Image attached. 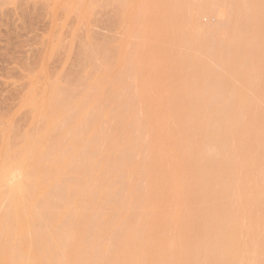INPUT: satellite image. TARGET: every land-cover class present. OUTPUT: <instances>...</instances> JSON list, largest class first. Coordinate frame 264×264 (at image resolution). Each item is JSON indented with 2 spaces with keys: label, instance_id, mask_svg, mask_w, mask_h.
I'll return each instance as SVG.
<instances>
[{
  "label": "rangeland",
  "instance_id": "374dc122",
  "mask_svg": "<svg viewBox=\"0 0 264 264\" xmlns=\"http://www.w3.org/2000/svg\"><path fill=\"white\" fill-rule=\"evenodd\" d=\"M84 0H55V1H53V0H0V134H2L3 136H4V134L5 135H7L6 133H4L3 134V132L4 131H6V128L7 129H11V132H12V134L11 133H9V134H11L12 135V137H14V138H12V137H8V138H12L10 141H13V142H18V141H16L15 139L16 138H18L19 137V139L21 138V137H23V136H25V134L26 133H29L28 132V130H32L33 128V130H37V129H41L40 131L42 132L44 129L43 128H41V127H43L44 126V124H45V120L43 121L42 119V121H39L38 119H39V117H36L37 115L39 116V114H41L39 111H41V110H39L40 108H41V106H39L40 108H37V109H34V104H35V102L36 101H41V99H43V95L41 94V92H42V90L45 88V90L44 91H46V88H48V86L47 87H45L46 85H50V84H53V85H56V84H54V81L55 80H60L59 81V83L58 84H61V78L62 79H64V80H66L67 81V86L69 87V85H70V91L72 92V96H71V102L70 101H68V102H70V103H67V105H69L70 104V107H65V109L67 108L68 109V111H67V113L65 114V116H64V120L66 121V123H68V125H69V120H67V119H70V120H72L73 118H74V120H72L71 122V124L68 126V128L66 127V133H64V135H63V137H64V141H66V142H63V145H64V143H66L64 146L67 148H63V151H64V149H66L64 152H66V153H64V152H62V150L61 149H58L59 148V146L60 145H57L56 144V147L58 146V148H53L54 146H52L50 149H53V150H49L50 151V153H48V149H47V157H46V154H45V152H44V154H43V156L44 157H46L47 158V160L45 161V159H44V162H42L41 161V163H40V165L41 166H46V167H49V165H51L55 160H56V158H58L57 159V163L60 161L61 162V164L60 165H62V169L64 170L65 168H66V170H70L71 171V168H72V166L74 165L75 166V164H73L72 162H74V161H72L71 162V160H75V159H78V158H73V159H69L70 160V162L72 163V165H71V163H69L68 162V158L67 157H69V156H67L68 155V152L70 151V149L72 148V144L70 145V141L72 140H75V142L76 141H78L79 140V142H81L82 140H81V137L83 138V136L81 135L80 136V134H84L85 135V137L86 138H88L89 139V142H91L92 141V143L93 142H96L95 144L93 143V145H94V147H96L95 145L96 144H98L99 146H101V144L105 141V140H103V138L104 137H106L107 138V135L108 134H106L105 135V133H106V130H108V133L110 132L111 133V135H113L114 133H113V131H114V129L116 128V127H118L119 125H121L122 127L124 126L125 127V121H124V123H123V121H121V120H123V119H121L120 121V123L119 122H116V124L115 125H113V126H116V125H118V123H119V125L118 126H116V127H112V125H111V123L113 122V121H115L116 119H118L119 120V117L117 116L116 117V115H117V112L116 111H118L117 109H116V111H115V113H113L114 114V116L116 117H114L113 115H111L112 116V118H115V120L114 119H109V121H112L111 123L110 122H108V120H105L106 118V116H104V114L106 115V113H104V114H102L103 116H102V118H105V119H101L100 117V119L101 120H99V121H101L100 123H99V125L98 124H93V123H91L92 122V119H93V117L92 118H90L91 116H93L92 114L94 113V117H96V116H99V115H101L98 111H96V107L98 106H95V105H92L93 103H94V100H95V103H96V101L98 100V99H95L96 97H97V95L98 96H100V94H96V92H95V94H94V90H96L97 91V93H99L98 92V90L99 91H101L100 89V87H102V86H100V87H97L98 86V83L99 82H101V83H103L104 82V80L106 81V79H101V78H99V75H98V73L100 72L99 70H100V67H101V71H102V67H103V65H105V66H109V67H113V63L112 62H114L115 60V58L116 57H118V59H119V57H122V56H119L118 54H120V52H121V54L123 55V54H126V56L124 55L123 57H125V58H121L122 59V61H124L123 59H125V60H127V55H128V58H131L130 60L132 61H129V59L127 60V61H125V62H121V60H117V58H116V61L117 62H119L118 63V65L120 64V62H121V65H117L119 68H120V66H123V64L122 63H126V62H128V63H126V65L124 64V66L126 67V66H129V65H131L129 68H130V70H129V68H127L128 69V71L126 70V75H124L123 73V77L122 76H120L119 74V77L122 79L123 78V85L124 84H126V86H127V91L129 92V90L131 91V89H133L132 91H131V93H130V97H133V95H134V98H136V99H134L133 98V100L135 101H133L130 97V99L127 101V104L129 105V101L130 100H132V105H130V106H133L134 104V106H133V108H135V110L133 109V108H131V109H128V110H126L127 108H128V106H126V105H124L125 107H127L126 109H125V107H122V108H120V112H122V110H124L123 112H124V114L122 113L121 115H122V117H123V115H125V116H127V120H128V118H129V115H130V117H131V119L133 118H135L134 119V121H132L131 119H129L128 121L129 122H131L130 123V125L134 122V124H133V126H135V123L136 122H140L141 124L138 126V124H136V126H138L137 127V129H139V130H137L136 129V127H134L136 130H135V132H133V134H132V132H130L131 134V137H132V142L134 143L137 139V142L139 141V143H142L141 144V146H143V147H141V149L143 148V149H145V151L143 150V151H141V149L139 150V153L138 152H132L133 154H136L137 156H139L138 154H140V152H141V154L142 155H140V156H142V157H145L147 154H148V152H150V150L148 151V150H146L147 148L148 149H151L152 147V149H153V151L154 150H156V148H157V146H159V145H157V143H156V141H153V142H151L153 139H154V136L156 137L157 136V132H156V130L158 131V129H156L157 127H159V125L158 124H155V123H161L162 122V124H164L165 122H166V126H167V129L170 127V128H172V123L175 121H173V118L174 117H172L173 116V114H172V116H170V117H172V118H170L166 113H164L165 111L168 113V111H167V109H171L170 108V105H173L172 107H178V108H180L181 106L179 105V104H177L176 105V103H177V101L179 100V99H181V100H187V99H189V100H187L188 101V104L190 105V104H192V103H190L189 101H190V94H189V92L191 93V90H190V88H191V86H192V84L194 85V82L196 81V79L198 78V75H196V74H193V73H196L199 69L198 68H201L202 66H207V69L205 70V68H204V70L206 71V72H203L204 74H206V73H208V72H210L211 73V70L209 71L208 70V66H210L209 67V69H211L212 67H211V63L212 64H214L215 62H218L217 61V59L218 58H220L221 56H223V54L222 53H224V52H222L221 51V47L219 48L218 46L221 44L220 42H222L223 43V41H221V40H224V44L226 43L225 42V39H227L226 37H229V33H230V35L232 36V33L234 32V34H233V36H236L237 38H241V40H239V41H241L242 43H243V46L245 47L246 46V44H248L245 48H243V47H241V49L240 50H244V51H246V53L245 54H247V51H249V48H247V47H249L250 46V48L252 49V50H256V49H254V47L256 46L257 48H260V49H258V51L259 50H261V47L260 46H263L264 47V45L262 44V42L264 43V38H263V41H261L260 43H261V45H260V43H256V41L258 42V41H260V39H262V37H259L258 35H256V27L255 28H253L254 26V24H257V26H259V24H261L260 25V27H258L257 28V30L259 31H257L258 33L257 34H259V33H261L262 34V32H260V31H262V30H260V29H263L264 28V26H262V25H264L263 23L264 22H262L263 20L261 19H259L260 21H256V18H255V20L254 21H256V22H254L253 20V29H255L254 30V33H252V34H254V37H257L258 39H254V38H252V35H250L249 33V35L251 36V38H252V40H251V38H248L247 39V43H246V41H243V39H242V34L244 35V33L243 32H248L250 29H249V26H248V24H251V21H249V17L248 18H245V22L244 23H248V24H244V25H247L248 27L246 28V26H244L246 29H244V28H241L240 26L241 25H243L242 23L240 24V28L242 29V31L241 30H239L238 29V27L236 26V25H234V23H233V21H234V17H233V19L232 20H230L231 18V14H230V7L229 6H231L229 3H227V1L226 0H183V3L182 4H184V5H182L181 3H180V1L179 0H174L173 2H168V3H170V4H168V3H165L167 0H165V1H163V3H165V4H167L166 6H168V8L170 9V7H172V5H173V7H175V8H171V10H172V13H171V16H169L170 18L172 17V19L170 20L169 18H167L168 16V13H170V12H168V8L164 5V4H162V5H164L165 7L163 8V9H160V10H158L157 12L159 13V11H161V12H163L164 13V15L165 16H167L166 18H167V21L166 20H161V19H159V15L161 16V15H163V13H161L160 12V14H156L157 16H155V17H157L156 19H154L155 17H154V15H153V12H155V10L152 12V14L150 13L151 11H149V10H147L149 7H148V5H150V4H148V5H146V4H144V3H149L151 0H149V2L147 1V0H92L93 2H91V0H85L84 2H83ZM110 1H111V3H110ZM114 1V2H113ZM156 0H154V2H155ZM159 1V3H160V1H162V0H158ZM170 1V0H169ZM185 1V2H184ZM229 1V0H228ZM230 1H232V0H230ZM229 1V2H230ZM249 1V0H248ZM58 3V5H57V3ZM62 4H64V2H67L68 4H69V2H70V4H69V6L70 7H67V6H65V4L62 6V5H60L61 3ZM94 2L96 3V4H94ZM102 2V3H101ZM106 2V3H105ZM118 2V3H117ZM153 2V1H152ZM151 2V3H152ZM182 2V1H181ZM220 2V3H219ZM234 2H236L237 4H238V2L237 1H234ZM252 2V1H251ZM22 3V4H21ZM66 3V4H67ZM99 3V4H98ZM115 3V4H114ZM118 5H117V4ZM187 3V4H186ZM247 3V2H246ZM258 3V4H257ZM105 4V5H104ZM108 4V5H107ZM139 4V5H138ZM141 4H142V8L144 7V6H146V7H144L143 9L141 8ZM179 4V5H178ZM229 4V5H228ZM233 4V3H232ZM236 4V5H237ZM250 4V3H249ZM252 4V3H251ZM55 5V6H54ZM86 5V6H85ZM96 5V6H95ZM157 5H159V4H157ZM160 5H161V3H160ZM176 5H178V6H176ZM181 5V6H180ZM235 5V4H234ZM235 5V6H236ZM248 5V4H247ZM247 5H245V6H247ZM52 6H54V7H52ZM60 6V8H58ZM62 6V7H61ZM91 6H92V8H91ZM138 6H140L139 8V10H137L138 9ZM152 6H154V4L152 3ZM152 6H150V8L152 9L153 7ZM205 6V7H204ZM240 6H241V4H240ZM249 7L251 6V5H248ZM183 7V8H182ZM207 7V8H206ZM210 7V8H209ZM233 7V6H232ZM239 7V6H238ZM237 7V8H238ZM65 8V9H64ZM92 10H91V9ZM94 8V9H93ZM159 8H162V7H159ZM177 8H179V10H180V12L181 13H179V10L177 9ZM185 8H187V9H185ZM204 8H205V10H204ZM234 8V7H233ZM252 8H254V10H257V11H254L255 12V14L254 15H256L257 13L256 12H261V10H262V12H263V8H264V2L262 1V0H258V1H256V6L255 7H252ZM252 8H249V9H252ZM261 8V9H260ZM69 9V10H68ZM142 9V10H141ZM155 9H158V8H155ZM164 9H167L166 11H164ZM177 9V10H176ZM211 9V10H210ZM229 11H228V10ZM235 9H236V7H235ZM241 9L243 10V7L241 6ZM248 8L246 9V8H244V10H247V12H246V14L248 13V10H249ZM71 10V11H70ZM144 10H145V12L147 13V15H146V13H143L144 15H146V17L148 16H150L151 18L153 17V19H151L150 21L152 22H150V21H148L147 20V22L148 23H146V17L144 16V18H145V20H144V25H145V23H146V26H144L141 22H139V20L137 21V22H139V24L141 23L142 25H139V24H137V23H134L133 22V25L134 26H136V24L139 26V28H140V26H141V28H146V30L143 28V29H141L140 28V30H139V28L137 27H135L136 29H138V32L139 31H143L144 32V35H142L143 33H138V34H136L137 32H136V30L135 29H133V30H135V33L134 32H131L132 30H130V29H128V25L130 24V23H132V22H129V24H127V26H126V21L131 17H133V15L132 16H130V14L131 13H136L135 11H138V12H141V13H139L140 15L142 14V12H144ZM171 10H169V11H171ZM183 10V11H182ZM243 10V11H244ZM131 12L130 14L128 13V12ZM133 11V12H132ZM149 11V12H148ZM177 11H178V13H177ZM205 11V12H204ZM209 11V12H208ZM231 11H233V10H231ZM235 11H240V8L239 9H237V10H235ZM252 11V10H251ZM245 12V11H244ZM250 12V11H249ZM129 14V18H127V14ZM233 13V15L236 13V12H232ZM239 13V12H238ZM253 12H250L249 13V15H251ZM258 13V14H259ZM264 13V12H263ZM126 14V15H125ZM142 14V15H143ZM149 14V15H148ZM167 14V15H166ZM172 14H174L175 16L173 17V15ZM176 14H177V16H176ZM230 14V15H229ZM262 14V13H261ZM89 15V16H88ZM139 15V16H140ZM142 15L140 16V17H142ZM170 15V14H169ZM248 15V14H247ZM260 15V14H259ZM259 15H256L257 16V18H258V16ZM138 16V15H137ZM138 16V17H139ZM230 16V17H229ZM234 16H236V15H234ZM264 15H262V16H260V17H263ZM254 16H253V14H252V18H250V20L251 19H254L253 18ZM162 18H164L163 16H162ZM165 18V19H166ZM228 18V19H227ZM230 18V19H229ZM125 19H127L126 21H125ZM133 19V18H132ZM131 19V20H132ZM135 19V18H134ZM138 19V18H137ZM247 19V20H246ZM130 19L128 20V21H131ZM159 20V21H158ZM228 20H230V21H232V23H230ZM236 20V19H235ZM127 21V22H128ZM133 21V20H132ZM134 21H136V19L134 20ZM140 21H143V18H141L140 19ZM125 22V23H124ZM155 23V24H154ZM229 23H230V25H229ZM152 24H153V26H152ZM226 24V25H225ZM236 24V23H235ZM131 25V24H130ZM147 25H149L148 27H147ZM134 26H133V28H134ZM143 26V27H142ZM151 26H152V28H151ZM227 26H229V28H230V26H232L233 27V29H231L232 31H230V29L227 27ZM227 27V30L228 31H230L229 33L228 32H226V30H224L225 28ZM130 28H131V26H130ZM152 30H151V29ZM224 28V29H223ZM132 29V28H131ZM219 29H222V30H219ZM234 29H236V30H234ZM253 29H251L252 31H253ZM130 30V31H129ZM145 30V31H144ZM149 30H151V31H149ZM210 30V31H209ZM250 30V31H251ZM128 31V32H127ZM206 31V32H205ZM130 32V33H129ZM232 32V33H231ZM146 33V34H145ZM148 33H149V35H148ZM151 33V34H150ZM240 33H241V37H239L238 35H240ZM251 33V32H250ZM264 33V32H263ZM211 34V35H210ZM218 34V35H217ZM185 35V36H184ZM208 35V36H207ZM213 35H216V36H213ZM247 35V34H246ZM246 35H244V36H246ZM256 35V36H255ZM260 35V34H259ZM205 36V37H204ZM213 36V38L214 37H217V38H219L218 40H220L219 41V43L220 44H218V48H215L216 46H214V43L216 42H218L217 40H215V42H212V41H214V39L213 40H211V43L213 44V48H211V49H213V50H215V49H218V52H219V49H220V51L222 52V53H220V54H222L220 57H219V53L217 52V51H215V52H217V53H215L213 50H212V52H211V50L209 51L208 49H210V43H209V40L208 39H210L211 37ZM220 36V37H219ZM249 36V37H250ZM145 37V38H144ZM187 37V38H186ZM190 37V38H189ZM210 37V38H209ZM248 37V36H247ZM246 37V38H247ZM263 37H264V35H263ZM144 38V39H143ZM216 38V39H217ZM237 38H235V40L237 39ZM245 37H244V39H246ZM230 39H232V41H234V39H233V37L231 38L230 37ZM186 40H189V41H186ZM191 40V41H190ZM203 41V40H207L208 41V43H209V48H206V45H207V42H205V46H203V48L201 49L200 47H198L197 46V44H198V42L199 41ZM238 40L237 41H235V42H238ZM229 41V40H228ZM231 41V40H230ZM248 41L250 42V43H253L252 45L250 44V43H248ZM192 42V43H191ZM201 42H199L200 44L199 45H201ZM241 42H239V44H241ZM197 43V44H196ZM215 43V45H217ZM189 44H190V46H189ZM196 44V45H195ZM202 44H204V43H202ZM259 44V45H258ZM88 45H90V46H88ZM93 45H94V47L96 48V46H97V48L100 46V47H102V49H103V47L105 48H109L108 50H111V52L114 50V52L115 51H120L118 54H117V56H116V53L114 54V58L112 59V62H109V64L110 65H112V66H110L109 64H104V63H102L103 62V60H99V61H101V62H99L98 60H96V59H92L91 61L89 60V59H87L88 58V56H86L85 57V55H86V52L87 51H89V50H87L86 52L84 51L86 48H90V47H93ZM96 45V46H95ZM191 46H193V47H191ZM196 46V47H195ZM222 46V45H221ZM227 46V45H226ZM240 46H242V44L240 45ZM83 47H85V49L83 48ZM93 47V49H95ZM99 47V48H100ZM187 47V48H186ZM191 47V48H190ZM200 48L201 50H205L206 51V49H207V52L208 53H210V54H208L207 52L206 53H202L201 55L199 54L198 55V53H197V55H196V51L197 52H201V50H198V48ZM205 47V48H204ZM230 47V46H229ZM188 48L190 49V50H188ZM192 48H194V49H196V51H195V55L196 56H198V58H196L197 59V64L199 65H197L196 67H198V68H192L193 67V58L195 57H193V55L194 54H192L191 55V53L194 51V49H193V51H192ZM225 48H227V47H225ZM236 47H233L232 46V49H235ZM238 48V47H237ZM106 49V50H107ZM186 49L188 50L187 52H186ZM227 49H229V52L231 53V51H230V49L231 48H227ZM227 49H225L227 52H226V55L228 54V50ZM250 49V51L249 52H251L252 50ZM90 50H92V48L90 49ZM108 50H107V52H108ZM161 50V51H160ZM224 50V51H225ZM84 51V53H85V55L82 53ZM142 51V52H141ZM154 51V52H153ZM236 51H237V49H236ZM257 51V52H258ZM263 51V53H264V50H262ZM114 52H112V53H114ZM134 52H136V53H134ZM138 52V53H137ZM144 52V53H143ZM164 52H167V53H164ZM174 52V53H173ZM190 52V53H189ZM204 52V51H203ZM233 52H235L234 50H233ZM243 52V51H242ZM109 53H110V51H109ZM169 53V54H168ZM184 53V54H183ZM189 53V54H188ZM194 53V52H193ZM237 53H238V51H237ZM236 53V54H237ZM240 53V52H239ZM238 53V54H239ZM120 54V55H121ZM143 54V55H142ZM156 54V55H155ZM168 54V55H167ZM173 54V56H171ZM175 54V55H174ZM206 54V55H205ZM225 54V53H224ZM241 54V53H240ZM240 54H239V57H240ZM244 54V53H243ZM244 54V55H245ZM251 54L253 55L254 54V52L252 51L251 52ZM250 53H248V55H251ZM258 55H260L259 53H257ZM83 55V56H82ZM111 55V54H110ZM113 55V54H112ZM137 55H141L140 57L141 58H139ZM162 55V56H161ZM165 55V56H164ZM190 55V56H189ZM231 55H233V54H231ZM248 55H246V56H248ZM252 55H251V57H252ZM257 55V56H258ZM151 56V57H150ZM161 56V57H160ZM164 56V57H163ZM180 57L179 59H178V57ZM187 56H188V58H187ZM200 56V57H199ZM205 56V57H204ZM213 56V58H211ZM225 56V55H224ZM223 56V57H224ZM234 56V55H233ZM232 56V57H233ZM245 56V57H246ZM256 56V51H255V55H254V58H256L255 57ZM260 56H262V52H261V55ZM103 57V56H102ZM112 57V56H111ZM138 57V58H137ZM160 57V58H159ZM166 57H167V59H166ZM175 57V58H174ZM226 57V56H225ZM224 57V58H225ZM237 57V56H236ZM236 57H234V58H236ZM249 57V56H248ZM248 57H247V59H245L244 58V56H243V58L245 59L243 62H245V61H248L249 63H251V65H252V67L254 68V69H258V71H259V68L261 67L262 69H263V73H264V66H262V64H263V62H264V59H263V61H262V63L261 62H259V63H261V64H259V65H257L258 67H256V66H253L254 64H252V62H254V61H251L252 59H250V57H249V60H248ZM99 58H100V56H99ZM98 57H97V59H99ZM104 58H105V56H104ZM172 58V59H171ZM177 58V61L179 60V64H176V63H174V61H175V59ZM187 58V59H186ZM190 58V59H189ZM227 58V57H226ZM233 58V59H234ZM253 58V60H255ZM262 58H264V55L262 56ZM261 58V59H262ZM87 59V60H86ZM107 59V60H106ZM106 59H105V61H110V59L108 58V57H106ZM109 59V60H108ZM169 59H171V60H173L174 59V61H173V63H174V65H172L171 63L169 64L168 62H167V60H169ZM195 59V58H194ZM196 59H195V62H196ZM210 59L212 60V62H209L210 61ZM222 59L223 58H221L220 59V63L218 62V64L217 63H215V64H217V65H220V64H223L224 66H221V67H225V66H228V65H225V63H221V61H222ZM232 59V58H231ZM231 59H228L227 58V60H231ZM240 59V58H239ZM258 58H256V60H257ZM83 60V61H82ZM85 60V61H84ZM93 60H95V61H93ZM166 60V61H165ZM187 60V61H186ZM193 62H192V61ZM216 60V61H215ZM226 60V59H225ZM226 60V61H227ZM237 60V61H236ZM243 60V59H242ZM241 60V61H242ZM255 60V61H256ZM259 60H260V58H259ZM258 60V61H259ZM97 61V62H96ZM183 62L182 64L180 63V62ZM204 61V62H203ZM215 61V62H214ZM225 61V62H226ZM241 61H238V58L237 59H235V63H236V65L235 66H237V64L240 66V63H241ZM251 61V62H250ZM258 61L257 62H255L256 64L258 63ZM94 62V63H93ZM117 62H115V64L117 63ZM131 62V63H130ZM164 62V63H163ZM169 62H172V61H170L169 60ZM195 62H194V64H195ZM223 62V61H222ZM234 62V61H233ZM242 62V63H243ZM106 63V62H105ZM230 63V65H231V62H229ZM242 63H241V66L239 67L238 66V68L240 69H249L248 68V66H250V64L247 66L246 65V67L244 66V65H242ZM247 62H245V64H246ZM82 66H81V65ZM89 64V65H88ZM90 64H92L91 66H90ZM182 65V67H184V69L183 70H185V71H187L188 73H187V75L185 74L186 72L185 71H183L184 73L182 74V75H184L185 74V78H186V76H187V79L189 78V79H191L194 75H196V77H195V81L194 80H192V84L191 83H188V84H191V85H189L190 86V88L188 87V84H187V89L189 90L188 91V95H187V93H184L185 95H187L188 96V98H182L183 96H184V94L182 93H179V91L180 92H183V88H182V90L180 89L181 87L179 86H177L180 90H177V87H175V85H174V82H175V84H176V81H177V79H178V77H182V75L180 76V74H179V76L178 77H174V79H176V80H174L173 79V77H171L170 75H174L175 76V73H176V76H177V71H174L173 72V70H172V72H173V74H172V72L170 73V66H174L173 68H174V70H176L177 68H178V66L179 65ZM187 64V65H186ZM214 64V65H215ZM226 64H228V63H226ZM233 64V63H232ZM244 64V63H243ZM96 65V66H95ZM170 65V66H169ZM178 65V66H177ZM186 65V66H185ZM202 65V66H201ZM217 65H215V66H217ZM81 66V67H80ZM94 66V67H93ZM100 66V67H99ZM104 66V67H105ZM167 66H169V67H167ZM177 66V68L175 69V67ZM201 66V67H200ZM232 66V65H231ZM233 66H234V64H233ZM97 67H99L98 69H97ZM103 67V68H104ZM109 67H106L107 69L109 68ZM115 67V66H114ZM180 67V66H179ZM182 67L181 68H178V69H180V71H182ZM194 67H195V65H194ZM220 67V68H221ZM245 67V68H244ZM252 67H251V69H252ZM90 68V69H89ZM117 68V67H116ZM121 68H123V67H121ZM164 68V69H163ZM168 68V69H167ZM231 68V67H230ZM229 68V69H230ZM237 68V67H236ZM235 67L233 68V69H235V70H232L231 69V71H233V72H235V71H237V69H236ZM110 69H112V68H110ZM115 69V68H114ZM114 69H112V71L114 70ZM125 69L126 68H123V71H125ZM177 69V70H178ZM193 69H194V72H193ZM198 69V70H197ZM218 70L219 69V66H217L216 68L214 67L213 68V70ZM238 69V70H239ZM243 69L241 70V73H240V75L241 74H246L247 72H244L243 73ZM253 69V70H254ZM80 70H81V72H80ZM99 72H98V71ZM104 70V69H103ZM166 70V71H165ZM197 70V71H196ZM201 71H202V68L200 69ZM199 70V71H200ZM208 70V71H207ZM213 70H212V73H213ZM252 70V71H253ZM261 70V69H260ZM105 71H106V69L104 70V73H105ZM108 72H109V69L107 70ZM119 72L120 73V71L121 70H119L118 68H117V70H116V72ZM192 71V72H191ZM196 71V72H195ZM220 71H221V69H220ZM220 71H219V73H220ZM222 71H224L225 72V70L223 69ZM221 71V72H222ZM230 71V70H229ZM230 71V72H231ZM247 71H251V70H247ZM257 70H255V72H256ZM80 74H79V73ZM92 72V73H91ZM103 72V71H102ZM115 72V71H114ZM116 72H115V74H116ZM117 72V73H118ZM127 72H128V74H127ZM165 72V73H164ZM178 72H179V70H178ZM227 72V71H226ZM229 72V73H230ZM233 72H231V73H233ZM238 72V71H237ZM254 72V73H255ZM104 73H103V75H104ZM167 73H169V74H167ZM200 73V72H199ZM208 74V75H211V74ZM219 73H217V71L215 72L214 71V74L218 77V74ZM230 73V74H231ZM258 73V72H257ZM257 73L256 74H253L252 72L250 73V74H253V76L254 75H257ZM262 73V74H263ZM108 74V73H107ZM109 74L111 75V77L110 78H108V79H110L111 80V78H112V75H113V73L111 74V71L109 72ZM108 74V75H109ZM121 74V73H120ZM121 74V75H122ZM167 74V75H166ZM197 74H198V72H197ZM221 75H220V79H224L226 76V74L225 73H223V75H222V73H220ZM230 74H228V72H227V77H229L228 75H230ZM235 74V73H234ZM260 74H261V72H260ZM60 75V77H58ZM81 75V76H80ZM82 75L84 76V77H82ZM86 75H87V77H86ZM101 75V74H100ZM103 75H102V77H103ZM106 75V74H105ZM118 75H116L115 77L117 78H115L116 80H118L119 79V77H117ZM207 75V76H208ZM236 75V74H235ZM239 75V74H238ZM247 75V74H246ZM249 75V74H248ZM247 75V76H248ZM259 75V74H258ZM264 75V74H263ZM262 75V76H263ZM79 76V77H78ZM200 76V75H199ZM202 76V75H201ZM207 76L205 75V77H206V79L208 80V83H205V84H203L202 82H201V84H203V85H200V86H202V90L204 91V89L205 88H207V87H211V88H208V89H206L208 92L209 91H211L212 90V86H210V85H212V84H209V82H211L210 80H212V79H210L209 80V78L211 77H208L207 78ZM243 76V75H242ZM247 76H246V78H245V76H244V79H247ZM249 76H251V75H249ZM248 76V77H249ZM253 76H251L252 78L251 79H253ZM57 77V78H56ZM101 77V76H100ZM108 77V76H107ZM161 77H162V79H161ZM217 77H215L214 76V79H216ZM237 77V76H236ZM235 76H234V78H236ZM256 78L257 77H259V76H255ZM261 77V76H260ZM81 78H83V80L81 79ZM104 78H106V77H104ZM126 78V79H125ZM167 78V79H166ZM169 78H172V79H170L169 80ZM184 78V77H183ZM182 78V79H183ZM200 79L199 80H197V83L198 84H200V80L202 81V79H204V76L202 77V79H201V77H199ZM212 78V77H211ZM229 78H232L231 77V75H230V77ZM228 78V80H230ZM238 78V77H237ZM254 79L255 81L257 80L258 81V78L257 79ZM264 78V76L263 77H261V80ZM107 79V80H108ZM113 79H114V77H113ZM112 79V80H113ZM114 79V80H115ZM121 79H119L120 81H121ZM165 79V80H164ZM181 79V78H180ZM180 79H178L179 81H180ZM182 79H181V81H182ZM188 79V80H189ZM194 79V78H193ZM206 79H205V81H206ZM219 79V80H220ZM242 79V78H241ZM244 79H242L241 80V82L239 81V79L237 80L240 84L241 83H243V84H245L244 82H242ZM250 79V78H249ZM70 80V81H69ZM78 80V81H77ZM79 80H81V81H79ZM114 81L115 83H116V86L114 85V83H112L113 81H111L110 83H112L114 86V90H115V92H120L121 93V91L123 90H121L120 88H118L119 86H121L122 84H120L121 82L120 81ZM169 80V81H168ZM184 80V79H183ZM217 80V79H216ZM218 80V81H219ZM220 81V82H224V81ZM227 80V79H226ZM234 80V79H233ZM248 80V79H247ZM247 80H245V82H247V83H249V84H247V85H251L250 84V82H248ZM253 80V81H254ZM261 80H259V83H258V85L257 84H255V83H253V84H255V85H257V86H254L253 85V88L255 89V87H256V89H258V88H260L258 91L256 90H254L253 88H251V90H254L255 92H257V94H259L261 91V88L264 86V81L262 80V83L260 82ZM49 81V82H48ZM52 81V82H51ZM66 81L65 82H63L62 81V83H66ZM68 81L70 82V84H68ZM72 81V82H71ZM91 81V82H90ZM103 81V82H102ZM159 81H161V83L159 82ZM166 81V82H165ZM178 81V82H179ZM185 82H186V79L184 80ZM199 81V82H198ZM204 81V82H205ZM235 81V80H234ZM251 81V80H250ZM253 81H251V83L253 82ZM56 82H58V81H56ZM82 82V83H81ZM85 82V83H84ZM120 82V83H119ZM172 82V83H171ZM189 82H191L190 80H189ZM207 82V81H206ZM226 82V81H225ZM48 83V84H47ZM50 83V84H49ZM101 83H99L100 85H102ZM110 83H107V84H109L110 85V89H111V87H112V84H110ZM163 83V84H162ZM180 83V82H179ZM179 83L177 84V85H179ZM182 83H184V82H182ZM212 83H213V81H212ZM43 84H44V86H43ZM63 84V85H64ZM72 84V85H71ZM85 86H84V85ZM90 84V85H89ZM120 84V85H119ZM128 84V85H127ZM165 84H167L166 86H165ZM172 84L174 85L173 87H172ZM186 83H184V85H185ZM197 84V85H198ZM223 84V83H222ZM263 84V86H261ZM37 85V86H36ZM40 85V86H39ZM53 85H52V87H53ZM62 85V84H61ZM122 85V86H123ZM183 85V87H186V86H184ZM43 86V87H42ZM51 86V85H50ZM65 86V85H64ZM91 86V87H90ZM96 86V87H95ZM107 87H108V85H106ZM121 86V87H122ZM125 86V87H126ZM128 86H130V87H128ZM207 86V87H206ZM223 86L225 87V84H223ZM246 86V85H242V88H243V90L245 91V90H247V89H244V87ZM106 87V88H107ZM113 87H112V89H111V92H110V90L108 91L110 94L112 93V91H113ZM124 87V86H123ZM124 87V90L126 91V88ZM174 87H175V90H177L178 91V94L180 95H176L177 94V91H176V93H174L175 91H174ZM193 87V86H192ZM197 87V88H196ZM198 87H199V85L198 86H196L195 85V87H193V88H195V90L196 89H198ZM203 87H204V89H203ZM248 86H246V88H247ZM251 87V86H250ZM33 90H32V89ZM37 88V89H36ZM98 88H100V89H98ZM103 88V87H102ZM106 88H103V90L105 89L106 90ZM116 88H118V90H116ZM193 88H191V89H193ZM38 89H41V90H38ZM49 89H51V88H49ZM48 89V92L46 93V92H44V93H46L45 95H47L48 93H51V90H49ZM73 89V90H72ZM121 91H120V90ZM201 88L199 87V90H200ZM209 89H211V90H209ZM222 90H224L223 88H221ZM221 89H218V90H221ZM227 89V88H226ZM225 89V91H227ZM263 89V88H262ZM35 90H36V92H35ZM104 90V91H105ZM184 90H186V88L184 89ZM194 90V91H195ZM201 90V92H198V93H200V95L201 96H199L200 98V100L198 101L199 102V106H198V102H196L195 101V97L194 96H192V101L194 100V102L196 103V105H195V103H194V106H196V108H202L201 109V111H204V107L206 106V108H207V106H208V108H210V110L212 109L213 110V108H215V106H219L220 104H217V105H215L214 107H212L211 106V103H213V101L214 102H216L217 100H214L213 98L215 97H213V96H211V93H209V95L207 96L205 93H208V92H206V90L204 91L205 93H203V91ZM250 89H249V92L251 91ZM33 91V92H32ZM37 91H38V93H37ZM126 91V92H127ZM142 91H144V92H142ZM193 91V90H192ZM196 91H198V90H196ZM195 91V92H196ZM224 91V92H225ZM243 91V92H244ZM254 91L253 92H250V93H253V97H256L255 95H257L256 93H254ZM107 91H106V93H108ZM219 92V91H218ZM221 92L222 91H220V93L219 94H221ZM102 93H104L103 94V96H105V97H107L106 96V93L105 92H102ZM108 93V94H109ZM114 93V92H113ZM123 93H125L124 91H123ZM132 93H134L133 95H132ZM148 93H150L149 95H148ZM193 93V92H192ZM213 93V92H212ZM245 93V92H244ZM243 93V94H244ZM247 94H248V91L246 92ZM249 93V94H250ZM263 93V92H262ZM40 94V95H39ZM78 94H79V96H78ZM109 94V95H110ZM122 94V93H121ZM147 94V95H146ZM194 95H196L195 93H193ZM204 94V95H203ZM222 94H224L223 92H222ZM221 94V97H222V99H220L221 100V102L222 101H226L227 100V105L226 104H223V105H225L226 107H225V109H229V103H228V97H225V96H223ZM225 94H227V93H225ZM224 94V95H225ZM229 94V93H228ZM246 94V95H247ZM249 94H248V97L249 98H251L252 99V96H249ZM30 95V98H32L30 101H31V105H30V103L29 104H27L26 103V101H27V99H30L28 96ZM33 95V96H32ZM42 95V96H41ZM49 95V94H48ZM51 95V94H50ZM75 95V96H74ZM125 95L126 96H128V93H125ZM132 95V96H131ZM183 95V96H182ZM206 95V96H205ZM213 95V94H212ZM231 94H229L228 96H230ZM250 95H252V94H250ZM261 95V94H260ZM32 96V97H31ZM143 96V97H142ZM152 96V97H151ZM220 96V95H219ZM233 96V95H232ZM231 96V97H232ZM262 97H263V95H261ZM52 97V96H51ZM83 97V98H82ZM90 97V98H89ZM95 97V98H94ZM100 97H102V96H100ZM99 97V98H100ZM148 97H150V98H148ZM156 97V98H155ZM181 97V98H180ZM190 97V98H189ZM193 97H194V99H193ZM197 97V96H196ZM208 97H213V98H211L210 100H209V98ZM261 97V98H262ZM45 98H46V96H45ZM44 98V99H45ZM81 98V99H80ZM94 98V99H93ZM98 98V97H97ZM128 98V97H127ZM147 98V99H146ZM153 98V99H152ZM155 98V99H154ZM208 98V99H207ZM218 98V97H217ZM248 98V99H249ZM257 104H256V106L258 105V103L260 104L261 103V105H262V103H263V105H262V110L261 111H259V113H261V112H264L263 110V106H264V97H263V99L261 100V101H259V99L258 98H260L258 95H257ZM43 99V100H44ZM93 99V100H92ZM108 99H110V97L108 98L107 97V100H104L103 102H104V104L103 103H101L102 101V98L99 100L100 101V105L102 104V105H105L106 106V108L108 107L107 106V104H105V101H108ZM143 99V100H142ZM198 99V97L196 98V100ZM213 99V100H212ZM216 99V98H215ZM218 99V100H219ZM225 99V100H224ZM231 99H234L233 97L231 98ZM231 99H229L230 101H232ZM43 100L41 101V102H43ZM47 100H49V98H47ZM50 100H51V98H50ZM136 100H137V102H136ZM148 100L149 101H151V100H153V102H156V104L155 105H159V107H157V110H154V108L152 109V110H154V112H158V114L156 115L155 113H154V115H153V119H154V121L152 120V121H150V122H148V125H147V118H146V120H145V117H147V115H148V118H149V112H151V110H148V107L149 108H152V107H150L151 105H153L154 103H152L151 104V102L150 103H148V104H150V106L146 103V102H148ZM180 100V101H181ZM183 100V102H187L186 100L184 101ZM207 100H209L208 102H207ZM254 99H252L251 100V102L253 101ZM29 101V102H30ZM46 101V99L44 100V102ZM91 101H93V103H91L90 104V102ZM99 101H98V103H99ZM139 101V102H138ZM159 101H160V103H159ZM176 101V102H175ZM212 101V102H211ZM236 101V100H235ZM255 101V100H254ZM41 102H38V103H40L41 104ZM158 102V103H157ZM161 102H162V104H161ZM219 102V101H218ZM217 102V103H218ZM234 102V101H233ZM237 102V101H236ZM236 102L234 103V105H232V106H235V105H237L236 104ZM249 102H250V99H249ZM37 103V102H36ZM37 103V104H38ZM97 103V104H98ZM108 103V102H107ZM110 103L112 104V102H111V100H110ZM130 103H131V101H130ZM174 103V104H173ZM179 103V102H178ZM223 103V102H222ZM221 103V104H222ZM231 103V102H230ZM252 103H254V102H252ZM40 104H38V105H40ZM111 104H109V108L112 110L113 108H115L114 106H111ZM183 104V103H182ZM181 104V105H182ZM184 104H186V103H184ZM183 104V105H184ZM37 105V106H38ZM66 105V106H67ZM79 105V106H78ZM99 105V107L102 109V106H100ZM113 105V104H112ZM163 105V106H162ZM175 105V106H174ZM183 105H182V110H184L183 109ZM200 105H201V107H200ZM203 105V106H202ZM213 105V104H212ZM252 105H254V104H252ZM251 105V106H252ZM77 107L78 109L77 110H73V112H74V115H76L77 116V112L76 111H80L81 113H79V115L81 114V116H82V113H83V116L82 117H84V114H85V117L86 116H88L90 119L88 120V117L87 118H84L85 119V122H84V120L82 119V117L80 116V117H78V118H75L74 117V115L72 116V112H71V110L74 108V107ZM81 106V107H80ZM186 106V108H187V104L185 105ZM210 106V107H209ZM259 106V110H260V108H261V106L260 105H258ZM73 107V108H72ZM76 107H75V109H76ZM99 107H97L98 109H99ZM111 107H113V108H111ZM154 107V106H153ZM166 107H167V109H166ZM191 107V106H190ZM189 107V108H190ZM231 107V106H230ZM89 108V109H88ZM130 108V107H129ZM158 108H159V111H163V112H159L158 111ZM162 108V109H161ZM166 110H165V109ZM178 108H176V109H178ZM181 108L179 109V111H181V113H176V117H178L179 118V120H176V121H178V123H179V121L181 120V119H183V121H180V123H181V125H182V123L183 122H185L186 121V119H187V124H186V127H188L187 128V130H189L190 129V127H195V129H197L198 127L197 126H199V125H201L202 124V122H203V120H204V128H203V124L201 125L202 126V128L204 129H198V131L196 130V132H199V130L200 131H202L201 133H204V134H206L205 132L207 131H211V130H215V129H217V127H215L217 124H218V122H215V123H217V124H214L213 122L214 121H211V119L210 118H212V120H214V119H218L219 117L217 116V115H219V113H218V111H220L221 112V110H220V108H218V109H216L215 110V113H218V114H215V115H213L212 113V115H211V117L210 116H208V118H207V120H210V121H205V119H203V118H205L204 116H202L203 118L202 119H200L199 118V120L201 121V122H197V121H199L197 118L199 117H196L197 116V114L200 112L201 113V111H198V113H197V111L196 110H198V109H196V110H194L193 109V104H192V109L191 110H194V112L196 111V113L197 114H195V117H193L192 115V112L193 111H190L191 113H190V115H189V112L187 113V115L186 116H183L184 114H185V111H186V109H185V111H182L181 110ZM205 109L206 110V112H208L209 114H210V112H209V109ZM255 108H257V107H255ZM64 109V110H65ZM225 109L223 110L224 112H225ZM231 109V108H230ZM35 110H37V112H39V114L36 112L35 113ZM92 110V111H91ZM103 110H105V109H102V111ZM111 110H108V112H107V117L109 118V113H111ZM115 110V109H114ZM114 110H112V111H114ZM129 110H131V113L129 112ZM190 110V109H189ZM208 110V111H207ZM211 110V111H212ZM218 110V111H217ZM226 110V111H227ZM44 110L42 109V112H43ZM86 111V112H85ZM91 111V112H93L92 114H90L89 112ZM96 111V112H95ZM100 111V110H99ZM105 111H107V110H105ZM110 111V112H109ZM125 111L126 112H129L130 114H127V113H125ZM132 111H133V114H132ZM173 112V111H178V110H175V108L174 109H171L170 111H169V115H171L170 114V112ZM217 111V112H216ZM47 113L49 112V111H46ZM50 112H52V111H50ZM49 112V113H50ZM66 112V110L62 113L63 115H64V113ZM68 112H70L69 114H68ZM75 112H76V114H75ZM98 112V113H97ZM119 112V111H118ZM119 112V113H120ZM182 112H184V113H182ZM193 112V113H194ZM213 112V111H212ZM44 113V112H43ZM95 113H97L96 114V116H95ZM118 113V114H119ZM153 113V112H152ZM162 113V114H161ZM199 113V114H200ZM205 113V112H204ZM223 113V112H222ZM227 113V112H226ZM37 114V115H36ZM46 114V113H45ZM87 114V115H86ZM99 114V115H98ZM116 114V115H115ZM127 114V115H126ZM163 114H165V115H163ZM180 114H181V116H180ZM192 114V115H191ZM209 114H207V115H209ZM243 114V113H242ZM36 115V116H35ZM46 115H48V121L52 118L53 119V117H51V116H54V119H55V115L54 114H46ZM45 115V116H46ZM51 115V116H50ZM157 117H156V116ZM160 115V116H159ZM175 115V114H174ZM201 115H202V113L200 114V117H201ZM205 115H206V113H205ZM226 115V114H225ZM51 118H50V117ZM67 116H68V118H67ZM111 116H110V118H111ZM120 116V115H119ZM125 116H124V118H125ZM150 116H152L151 114H150ZM156 117V119H155V117ZM163 116V117H162ZM183 116V117H182ZM191 116V117H190ZM215 116H217L216 118H214L213 119V117H215ZM241 116V115H240ZM259 117L261 116V114L260 115H258ZM264 116V113H263V115H262V117ZM35 117V118H34ZM44 117V116H43ZM69 117H71V118H69ZM137 117V118H136ZM175 117V118H176ZM181 117V118H180ZM187 117V118H186ZM207 117V116H206ZM253 116H251V117H248V120H249V118L251 119ZM258 117V118H259ZM38 118V119H37ZM40 118H42V114H41V116H40ZM66 118V119H65ZM158 118V119H157ZM161 118V119H160ZM168 118V119H167ZM174 118V119H175ZM185 118V119H184ZM191 118H193L192 120H191ZM194 118H196V121H193V120H195ZM238 117H236L235 119H237ZM241 118H242V116H241ZM247 118V117H246ZM246 118H244V115H243V119L242 120H244V121H246V124H244L245 126H243L244 127V130H246V129H251L250 127L249 128H246L245 129V127H246V125L247 124H249V126H250V124L252 123L251 121H252V119H251V123H247V119ZM256 118V117H255ZM264 118V117H263ZM262 118V119H263ZM44 119H46V117H44ZM56 119H57V117H56ZM60 119V118H59ZM62 119V118H61ZM60 119V120H61ZM87 119V120H86ZM150 119H152V118H150ZM177 119V118H176ZM234 119V121H237V120H235ZM38 120V121H37ZM64 120H62L63 122H65ZM94 120H96V121H98L97 119H94ZM102 120H103V122H102ZM145 120V121H144ZM166 120V121H165ZM173 122H172V121ZM241 120V121H242ZM254 120V119H253ZM260 120H261V118H260ZM260 120H258L259 122H261L262 124H264V121H260ZM56 121V120H55ZM54 121V122H55ZM88 121V122H87ZM91 121V122H90ZM96 121H93V122H96ZM117 121V120H116ZM145 122L146 124H144L143 122ZM161 121V122H160ZM218 121H219V119H218ZM230 121V122H229ZM229 121H227V123L229 122L230 124H223V125H221V122L219 121V125H221V126H219L220 128L223 126H225L227 129L225 130L224 128H223V132H224V134L226 133H228L227 135L229 136H233V138H231L230 136H229V140H227L228 139V136H226L227 137V139H226V137L224 138V139H226L229 143H227L226 141H224V143L226 142L227 144H228V146L227 145H225V147L224 148H226L227 149V147H229V149H227L228 150V152H230L231 150H233L234 152H235V150L237 151V152H242V151H246V147H247V149L248 148H250L251 146V148H250V150L251 149H254V146H256V148L257 149H254V151L256 152L257 151V155L255 156V155H252V153H254V151L253 152H251L250 151V153L248 154V153H246L245 151V154H244V152H242V153H239V154H242L241 155V157H239L240 155L238 154V158H236L235 157V155H234V157L236 158V159H241V161L242 162H246L247 160L249 161V163H251V162H253V164H256L257 163V165H255V167L253 166V164H249V163H245L246 164V166L248 167V169H246V167L242 170V171H244L246 174H248V177H247V175L244 173V172H242V173H244L245 174V178L243 177V175L241 176L240 175V177H242V180H241V182L239 183V181L237 182V180H236V182L239 184V185H237L236 183V186H235V188H234V186H233V184L231 185V183H230V187H233V188H230L231 190H229V189H227V190H229V191H227L226 189H224L223 188V186H222V184L221 183H218L219 184V186H220V184H221V189L223 190V194H228V196H229V198L230 197H232V198H227L226 197V200L228 201V212H227V209H225V208H222V207H225L224 205H226V204H221L222 202L223 203H225V201H224V197L225 196H221L222 198H221V208L222 209H219L220 208V205L218 204V206H219V208H217L215 205V203L213 204L217 209H216V215L218 214L217 212V210L219 209V213H220V211L221 210H223V209H225L224 211L227 213H225L226 215H229V214H231V215H229L230 216V219L229 218H227L224 222H226L227 221V223L229 222L230 224H231V226H232V228L234 227L233 225H232V223H233V221L231 220V216H232V218H234V221L236 222V224H234V225H236L235 227L237 228V230H236V232H238L239 233V235H240V239H242V237H243V239L244 240H242V241H240V244L241 243H243L244 245H243V249H245L246 251L244 252V250H242L243 251V253L241 252V251H238V252H240V253H238L237 254V256L238 255H240L239 257L241 258H239V257H237V259H238V262H235L236 264H239V261H242L243 262V264H260L261 262L260 261H264V257H262V256H264L261 252L262 251H264V245H263V241H264V237H262V236H264V234H263V231H264V217H263V213H264V199H263V196H264V192H263V190H264V137H262L261 135H259L260 136V138H261V140H259V137L257 138V137H255L254 135H256V134H254L253 136V141H252V134L254 133L253 132V130H255L256 131V127H259L260 125H262V124H260V125H258V122L256 123L257 124V126L255 127L254 125V128L252 129V134H251V136L249 135L248 136V134L249 133H251L250 131H249V133L248 132H246V131H248V130H246L245 132L246 133H248V134H246V133H244V130L242 129V126H240V129L243 131V137H242V135H241V133H242V131H240L239 132V128L237 129L236 127H235V125H237V124H235V123H237V122H235L234 123V121H231V120H229ZM243 121V122H244ZM256 121V120H255ZM255 121H253L254 123H255ZM50 122V121H49ZM49 122H47V120H46V123H48L49 124ZM52 122V121H51ZM54 122H52V124L51 125H53V124H55ZM56 122H58V120L56 121ZM59 122H61V121H59ZM80 122H81V124H80ZM87 122V123H86ZM127 122V121H126ZM128 122V123H129ZM151 122H153L154 124H153V126L152 127H154V126H156L157 125V127H154L155 128V130H153L154 132H156L155 134L153 133V131H152V129H151V126L149 125V123H151ZM172 122V123H171ZM194 122V123H193ZM195 122H196V124H195ZM208 122H210V123H212V126H211V124H209ZM223 122H225V121H223ZM42 123V124H41ZM66 123H63V124H66ZM77 123V124H76ZM110 123V124H109ZM114 123V122H113ZM121 123H123V124H121ZM177 123V122H176ZM177 123V124H178ZM179 123V124H180ZM186 123V122H185ZM192 123H193V125H195V126H193L192 125ZM197 123L199 124V125H197ZM226 123V122H225ZM232 123H234V124H232ZM239 124L240 123H242V122H238ZM253 123V124H254ZM47 124V125H48ZM57 124V123H56ZM59 124V123H58ZM61 124V123H60ZM73 124H74V126H73ZM84 124V125H83ZM174 124H175V122H174ZM189 124H191L192 126H190ZM210 126H209V125ZM238 124V125H239ZM255 124V125H256ZM36 125V126H35ZM43 125V126H42ZM78 125V126H77ZM129 125V124H128ZM143 125V126H142ZM151 125H152V123H151ZM181 125H179V127L180 128H182V130L184 129V126L185 125H183V127H181ZM190 127H189V126ZM241 125V124H240ZM49 126H50V124H49ZM90 126V127H89ZM148 126H150V127H148ZM161 126V125H160ZM178 126V125H177ZM218 126V125H217ZM251 126H252V124H251ZM48 127V126H47ZM71 127H74L73 129H71ZM120 127V126H119ZM126 127L128 128V126L126 125ZM130 127V126H129ZM179 127H177V128H179ZM186 127H185V129H186ZM197 127V128H196ZM207 127V128H206ZM210 127V128H209ZM212 127H214V129L212 128ZM218 127V128H219ZM235 127V128H234ZM247 127H248V125H247ZM263 127V126H262ZM35 128H37V129H35ZM77 128V129H76ZM85 128H86V131L84 132V130H85ZM90 128V129H89ZM109 128H111V129H113V131H109ZM121 128V127H120ZM119 128V129H120ZM131 128H133L132 126H131ZM150 128V129H149ZM162 128H163V125H162ZM166 128V127H165ZM173 128H175V127H173ZM173 128H172V130L171 129H168V131L169 130H171V134H173L172 133V131H173ZM192 128H191V131L190 132H192ZM43 129V130H42ZM46 129V128H45ZM81 129H83V130H81ZM95 129V130H94ZM119 129H117V130H119ZM126 129V128H125ZM128 129H130V128H128ZM185 129L183 130L184 132H182V131H180V133L182 132V133H185ZM211 129V130H210ZM237 129V130H236ZM259 129H261V127L259 128ZM14 130V131H13ZM64 130V131H65ZM72 132H70V131ZM78 132H77V131ZM117 130H116V132H117ZM122 130H124L123 128L121 129V131H118V133L120 132H123ZM161 130V129H160ZM179 130V129H178ZM177 130V131H178ZM181 130V129H180ZM186 130V131H187ZM194 130V129H193ZM220 131H221V129H219ZM232 130H234V131H232ZM8 131V130H7ZM6 131V132H7ZM27 131V132H26ZM38 131V130H37ZM37 131H35V132H37ZM68 131V132H67ZM80 131V132H79ZM84 132V133H82V132ZM126 131H127V129H126ZM129 131H132V129H130ZM129 131H127L128 133H129ZM133 131H134V129H133ZM168 131H166V132H164V131H160V132H164V133H167ZM189 131H187L188 133H189ZM195 131V130H194ZM192 132V134H196L195 132ZM227 131V132H226ZM237 132V134H236V132ZM10 132V131H9ZM15 132V133H14ZM99 132V133H98ZM115 132V133H116ZM176 132V131H175ZM186 132V133H187ZM222 132V131H221ZM223 132H222V134H223ZM230 132H232V133H230ZM239 132V133H238ZM256 132H259V130H257ZM16 133H17V135H18V137H17V135H16ZM32 133V132H31ZM29 134V135H34V134ZM102 133V134H101ZM103 133H104V136H103ZM118 133H116L118 136H119V134ZM124 133V132H123ZM179 133V132H178ZM177 133V134H178ZM179 133V134H180ZM180 134V135H182V136H184V138L188 135H185V134ZM8 134V135H9ZM38 134H39V131H38ZM37 134V135H38ZM66 134V135H65ZM122 134V133H121ZM124 134H126V133H124ZM161 134V133H160ZM159 134V135H160ZM168 134H170V133H168ZM171 134H170V137H171ZM178 134V135H179ZM190 135H192L191 133H189ZM223 134V135H224ZM233 134V135H232ZM240 134V135H239ZM258 134V133H257ZM2 135H0V139H1V141H0V144L2 145L3 143H2V140H3V138L5 137H3ZM27 135V134H26ZM90 135H92V136H90ZM110 135V134H109ZM116 135V136H117ZM158 135V136H159ZM166 135V134H165ZM165 135H164V137H165ZM176 135V134H175ZM174 135V136H175ZM177 135V136H178ZM222 135V136H223ZM78 136H80V138L78 137ZM117 136V137H118ZM123 136V135H122ZM161 136H163V135H161ZM168 136V135H167ZM177 136H175V138L174 139H177L178 140V138L179 137H181L182 138V136H179V137H177ZM193 136V135H192ZM192 136L189 138V135L186 137V140L188 141H190V142H192L191 141V139L193 140V138H192ZM196 136V135H195ZM194 136V138H196ZM225 136V135H224ZM234 136H235V138H237L236 136H241V140H240V138L237 140V141H235V138H234ZM2 137V138H1ZM73 137V138H72ZM77 137V138H76ZM84 137V139L83 140H85L86 138ZM99 137H100V139H99ZM114 137H115V134H114ZM114 137L112 138V137H109V138H112V140L114 139ZM117 137H115L116 139H117ZM121 137V136H120ZM120 137H118V139L120 138ZM124 137V136H123ZM125 137H127V136H125ZM128 137L130 138V136L128 135ZM163 137V138H164ZM169 137V136H168ZM177 137V138H176ZM245 137V138H244ZM248 137H250V138H248ZM8 138H5L6 140L8 139ZM24 138V137H23ZM158 138V137H157ZM157 138H155L156 140H157ZM181 138H179V139H181ZM181 139L182 141L183 140H185V139ZM248 139L247 140V142H246V140H242V139ZM256 138H257V140H256ZM19 139H17V140H19ZM22 139V138H21ZM66 139V140H65ZM76 139H78V140H76ZM88 139H86L87 141L85 142V143H88ZM91 139V140H90ZM96 139V140H95ZM154 139V140H155ZM165 139H167V141L168 140H170V141H168L169 143H171V140L173 139V137H172V139H168V138H165ZM164 139V140H165ZM173 139V140H174ZM262 139H263V143H262ZM15 140V141H14ZM23 140V139H22ZM22 140H20V141H22ZM63 140V139H62ZM61 140V141H62ZM99 142H98V141ZM110 139H108V141H109ZM161 140V139H160ZM185 140V141H186ZM195 140V139H194ZM232 140H234V141H232ZM256 140V141H255ZM259 140V141H258ZM9 141V140H8ZM100 141H102V142H100ZM106 141H107V139H106ZM107 141V142H108ZM111 141V140H110ZM115 141V140H114ZM121 141H123V139H120V142ZM127 141H128V139H127ZM126 141V138H125V142H127ZM130 141V142H129ZM129 143H131V146L134 148V150L136 151L137 150V148L139 149V143H138V147L135 149V147L133 146V145H135L137 142H135L134 144L131 142V138L129 139ZM142 141V142H141ZM166 141V142H167ZM179 141V140H178ZM177 141V142H178ZM181 141V142H182ZM184 141V142H185ZM186 141V142H187ZM188 141V142H189ZM239 141H241V143L239 142ZM243 141V142H242ZM67 142H69V143H67ZM83 142V141H82ZM81 142V143H82ZM98 142V143H97ZM107 142H105V143H107ZM119 142V141H118ZM124 142V141H123ZM123 142H121V144L123 143ZM124 142V143H125ZM127 142V143H128ZM147 142L149 143V144H147ZM163 143H164V141H162ZM165 142V143H166ZM175 142V141H174ZM187 142V143H188ZM253 142V143H252ZM256 142V143H255ZM259 142H261V143H259ZM12 143V142H11ZM18 143H20V142H18ZM73 143V142H72ZM77 143V142H76ZM75 143V144H76ZM81 143H79V144H81ZM92 143H88L87 145L85 144V146L86 147H88L89 146V144H90V146H92L91 144ZM115 143V142H114ZM113 143V141L111 142V143H107V144H104L103 146H101V147H104V148H97L96 150H98L97 151V153L96 154H91L92 152L91 151H93V152H95L94 151V149L95 148H93V147H91V148H93V149H90L91 151L89 152L91 155H97L98 153V155H101L102 156V154L104 155V156H106L107 158H108V160L110 159V160H116L117 161V159H118V163L122 166V164H124L125 165V167H127L126 165H128V164H125L124 162L126 161V163L128 162V160H123V159H125L126 158V156H122V154H120L122 157H118V154L121 152V151H119V150H122V149H119L121 146H119L118 145V148H117V144H114ZM126 143V144H127ZM128 143V144H129ZM146 143V144H145ZM153 144V143H156V145H154V146H156V148L153 146V145H150V144ZM160 143H161V141H160ZM172 143H173V141H172ZM225 143V144H226ZM246 143H247V145H246ZM252 143V144H251ZM5 144V143H4ZM14 144H16V143H14ZM20 144H22V143H20ZM20 144H18V145H20ZM55 144V143H54ZM60 144H61V142H60ZM73 145V146H77L78 147V145ZM110 144V145H109ZM174 144V143H173ZM237 144H239V146L237 145ZM256 144V145H255ZM258 144V145H257ZM260 144V145H259ZM63 145L61 146V147H63ZM67 145H70L69 146V150H68V147H67ZM82 145V144H81ZM97 145V146H98ZM137 145V144H136ZM160 145H162V144H160ZM176 145V144H175ZM177 145H178V143H177ZM175 146V147H178V146ZM191 145V144H190ZM193 146L195 145V144H192ZM191 145V146H192ZM224 145V144H223ZM241 145V146H240ZM3 146V145H2ZM116 146V147H115ZM127 146V145H126ZM150 146V147H149ZM170 147V144H168L167 146H164V147H162V148H169ZM172 146V145H171ZM174 146V145H173ZM172 146V147H173ZM180 146H181V144H180ZM186 147V145H185V143H183V147ZM227 146V147H226ZM259 146V147H258ZM263 146V149H261V147ZM4 147V146H3ZM3 147H2V149H3ZM76 147V148H77ZM79 150L81 149L82 150V148H81V146L79 145ZM82 147H83V149H86L87 151H89V147L88 148H85L83 145H82ZM147 147V148H146ZM175 147H173V148H175ZM190 146H187V148H186V150H187V152L188 153H191L192 151H191V147L189 148ZM238 147H239V149H241V150H239L238 149ZM242 147V148H241ZM244 147V148H243ZM0 148H1V146H0ZM116 148V149H115ZM121 148H126L125 147V145L123 144V146L121 147ZM132 148V149H133ZM179 148H181V147H179ZM189 148V149H188ZM2 149H0V150H2ZM73 149V148H72ZM71 149V150H72ZM119 149V150H118ZM128 149V148H127ZM127 149H125V150H123V151H126ZM151 149V150H152ZM158 149V148H157ZM160 150L159 151H161L162 149L161 148H159ZM164 149V150H165ZM177 151H176V150ZM174 150L177 152V154H179L178 153V150H180L181 151V149H178V148H175ZM193 149H194V147H193ZM231 149V150H230ZM258 149L260 150L259 152H258ZM57 150V151H56ZM76 149H75V147H74V150L73 151H75ZM77 150H78V148H77ZM80 150V151H81ZM133 150V151H134ZM169 150H171V148H169ZM167 151V149H166V151H164L165 152V154H166V156L168 157V156H172V155H168V153L169 154H171L170 153V151ZM186 150H184L185 151V153H186ZM209 150V152H211V153H209L210 155H212L214 152H212L213 150L212 149H208ZM208 150H206V151H208ZM211 150V151H210ZM84 151V150H83ZM119 151V152H118ZM147 151V152H146ZM152 151V152H153ZM174 151V152H175ZM183 151V152H184ZM189 151H191V152H189ZM221 151L223 152L224 151V149L222 150L221 149ZM248 151V150H247ZM263 152V154H262V152ZM55 152V153H54ZM61 154H60V153ZM77 152V151H76ZM127 152V151H126ZM143 152V153H142ZM157 152H158V150H157ZM156 152V153H157ZM161 152H163V151H161ZM161 152H159V153H161ZM174 152H172L173 154H175ZM202 152H203V150H202ZM217 152V151H216ZM221 152V153H222ZM227 152V151H226ZM227 152V153H228ZM72 153V151L69 153V154H71ZM74 153V152H73ZM78 153H80V152H78ZM122 153V152H121ZM146 153V154H145ZM181 153V152H180ZM206 153V152H205ZM208 153H207V155H208ZM225 153V152H224ZM262 154L263 156H261L260 154ZM75 154V153H74ZM85 154H87V156H88V152L87 153H85ZM124 154H126L125 152H124ZM123 154V155H124ZM145 154V155H144ZM163 154V153H162ZM161 154V155H162ZM187 154V153H186ZM204 154V153H203ZM216 153H214L213 155H212V157L215 155ZM219 156H217V157H219V158H217L216 157V160H218V159H220V160H222L221 159V157H224V156H222L220 153H217ZM226 154V153H225ZM224 154V155H225ZM231 154L232 153H230V156H231ZM235 154H237L236 152H235ZM248 154V156L251 154L252 155V157L254 156L255 158V163H254V161L252 160L253 158H247V159H242V156H246ZM255 154V153H254ZM60 155H61V157H60ZM73 154H71V156H72ZM91 155H89V157L91 158ZM156 154H155V152H154V156H155ZM181 156L183 155V154H180ZM185 155V154H184ZM206 155V154H205ZM206 155V156H207ZM210 155H208L209 157H210ZM221 155V156H220ZM233 155V154H232ZM259 155V156H258ZM53 156V157H52ZM70 156V157H71ZM95 156H92V159H93V157H94V161L93 162H95L97 159H95L96 157ZM100 156V157H101ZM131 156V157H130ZM130 156H128L129 158H133L132 157V155H130ZM137 156H135L134 158L136 159V158H138ZM140 156H139V158L138 159H141L140 158ZM149 156L152 158H154V156H152V155H150L149 154ZM157 157L159 156V158H160V155H156ZM165 155H163L162 156V159H163V157H164ZM166 156H165V158H166ZM178 156V155H177ZM177 156H175L174 155V157H175V160H176V157ZM187 157H188V155H186ZM226 156V155H225ZM228 156H229V154H228ZM248 156H246V157H248ZM262 157L260 160L258 159L259 157ZM99 157V156H98ZM99 157V158H100ZM103 157V156H102ZM101 157V158H102ZM106 157H105V159H106ZM125 157V158H124ZM127 157V158H128ZM150 157H148V155L145 157V158H143V159H145L146 160V163H148V159L150 158ZM156 157V161H158L157 159H159V158H157ZM174 157L172 156V158L174 159ZM182 157H184L185 159H186V157L185 156H182ZM211 157V158H212ZM249 157H251V156H249ZM257 157V158H256ZM50 158V159H49ZM119 158H121L124 162H122V160L120 161L119 160ZM128 158V159H129ZM147 158V159H146ZM179 158H180V160H182L181 159V157H178L177 158V161L179 160ZM225 158V157H224ZM223 158V159H224ZM228 158V157H227ZM227 158L226 159H224V161L225 160H227ZM43 159V158H42ZM103 159V161H101V160H99L98 159V161H100V162H104V161H106L104 158H102ZM135 159H133L134 161H135ZM170 159V157L168 158V160ZM215 158H213V160H214ZM235 159V160H236ZM50 160V161H49ZM59 160V161H58ZM107 160V161H108ZM109 160V161H110ZM145 160H142V161H144L142 164H144V167H145ZM152 160H155V158L154 159H152ZM160 160H161V158H160ZM159 160V161H160ZM167 160V161H168ZM179 160V161H180ZM215 160V161H216ZM234 160V161H235ZM252 160V161H251ZM258 162H257V161ZM75 161H77V160H75ZM97 161V166L98 165H100V164H102V163H100V162H98ZM108 161V162H109ZM115 161V162H116ZM130 161V163H131V161L132 160H129ZM156 161H153V162H155L156 163ZM159 161L156 163V165H158L159 164ZM165 161V160H164ZM163 161V162H164ZM170 161V160H169ZM168 161V162H169ZM172 161H174V160H172ZM172 161H170V163H172ZM175 162L174 164H175V166H177V168L179 167V170H180V167H182V166H179V165H183L182 163H183V161H182V163L181 162ZM187 161V160H186ZM231 161H232V159L229 161L230 163H231ZM233 161V162H234ZM251 161V162H250ZM259 161H260V163H261V167H260V163H259ZM56 162H54V164L53 165H58ZM66 162H68V163H66ZM108 162H106V167H107V163ZM111 162V161H110ZM122 162V163H121ZM149 162H150V160H149ZM152 162V163H153ZM162 162V163H163ZM166 162V161H165ZM220 162V161H219ZM229 162L227 161V163L228 164H226V162H225V164H226V166L227 165H229ZM236 162H238L237 160H236ZM240 162V161H239ZM238 162V163H239ZM44 163V165H42ZM47 163V164H46ZM56 163V164H55ZM91 163V162H90ZM89 163V164H90ZM98 163H100V164H98ZM112 163V162H111ZM111 163H109L108 164V166L111 164ZM129 163V162H128ZM140 163V161H138V163H137V161L135 162V164H138L137 166H142L141 164H139ZM155 163H153L154 165H155ZM162 163H161V165H162ZM179 163V164H178ZM181 163V164H180ZM185 163V162H184ZM222 165L224 164L223 163V160H222ZM263 163V164H262ZM66 164H68V165H66ZM88 163H85V165H84V167L86 166V165H89ZM95 164V163H94ZM96 164L94 165L95 166V168H98L97 166H96ZM115 163H113V165H114ZM132 164H134V162L132 163ZM132 164H130V165H128V171H127V173H129L130 174V172H132L134 169H132L131 168V171L129 170L130 169V166L132 165ZM134 164V165H135ZM174 164H173V167H174ZM185 164H188V163H185ZM184 164V165H185ZM225 164H224V166L222 167L221 166V168L222 169H219L220 171L221 170H226L225 172H227L228 170L226 169L227 167H225ZM102 165H104L105 166V162H104V164H102ZM112 165V164H111ZM113 165L112 166H109V167H111V168H113ZM116 165V164H115ZM115 165H114V167H115ZM147 165H149V166H147ZM146 166H147V168H149L150 167V165H151V167L149 168L150 169V171H149V169H147V168H144V169H147L150 173L149 174H147L148 173V171H144V169H143V166H142V168H140V169H143V173H141V174H143V177L142 176H139V177H137L138 175H141V174H139V172H142V170L141 171H139L138 173L136 172V174H138L137 176H136V174L135 173H132L133 175L131 176V177H133L134 176V174H135V176L139 179L140 177H142V178H146V179H140V185L139 184H135L134 183V185H136V187H134L135 188V190L136 191H139V195L140 196H142V195H144V194H142V193H144V191L147 189V191H145V192H149L148 190H150V189H152V187L153 186H151V185H153V184H155L154 186H160V184L161 183H159L158 184V182H159V180L160 179H158V178H156L158 175H156L155 173V175L154 174H152V171L154 172L155 171V169L157 170V167L156 168H154L155 166L154 165H152V164H147ZM171 165V164H170ZM170 165H168V166H170ZM184 165H183V170L185 171V169H186V167H184ZM221 165V164H220ZM67 166H69V167H67ZM73 166V167H74ZM92 166V165H91ZM94 166H92V167H94ZM117 167H119V165H116ZM120 166V167H121ZM137 166H135L136 168H137ZM159 167H160V164L158 165ZM164 167H163V169H164V172H165V170L166 169H169V167H167V166H165V164L163 165ZM219 165H216V167H218ZM250 166H252V167H250ZM263 166V167H262ZM45 167V168H46ZM84 167H83V169H84ZM120 167L118 168V169H120ZM133 167V166H132ZM135 167H133V168H135ZM154 168V170H152L151 171V168ZM158 167V169H160ZM188 167V166H187ZM215 167V168H216ZM225 167V169H223ZM255 168V170H254V168ZM259 167V168H258ZM45 168L44 169H42V170H45ZM54 168H55V166H53V168H51V166H50V169H53L54 170ZM59 169L60 167L58 166V167H56V169ZM88 167H86V169H84L83 171H86V170H89V169H87ZM90 168V173L89 174H91V172L93 171V169H91V167H89ZM124 168V166H122L121 167V169H123ZM139 168V167H138ZM171 168L172 167H170V169L169 170H171ZM185 168V169H184ZM189 168V167H188ZM188 168H187V170H188ZM250 168H253V169H250ZM258 168V169H257ZM47 169V168H46ZM57 169V170H58ZM61 168H60V170H61V172H60V170H59V172H60V175H62L63 174V170H62ZM72 169H75V167L74 168H72ZM77 169V168H76ZM117 169V170H118ZM125 169V168H124ZM163 169L162 170H160V173H161V171L163 172ZM174 169V172H176L177 174L179 173V172H177L175 169L176 168H173ZM217 169V170H218ZM250 169V170H249ZM260 169V170H259ZM263 169V170H262ZM48 170L49 169H47L46 171L48 172ZM52 170V171H53ZM137 169H135L133 172H135ZM139 170V169H138ZM137 170V171H138ZM218 170V171H219ZM247 170V171H246ZM249 170V171H248ZM262 170V171H261ZM45 171V172H46ZM50 171V170H49ZM76 173H77V171L76 170H74ZM94 171H95V169H94ZM120 171V170H119ZM123 171L124 170H122V172L121 173H123ZM130 171V172H129ZM159 171V170H158ZM156 172V173H159V172ZM181 171V170H180ZM215 171V173H216V170H214ZM218 171H217V174H218ZM223 171V172H224ZM255 171V172H254ZM260 171V172H259ZM44 172V171H43ZM44 172V173H45ZM47 172H46V174H47ZM68 172V171H67ZM73 172V171H72ZM72 173V175L73 174H75L76 176H77V174L76 173ZM87 172V174H88V171H86ZM86 172H85V174H86ZM125 172V171H124ZM172 172H173V170H172ZM223 172H219V173H221V174H218V175H216V177L218 176V177H221L220 175H223L222 173ZM224 172V173H225ZM250 172L253 174L254 173V175H252V174H250ZM261 172H263L262 174H261ZM49 173V172H48ZM64 173H66V172H64ZM147 175H146V174ZM167 173H168V171H167ZM166 173V174H167ZM175 173V175H177ZM181 173H182V171H181ZM180 173V174H181ZM187 173V171L186 172H184V174H186ZM189 173H190V169H189ZM214 173V174H215ZM241 173V174H242ZM257 173V174H256ZM67 174V173H66ZM66 174H64L65 176H63L62 175V177H63V180H64V177H66L67 175ZM124 174H126V173H124ZM128 174V175H129ZM165 174V175H166ZM169 174V173H168ZM167 174V175H168ZM171 174H173V173H171ZM171 174H169L170 176H172ZM188 174V173H187ZM186 174V175H187ZM226 175L228 174V173H225ZM255 174H256V176H255ZM69 175V174H68ZM71 174L69 175V177L70 176H72ZM131 175V174H130ZM146 175V176H145ZM166 175V176H167ZM174 175V176H175ZM179 175V174H178ZM183 174H181L180 176H182ZM189 175H191V174H189ZM74 176V175H73ZM124 176H127V175H124ZM147 176H151V177H147ZM155 176V177H154ZM163 176V173L161 174V177ZM174 176H173V178H169V182H171V183H173L172 181H174ZM183 176H185V175H183ZM182 176V177H183ZM258 176V177H257ZM260 176V177H259ZM68 177V176H67ZM82 177V176H81ZM112 178H113V176H111ZM120 177H122L123 178V176L121 175ZM119 177V179L121 180V178ZM131 177H129V179L131 178ZM136 177H134V179L135 180H137L136 179ZM154 177V178H153ZM176 177V176H175ZM181 177V178H182ZM187 177V179L189 178L190 179V177H188V176H186ZM223 177H225V175L223 176ZM223 177H221V178H223ZM252 177V178H251ZM71 178V177H70ZM112 178H110V179H112ZM116 178H118V176L116 177ZM124 178H126V177H124ZM124 178L122 179V183H123V180H124ZM148 178H150L149 180H148ZM160 178V177H159ZM164 178H166V177H164L163 176V178H161L163 181H166V179H164ZM180 177L179 178H176L177 179V182H176V184H178V185H176V187H177V189L179 188V187H181V188H183V190H181V189H178V190H171V192H172V194L171 195H174V197H172V196H169V194H170V189L168 190V192H166V193H163V195H167L166 196V198L168 197H172L171 198V200H172V202L170 203L169 202V204H168V201H167V199L165 198V196H164V199H163V201L161 200V196H160V201H162V202H165L164 203V205H166V207L164 206V205H162V204H160L159 203V205L158 206H163L164 208V210H165V212H163L162 210V206H161V209L162 210H159L160 208L158 207V212L159 213H161V216L159 217L158 216V218H160V220L161 221H163V220H166L167 218H168V216H169V219H168V221H163V225H164V223H166V227L165 226H163V225H161V221H160V227L162 226V227H165L163 230H160V229H162V228H159V230H157V227H159V224L157 223V219H156V216H154L155 214H156V212L157 211H154L155 212V214L154 213H152V214H154L153 216H154V218L156 219V221L154 220V218H153V220H154V228H156L155 230L156 231H159V232H157L158 233V235H155L156 237L157 236H159L160 234H162V235H160L158 238H161V239H159V241L161 242V244H160V242L159 243H156V242H154L153 244H152V246H154L155 244L157 245V244H160L159 245V250L157 249V246H154V250L156 249L157 250V252L159 251V253H157V254H159V255H162V256H166L167 255V259H168V257H169V255H171V257H169L170 259H168L169 261L167 262L166 260V262L167 263H173V264H185V262H186V264H189L188 263V261L190 262V263H192V261H191V259H192V257L193 256H191V259L189 258L190 256H188V257H186L188 254H190V253H188L187 255L184 253V251H185V248L184 247H189V251L191 252H194L195 250H194V246L193 245H191V246H189L190 244H189V242H191V241H189V240H191L192 238H193V241H194V239L196 238V237H199L197 234L200 232H202L203 230H205V229H207V228H205V227H200L201 225L203 226H206L207 227V222L205 221H203V223H205V224H203V223H201L202 222V219L201 218H203L206 214H209L210 212L208 211L209 210V208H208V206L206 205V204H204V202H202V201H204V199H202V198H205L206 199V196H200V202H202V203H200L199 205H198V203H199V199H196V201L198 202L197 204H195V205H197V206H195L192 202H194L195 200H193L194 199V197L193 196H191L193 199V201L192 200H189V195L187 194V193H185L184 191H186L187 192V189H190V187H195L196 188V186H194V185H197L198 183H196L192 178V182L190 181V186L186 189V188H184V187H182V185H181V183H183V184H185V183H188V180L184 177L183 179H185L184 181L181 179ZM244 178V179H243ZM254 178H256V180L258 181L257 183H255L254 181H256ZM258 178V179H257ZM260 178V179H259ZM61 179L62 178H59V181H61ZM66 179H69V178H66ZM65 179V180H66ZM115 179V177L113 178V180ZM126 179H128V176H127V178ZM126 179L124 180V181H126ZM133 179V178H132ZM131 179V180H132ZM155 179V180H154ZM175 179V180H176ZM180 179L182 180V181H180ZM238 179V178H237ZM239 179H241V178H239ZM246 179V180H245ZM253 179V181H251ZM116 180V182H117V180L118 179H115ZM120 180H118V181H120ZM142 180V181H141ZM146 180V181H145ZM150 180H151V182H152V184H151V182H150ZM181 182V183H179V181ZM219 180V179H218ZM221 180V179H220ZM219 180V181H220ZM59 181L57 180V182L59 183ZM67 181V180H66ZM66 181H62V182H66ZM148 181V182H147ZM156 181V182H155ZM161 181V180H160ZM162 181V183H163V185H164V182ZM167 181H168V177H167ZM187 181V182H186ZM234 181V180H233ZM244 181H245V183H247V181H250V182H248L246 185H248V187L245 185V183H244ZM261 181V182H260ZM67 182H69V180L67 181ZM116 182H115V184H116ZM121 182V181H120ZM120 182H117V186H119L120 187V185L118 184V183H120ZM131 182H134V180L133 181H131ZM137 182V181H136ZM147 183V185H145L146 183ZM175 182V181H174ZM185 182V183H184ZM195 182V183H194ZM243 182V183H242ZM252 182V183H251ZM58 183H56V185L58 184ZM111 183H113V182H111ZM125 183V182H124ZM123 183V184H124ZM129 183H130V181H129ZM128 183V185H131V184H129ZM142 183V184H141ZM145 183V184H144ZM191 183H194L193 184V186L191 185ZM226 183V182H225ZM228 183V182H227ZM251 183V184H250ZM259 183H261V185H259ZM55 184V183H54ZM60 184H62L61 182H60ZM60 184L59 185H57V189L59 188V186H60ZM64 184V183H63ZM114 184V183H113ZM114 184V185H115ZM125 184H127V182L125 183ZM125 184L124 185H122L121 184V186H124L125 187ZM151 184V185H150ZM158 184V185H157ZM217 184V185H218ZM229 184V183H228ZM228 184H226V185H228ZM243 186H242V185ZM256 184V185H255ZM65 185V184H64ZM134 185H132V186H129V188L130 189H127L128 187H127V185H126V189H127V191H128V193L126 192V194H128L129 196H131L132 198L134 197V198H136L137 197V192H135V190L133 191L132 190V188H133V186ZM141 185H142V187H141ZM162 185V184H161ZM163 185H162V187L159 189H157L156 187L155 188H153V190H156L157 192H158V190L160 191L162 188H163ZM170 186H171V184H169ZM186 185V184H185ZM250 185H253V187L252 186H250ZM258 185L260 186V187H258ZM66 186V185H65ZM139 186V189L140 190H142L141 192L142 193H140V190H137V187ZM148 186H151V188L149 189L148 188ZM179 186V187H178ZM188 186V185H187ZM199 186V185H198ZM257 188H256V187ZM262 186V187H261ZM56 187V186H55ZM61 187V186H60ZM64 186H62V188H63ZM142 189H141V188ZM144 187H146V188H144ZM166 187H168V184H167V186ZM172 187V186H171ZM213 187H215V186H213ZM220 187H218V188H220ZM250 187V188H249ZM254 187H255V189H254ZM61 188V189H62ZM67 187H64V189H66ZM173 188H174V186H173ZM227 188H228V186H227ZM239 190H238V189ZM245 188H246V190H245ZM260 188H262V189H260ZM144 189V190H143ZM164 189H166V188H164ZM163 189V190H164ZM176 189V188H175ZM214 188H212V191H216L217 190V187H216V189L215 190H213ZM220 189V191L218 192V195H219V197H220V192L222 191ZM243 189V190H242ZM248 189V190H247ZM251 189V190H250ZM253 189V190H252ZM131 190L133 191V192H131ZM151 191L150 190V192H152L153 194L154 193H157V192H154V191ZM255 190V191H254ZM261 190V191H260ZM64 191H66L65 193L64 192H62V194H60L61 196H63V194L64 195H67L66 193L68 192V189L67 190H64ZM69 191H71V190H69ZM84 191V193L86 194V192H85V190H83ZM87 191V190H86ZM184 192L185 194H187L188 195V201L187 202H189V201H192V202H190V204L192 203L193 205H191L190 206V204H186V201H185V203H184V201H178L179 200V198H177L176 200H174L176 197H184V196H182L181 194H179L178 192ZM225 191V192H224ZM244 191H246V192H244ZM251 191V192H250ZM256 191H257V193H256ZM44 191H42V193H43ZM75 191H71V192H69V195H70V198L75 194L74 193ZM88 192H89V190H88ZM90 192H92V191H90ZM135 192V196H132V195H130V194H132V193H134ZM150 192L148 193L149 195H150ZM161 192V191H160ZM182 192V193H183ZM217 192V191H216ZM216 192H214V193H216ZM230 192H232V193H230ZM241 192V194H236V193H240ZM249 193V195H248V193ZM254 192V193H253ZM262 193V194H260V193ZM41 193V194H42ZM52 193L54 194V192L52 191ZM70 193H74V194H70ZM83 193V192H82ZM82 193H78L77 195L80 197L79 199L76 197L77 195H74V197H72L71 198V200L73 199V198H77V201L79 200V202L81 203L82 201H80V199H83L82 197H83V195H82ZM93 193V192H92ZM92 193H90V194H92ZM147 193H145V195L147 194ZM183 193V194H184ZM212 193V192H211ZM214 193H212L211 195H212V197L213 196H215V195H217V194H214ZM244 193H245V195H244ZM252 195H251V194ZM255 193H256V195H255ZM260 195H259V194ZM41 194H39V195H41ZM79 194H81V195H79ZM84 194V195H85ZM96 194V193H95ZM95 194H93L91 197H94L95 199H96V197H98L97 195H98V193L95 195ZM142 194V195H141ZM146 195V197H140L139 199H141L142 198V200L144 199V201L145 200H149V195ZM152 194V195H153ZM162 194V193H161ZM176 194H178V196L176 195ZM184 194V195H185ZM214 194V195H213ZM247 194V195H246ZM55 195V194H54ZM72 195V196H71ZM126 196L127 198H126V201H124L126 204H127V199L129 198V196ZM139 195H138V197H139ZM144 195V196H145ZM211 195H209V197H211ZM232 195H234V196H232ZM244 197H243V196ZM257 195H258V197H257ZM262 195V196H261ZM42 196V195H41ZM68 196V195H67ZM82 196V197H81ZM101 196V195H100ZM157 196H159V195H155V198L158 200L159 199V197H157ZM176 196V197H175ZM260 196V197H259ZM40 197V196H39ZM44 197V196H43ZM64 197V196H63ZM63 197H60V198H62L63 199ZM85 197H86V199H85V201H84V205H83V207H85V205L87 206H89V208H91L90 207V205H91V203H92V208L93 207H96L97 205H98V201L96 200V202H98L97 203V205L95 204L96 202H94L95 201V199L93 200V199H91L90 198V196H89V194L86 196L85 195ZM87 197H89V198H87ZM154 197V196H153ZM153 197H152V199H153ZM163 197V196H162ZM186 197V196H185ZM184 197V198H185ZM212 197H211V199H212ZM217 197V196H216ZM215 197V198H216ZM234 197V198H233ZM240 197V198H239ZM243 199H245V201H242V198ZM246 197V198H245ZM251 197L253 198V199H251ZM68 198H69V196H68ZM101 198H102V196H101ZM100 197L98 198V200L99 199H101ZM134 198L131 200V199H129V200H131L132 201V203L134 202ZM151 198V197H150ZM174 198V199H173ZM186 198V199H187ZM214 198V197H213ZM258 198V199H257ZM260 198V199H259ZM40 199V198H39ZM42 199V198H41ZM44 199V198H43ZM65 199V198H64ZM67 199V198H66ZM75 199H73V201L75 200ZM136 199H138V198H136ZM135 199V200H136ZM156 199H155V201H156ZM183 199V198H182ZM207 199H208V195H207ZM206 199V200H207ZM210 199V198H209ZM217 199H218V197H217ZM229 199V200H228ZM232 199V200H231ZM255 199L257 200V202L255 201ZM262 199H263V201H262ZM71 200H70V202H69V200H68V203H70V205H71V207H72V205H74L75 204V206L76 207H74L73 209H75V208H77L80 204H77V203H79V202H77L76 200V202L75 203H73V201L71 202ZM90 200H93V201H90ZM102 200V201H101ZM101 200H99L100 201V203H103L104 201H103V199H101ZM174 200V201H173ZM213 200V199H212ZM223 200V201H222ZM250 200L253 202H251L250 203ZM63 201H66V200H63ZM151 200H149V203L150 204H152L151 202H150ZM166 201H167V203H166ZM208 201V200H207ZM262 201V202H261ZM129 202V201H128ZM136 202V201H135ZM142 204H141V203ZM159 202V201H158ZM206 202V201H205ZM209 202V201H208ZM208 202H206L208 205L209 204H211V203H208ZM214 202V201H213ZM216 202V201H215ZM256 202V203H255ZM259 202L260 203H262L261 205H259L258 206V204H259ZM62 203V202H61ZM66 203V202H65ZM64 202H63V204H65ZM68 203H66V205H60L59 204V208H58V210H60V208H62L63 206L65 207L66 206V208H68ZM124 203V204H125ZM131 202H129V204H130ZM137 203H140L142 206L144 205L143 204V201H139V200H137ZM136 203V204H137ZM145 203H146V201H145ZM155 203V202H154ZM153 203V205H151L152 206V208H154V210H155V208H157V207H153L154 205L155 206H157V203L156 204H154ZM255 203V204H254ZM93 204H95L94 206H93ZM104 204V203H103ZM102 204V205H103ZM129 204H127L128 205V207H126L127 205H124V207L122 206V208H124L125 209V212L123 211V213L124 214H126V212H127V214H128V211H126V208H129V206L131 205H129ZM135 204V206L133 205L132 206V208L133 207H137V209L136 210H139L140 209V207H141V205H136ZM149 204V205H150ZM181 204H182V206H181ZM183 204H186L188 207H190V209L187 207V206H185V205H183ZM231 204V205H230ZM248 204V205H247ZM250 204V205H249ZM149 205H146L145 204V207L147 206V207H149ZM167 205H168V207H167ZM170 205H172V209H171V206ZM201 205H203V206H207V209L205 208V207H201ZM223 205V206H222ZM238 205H240L239 207H238ZM242 205H246V206H243L242 207ZM255 205V206H254ZM81 206H82V204H81ZM81 206H79L80 207V209H81V211L82 212H84L85 210L84 209H87V208H81ZM99 206V205H98ZM140 206V207H139ZM181 206V207H180ZM198 206H200V208H202L203 210H204V208L207 210L206 212L204 211V212H202L201 213V210H200V208L198 207ZM210 207L212 206V204L211 205H209ZM248 206H249V208H248ZM71 207H69L70 209H72ZM79 207H78V209H79ZM100 207V209H99V211H96L97 210V208H99ZM99 207H97L96 208V210H95V212L96 213H102L101 212V209H102V211H104L103 213L104 214H106L104 217H105V219H106V216L107 217H110V213H113V212H111V210H110V213H109V208H108V210H107V212L108 213H106V210L104 209L103 210V207L104 208H106L104 205L101 207V205L99 206ZM113 207H115V206H113ZM126 207V208H125ZM138 207H139V209H138ZM144 207V206H143ZM147 207L146 208H144V210L146 209L147 210ZM184 207V208H183ZM187 207V208H186ZM194 207V208H193ZM245 207H246V209H249V210H243V209H245ZM112 208V207H111ZM110 208V209H111ZM131 207L129 208L130 210L132 209ZM165 208H169L168 210L167 209H165ZM214 208V207H213ZM231 208V209H230ZM63 210H66V209H64V208H62ZM62 209H61V211H62ZM70 209H69V211H70ZM72 209V210H73ZM78 209H75V211H73V212H76ZM141 209H143V208H141ZM186 209V210H185ZM189 209V210H188ZM242 209V211H240ZM92 211V213L90 214V210H86L87 212H85V215H84V213H82L81 211H79L80 212V214H83V215H81V218H82V216H84L85 218H86V220H88V215L90 214V218H92V217H94V214H93V211H94V208L93 209H91ZM113 210H115V208L113 209ZM133 210V209H132ZM135 210V209H134ZM133 210V211H134ZM152 209L149 207V209H148V213L151 211ZM166 210H167V212H166ZM177 210L179 211V212H177ZM182 210H183V212H185V211H189L190 213L189 214H191L190 216H188L187 217V212H185V214H187V215H185L184 214V216L182 217V215H180V214H183V212H182ZM213 210L214 209H212V210H210L211 211V215H213L212 214V212H213ZM230 210V211H229ZM251 210V211H250ZM256 210V211H255ZM68 211V212H69ZM142 211V210H141ZM141 211H139V212H141ZM163 212V214H162V212ZM169 211V212H168ZM172 211V212H171ZM215 211V210H214ZM224 211H222V213L224 212ZM236 211V212H235ZM243 211H244V213H243ZM257 211H262V212H257ZM60 212V211H59ZM65 211H63L62 213H64ZM66 212H67V210H66ZM65 212V214H64V216H63V218L61 217V219H62V221H63V219L64 218H66L67 216H69L68 214H71L72 213V211H70L71 213H66ZM122 212V209H121V211H120V213ZM130 213H132V211H129ZM136 212V211H135ZM144 212V211H143ZM173 213V214H171V213ZM174 212H176V213H174ZM182 212V213H181ZM198 214H197V213ZM209 212V213H208ZM248 212V213H247ZM256 212V213H255ZM62 213H59L60 214V216H62ZM86 213H88L87 215H86ZM95 213V215L96 216H100V214H96ZM148 213H147V211H146V213L144 212L143 214L145 215H147L148 216ZM151 213H149V215L151 214ZM159 213L158 214H156V215H159ZM165 213V214H164ZM168 213H170L169 215H168ZM205 215H204V214ZM215 213H214V215L213 216H215ZM229 213V214H228ZM238 213V214H237ZM244 214V216H243V214ZM246 213H247V215H246ZM251 213V215H249ZM258 213V214H257ZM73 214V213H72ZM74 214H76V215H74L73 217H71L70 218V216L68 217V219L73 223V221L74 222H79V223H77V224H81L80 226L82 227V225H84V224H86L87 222H89V221H87L86 223H84L85 222V220H84V222L83 223H80L81 221V219L79 220V219H73V218H75V216H77L78 217V215H79V213H74ZM93 214V215H92ZM103 214V215H104ZM135 214V215H134ZM134 214H132V216L134 215V216H136V217H138L137 215H136V213H134ZM137 214H138V211H137ZM141 214H142V212H141ZM141 214H138V215H140V216H142ZM167 214V215H166ZM234 214L236 215V217L234 216ZM252 214H253V216H252ZM66 215V216H65ZM91 215H92V217H91ZM103 215H101V216H103ZM119 215H121V214H119ZM123 215V214H122ZM129 215V214H128ZM128 215H125V216H128ZM131 215V214H130ZM129 215V216H130ZM164 215V216H163ZM177 215H178V217H177ZM201 215V216H200ZM210 214H209V216H207V217H209L210 218V221H212L214 218H213V216L212 217H210L211 216ZM72 216V215H71ZM98 216V217H99ZM185 218L184 220L185 221H183V220H181V218ZM186 216V217H185ZM196 216V217H195ZM218 216H219V214H218ZM228 216V217H229ZM252 216V217H251ZM255 216H257L258 217V219H257V217L255 218ZM259 216H261V218L259 217ZM80 217V216H79ZM83 217V218H84ZM104 217L102 218H100L101 220L102 219H104ZM123 217H124V215H123ZM122 216H121V218H123ZM152 217V215H150L149 216V219ZM161 217H163V218H161ZM167 217V218H166ZM195 217V218H194ZM217 217V216H216ZM250 217H251V219H250ZM82 218V219H83ZM118 218H120V216L118 217ZM120 218V219H121ZM140 218V217H139ZM139 218L138 219H136V218H133L132 219V217L130 216V218L128 217V218H126V217H124L123 219L125 220V219H129V220H127L128 222H132V220H133V223H130V226H128L129 225V223L127 222L126 223V220H125V223H123L120 219V224L122 225V224H124V228H125V224H128V225H126V228H127V226L128 227H130V229H128V231L126 232L125 231V229L123 228V226L122 227H119V223H116V224H118V228H121V229H123L126 233H125V236H119L121 233H119V234H116L115 235V233H118V232H115L113 229V227H112V229H110L111 228V224H112V221L110 220V223L111 224H108V225H110V231L111 230H113L115 233H114V235L113 234H108V235H113V236H115V237H113V238H116V241L115 242H117L118 241V239L120 238V240L123 238V237H125L124 239L125 240H127V238H128V240H127V242L129 243V244H124L123 242V246L125 247V245H126V248H128V249H126L125 248V250L122 248V250H124L123 252H120L121 254V256H123V254H124V256L123 257H125V259L127 258V262L128 263H130L129 262V258L131 257V255H130V257H129V253L126 251V250H130V251H132V249L131 248H133L134 250H135V252L137 251V252H141V251H143V252H145L146 253V251H144V250H142V246L143 245H145L144 247L146 248L150 243H152L153 242V240L154 241H156V239H157V242H158V238H156V239H154V238H152L151 236H149L150 238L149 239H152V241H150V243L148 242V243H146V240L143 238V237H140L139 235H142L144 232H145V229H144V232H142L141 231V233L142 234H139L138 233V231L139 230H137L138 229V227L139 226H141V228H142V230H143V226L142 225H140L141 224V218H140V220H139ZM172 218V219H171ZM205 218V217H204ZM208 218V219H209ZM212 218V219H211ZM219 218H221V217H219ZM144 219V217L142 218V220ZM146 219H147V217H146ZM146 219H144L143 221H142V223L143 222H145L146 221ZM149 219L146 221V222H148L149 223ZM171 219V220H170ZM187 219H189V220H187ZM216 219V218H215ZM215 219H214V221H215ZM218 219V218H217ZM263 219V220H262ZM66 220H67V218H66ZM65 219H64V221H65V223L67 222ZM79 220V221H78ZM101 220H98V221H100L101 222ZM108 220V221H109ZM118 220V219H117ZM135 220V221H134ZM151 220V219H150ZM152 220V221H153ZM170 220V221H169ZM201 220V221H200ZM229 220H231L232 222H230ZM249 220H251V221H248ZM253 220V221H252ZM255 220V221H254ZM257 220V221H256ZM63 221V222H64ZM69 221V222H70ZM151 221V222H152ZM158 221V222H159ZM182 221V222H181ZM186 221H187V224L189 225V226H193L194 227V225L195 226H197L196 224H199L200 225V223H201V225L200 226H198V227H200V229L202 230V231H199L200 229L197 227H195L197 230H198V233H196V229L194 230V228L192 227V229L190 228V230H192V234L191 233H187V231H185L182 227H185L184 226V224H183V222L184 223H186ZM189 221V222H188ZM214 221H212L211 223L209 222V220H208V222H209V224H212ZM219 221H221V219L220 220H216L215 222H219ZM223 221V220H222ZM221 221V222H222ZM260 222V224H259V222ZM69 222H67L68 224H69ZM102 222H103V220H102ZM104 222H105V220H104ZM103 222V223H104ZM115 222V221H114ZM118 222V221H117ZM136 222V223H135ZM214 222V224H213V228H214V230H215V225L216 224H218V223H215ZM221 222H219V223H221ZM224 222H222V223H224ZM247 222V223H246ZM256 222V223H255ZM261 222H262V225H261ZM90 224H91V221L89 222ZM89 223H87V224H89ZM97 223V222H96ZM99 223V222H98ZM135 223V224H134ZM148 223H146V226H147V224ZM155 223H156V225H155ZM190 223V224H189ZM226 223V224H227ZM256 224V226L254 227V224ZM71 224V223H70ZM74 225V227H76V226H78V225ZM86 224V225H87ZM94 224V223H93ZM93 224H92V226H93ZM102 224V223H101ZM101 224L99 225V227H98V224H94V226L95 227H91V225L89 226L88 225V227H86V230H85V225H84V229L82 228H80L82 231L84 230V234L87 232V234L89 233V231H92V229L94 228L95 230H96V227L99 229V231H101L100 230V228H101ZM105 224V223H104ZM132 224V225H131ZM144 224V223H143ZM158 224V225H157ZM186 224V227L188 226ZM208 224V225H209ZM226 224H223L224 226L226 225ZM245 224V225H244ZM251 224H253L252 225V228H250L251 227ZM73 225V224H72ZM113 225H115V223H113ZM153 225H150L149 224V226H153ZM181 225H183V226H181ZM220 224H218V226H219ZM229 225V224H228ZM241 227H240V226ZM247 225H249V226H247ZM106 226H107V224H106ZM106 226H103V227H106ZM131 226H132V228H133V226H134V229L133 230H131ZM189 226H188V230H189ZM217 226V225H216ZM220 226H222V225H220ZM224 226H222L221 227V229L220 230H218L219 228L217 227V229H216V231L218 230V231H223L224 232V230L226 229H224L223 227ZM230 226V225H229ZM228 226V227H229ZM68 227H70L69 225H68ZM73 227V226H72ZM74 227L73 228H68L69 229V231L72 229L73 231H76V229H79V227H77L76 229H74ZM91 227V228H90ZM108 227V226H107ZM114 227H117V225L116 226H114ZM151 227H144V228H150L151 229ZM235 227H234V229H235ZM254 227V228H253ZM118 228H116V229H118ZM184 230V232L185 233H183V230ZM203 228H205V229H203ZM223 228V229H222ZM246 228V229H245ZM247 228H250V229H247ZM260 228H262V229H260ZM91 229V230H90ZM97 229V230H98ZM105 229V231L104 232H106V231H108V232H110L109 230H108V228H107V230H106V228H102V230H104ZM120 229V230H121ZM146 229V230H147ZM166 229V230H165ZM186 229V228H185ZM186 229V230H187ZM208 229H211L212 230V232H210V231H207V232H209V233H213V229H212V227L209 225V228ZM245 229V230H244ZM254 229H258V230H256V232H255V230H254V233H253V230ZM259 229H260V231L262 230V233L261 232H259ZM89 230V231H88ZM127 230V229H126ZM130 230V231H129ZM137 230V231H136ZM141 230V229H140ZM149 230V229H148ZM151 230H153V234L155 233V230L154 229H151ZM179 230L181 231V233L183 234V236L185 237L186 235L187 236H190V235H192V236H196V237H192L191 236V239H186V238H190V237H187L186 236V238H184L183 236H182V234L179 232ZM193 230H194V232L196 233H194L193 232ZM249 230H250V232H249ZM77 231H79V230H77ZM86 231V232H85ZM99 231H98V233H99ZM118 231H119V229H118ZM163 231V233H160V232H162ZM216 231H215V233H216ZM222 231H221V234L223 235L224 233H222ZM239 231H241V233H243L242 235H241V233L239 232ZM96 233H97V231H95ZM108 232H106V234H104L103 233V231L101 232V233H103L102 235L105 237V235H107V233ZM120 232V231H119ZM129 232V233H128ZM135 232H136V235L134 236V234H135ZM179 232V233H178ZM204 232V231H203ZM247 232V233H246ZM90 233H94V232H90ZM89 233V234H90ZM95 233V234H96ZM111 233V232H110ZM113 233V232H112ZM123 233V232H122ZM132 233H134V234H132ZM150 233V232H149ZM149 233H147V234H149ZM151 233H152V231H151ZM156 233V234H157ZM187 233V234H186ZM205 233H206V231H205ZM209 233H206V235L207 234H209ZM220 233V232H219ZM245 233V234H244ZM250 235H249V234ZM255 233H258V235L256 234L255 235ZM261 233V234H260ZM76 234L78 235V236H80V232L78 233V232H76ZM83 234V232H82V235H84ZM144 234H146V233H144ZM180 234V235H179ZM190 234V235H189ZM194 234V235H193ZM204 234V233H203ZM221 234H218V232H217V235H219V237L221 236ZM247 234V236H245ZM254 234V235H253ZM263 234V235H262ZM77 235L75 236V238H77ZM81 235V236H82ZM91 235H93V234H91ZM99 235V237H100V235L101 234H97V235H94L95 236V238H97L96 236H98ZM124 235V234H123ZM179 235V237H177ZM211 234H209V236H210ZM217 235H214L213 234V236L211 235V239H209L208 238V236L206 237L209 241H211L213 238H214V236H216V238H214V239H217L218 237H217ZM249 235V236H248ZM260 235V237H261V239L258 237ZM72 236H74L72 233H71V237ZM81 236L79 237V238H77V239H75V240H73V241H75V242H73L72 241V239L71 240H68V242H70V241H72L73 242V245H74V243H76V242H79V241H77V240H79L80 238H81ZM182 236V237H181ZM202 236H204V235H202L201 234V238H202ZM98 237V238H99ZM102 237V236H101ZM101 237H100V239H101ZM111 237V238H112ZM119 237V238H118ZM122 237V238H121ZM145 237H146V235H145ZM154 237V236H153ZM163 237V238H162ZM181 237V238H180ZM213 237V238H212ZM221 237H223V236H221ZM221 237L220 238H218V239H221ZM254 237H255V239H254ZM97 238V239H98ZM110 238V236H109V239L111 240L110 242H111V244L113 243V241L115 240H113V238L111 239ZM200 238V237H199ZM250 238V239H249ZM257 238V239H256ZM82 239V238H81ZM80 239V240H81ZM100 239H98V240H100ZM102 239H103V237H102ZM147 239H148V236H147ZM177 239V241H175ZM254 239V240H253ZM260 239V240H259ZM103 240H105V238L103 239ZM103 240H102V242L101 241H97L96 239H95V241H97L96 242V248L97 247H99V245L97 244L98 242H100L99 244H100V246H102V243H103ZM107 240H108V236H107ZM113 240V241H112ZM145 240V241H144ZM178 240H179V242L180 241H182V240H184V241H189V242H186V244L188 245V246H184L183 248H184V251L181 249L182 247H180L181 245H180V243L178 242ZM222 240V239H221ZM221 240H219V241H221ZM246 240H248V241H246ZM82 241V240H81ZM122 241V240H121ZM121 241L120 242H118V243H121ZM149 241V240H148ZM193 241L191 242V244L193 243ZM206 241V243L208 242L207 240H205ZM71 242V243H72ZM106 242V241H105ZM115 242H114V244H112L113 246L115 245ZM176 244H175V243ZM204 242V241H203ZM216 242V241H215ZM248 242H250L249 244H247ZM254 242V243H253ZM259 242H260V245H259ZM71 243H68V246L71 244ZM121 243V244H122ZM147 245H146V244ZM183 243H185V242H183ZM211 245H213V243L214 242H209ZM255 243H256V245H255ZM76 244H78V243H76ZM74 245L75 247L73 248L74 249V251H75V249H78V247L77 246H79L80 245V250L78 249L77 250V254L78 253H80L81 252V249H82V244H78V245ZM110 244V245H111ZM251 244H253L252 246H251ZM109 244H108V246L106 247V248H108L109 249V246H110ZM119 245V244H118ZM131 245V246H130ZM71 246V245H70ZM68 247V248H71V247ZM106 246V244L104 243V247ZM112 246V247H113ZM121 246V245H120ZM119 246V247H120ZM131 247V248H129V247ZM151 246V245H150ZM149 246V247H150ZM161 246V247H160ZM193 246V247H192ZM196 246V245H195ZM209 246L210 245H208V248H209ZM216 245H215V243H214V247H215ZM241 246V245H240ZM245 246V247H244ZM261 247V250L262 251H259V247ZM111 247V248H112ZM149 247H147L148 249H145V250H149L150 251V249L152 248L153 249V247H151V248H149ZM180 247V248H179ZM190 247H192L191 249H190ZM101 250L103 249V247L101 248V247H99ZM110 248V251H114L115 249H111ZM205 248H207V244H206V246H205ZM216 248V247H215ZM249 250H248V249ZM253 248V249H252ZM258 248V249H257ZM263 248V249H262ZM144 249V248H143ZM186 249V250H187ZM211 247L206 251L205 249H203V251L201 252V253H199L201 256H202V259H203V255L205 254L204 253V251L205 252H212L211 250ZM213 249V248H212ZM240 249H241V247H240ZM239 249V250H240ZM255 249L256 250H258L260 253H258L257 254V252L255 251ZM69 250V249H68ZM99 250V249H98ZM101 250H99V251H101ZM104 251H105V249H103ZM117 250H118V252L120 251V248L118 249L117 248ZM182 250V251H181ZM187 250V251H188ZM194 250V251H193ZM78 251H80V252H78ZM104 251H103V253H104ZM109 251V250H108ZM116 251V250H115ZM125 251L127 252V253H125ZM151 251H153V250H151ZM215 251V250H214ZM250 253H249V252ZM71 252H73V251H71V249L69 250V253H71ZM161 252V253H160ZM186 252V251H185ZM191 252V254H194V253H192ZM247 252V254L245 255V253ZM253 252V253H252ZM69 253H68V255L67 256H69ZM75 253H76V251H75ZM101 253V252H100ZM110 253V256L111 255H113L111 252H107L106 253V251H105V253L102 255L103 257H104V255H107V254H109ZM137 254V255H139V257L141 256V254H143L142 252H141V254ZM144 253V255H147V253L145 254ZM148 253H150V252H148ZM154 253V252H153ZM156 253V252H155ZM155 253H154V255H155ZM184 254V255H182V254ZM187 253V252H186ZM196 253H197V250H196ZM196 253H195V256H196ZM264 253V252H263ZM81 254V253H80ZM80 254H78V255H80ZM116 254H118V253H115V255ZM125 254H127L128 255V257H127V255H125ZM133 254H134V251H133ZM135 254V256L131 259V261L135 258V257H138L137 255ZM198 254V253H197ZM207 254H210V253H207ZM214 254H215V252H213V256H214ZM257 254V255H256ZM260 254V255H259ZM73 254L71 253L70 254V256L71 257H75V255H73ZM119 255V254H118ZM119 255V256H120ZM152 254H150V256H151ZM211 255V254H210ZM250 255V256H249ZM252 255H254V257H252ZM101 256V255H100ZM149 256V257H150ZM156 256H158V255H156ZM156 256H153L154 258L156 257ZM201 256H198V257H200V258H197V256H196V258H197V260L199 259H201ZM205 257H206V255H204ZM208 256V255H207ZM212 255L210 256V257H213ZM244 256V257H243ZM259 256H260V258H259ZM65 257H66V255L64 256V259H62V260H65ZM103 257H101V259L103 258ZM108 257V256H107ZM107 257H105V258H107ZM113 257V256H112ZM204 257V258H205ZM100 258V257H99ZM105 258H103L104 260L103 261H105V260H107V259H105ZM114 258H117V255H116V257H114ZM114 258L112 259V258H110V259H112V263H110V264H113V263H115L116 264V262H113L114 261ZM140 258H142L141 260H142V262H143V260H146V258H148V255H147V257H144L145 259H143V255H142V257H140ZM152 259V256H151V258H148L147 260H148V264H149V261H150V263H151V260H155V262H156V259ZM157 258V257H156ZM160 258V257H159ZM165 257L163 258L162 257V259H163V263L165 262L164 261V259H166ZM190 260H189V259ZM194 258V257H193ZM246 258H247V261H246ZM67 259H69V258H67ZM75 259H78V258H75ZM108 259H109V257H108ZM120 259V258H119ZM124 259V260H125ZM151 259V260H150ZM185 259H187V260H185ZM202 259H201V261H202ZM122 260V259H121ZM123 260V262L125 263V261ZM193 260V259H192ZM196 260V259H195ZM197 260H196V262H197ZM204 260V259H203ZM206 260V259H205ZM254 260V261H253ZM256 260H257V262H256ZM66 261V260H65ZM65 261H63V262H65ZM79 261H80V259H79ZM98 262H100L99 264H101V261L102 260H100V259H98L97 260ZM102 261V262H103ZM108 261H111V260H108ZM152 261V263H154ZM171 261V262H170ZM194 261V260H193ZM207 261V260H206ZM246 261V262H245ZM249 261V262H248ZM118 262H120L119 264H122V261H118ZM117 262V263H118ZM126 262V263H127ZM158 262H161L160 260L158 261ZM157 262V263H158ZM165 262V263H166ZM195 262V261H194ZM194 262L192 263V264H194ZM195 262V263H196ZM203 262L205 263V261H202V264H203ZM254 262V263H253ZM259 262V263H258ZM108 263V262H107ZM123 263V264H124ZM125 263V264H126ZM127 263V264H128ZM132 263V262H131ZM146 262H144V264H147ZM199 263V262H198ZM197 263V264H198ZM234 263V264H235ZM30 264H33V263H30ZM34 264H37V263H34ZM38 264H40V263H38ZM76 264H78V260H77V263ZM96 264H98V263H96ZM103 264H104V262H103ZM140 264H143V263H141L140 262ZM199 264H201V263H199ZM205 264H208V262L207 263H205ZM240 264H242L241 262H240ZM262 264V263H261Z\"/></svg>",
  "mask_w": 264,
  "mask_h": 264
},
{
  "label": "bare ground",
  "instance_id": "6f19581e",
  "mask_svg": "<svg viewBox=\"0 0 264 264\" xmlns=\"http://www.w3.org/2000/svg\"><path fill=\"white\" fill-rule=\"evenodd\" d=\"M18 1H19V0H18ZM53 1H55V0H53ZM84 1H85V0H84ZM84 1H83V2H84ZM93 1H94V0H93ZM93 1L91 0V2H93ZM96 1H97V0H96ZM106 1H107V0H106ZM114 1H115V0H114ZM114 1H113V2H114ZM144 1H145V0H144ZM147 1L149 2V0H147ZM152 1H153V2H152ZM163 1H165V0L160 1L161 5H160V3H159L158 0H156L155 2H154V0H151L149 3H144V4H146V5L150 4V5H148L149 8H148L147 10L151 11V12H150L151 14H152V12L155 10V12H153V15H154V17H155V16H157L158 14H160V12H161L162 10L159 11V13H158L157 11L160 10V9H163V8L167 5V4H165V3H168V2L171 3V2H173L174 0H170V1L167 0L165 3H163ZM179 1H180V0H179ZM181 1H182V2H181ZM181 1H180V3L182 4V3H183V0H181ZM226 1H227V3H229V4L231 5V6H229L230 9L233 10V11L230 10V14H231V15H230V14H229V15H230L231 17H230V16H229V17H230L231 19H230V18H229V19L232 20L233 17H234V21H233L234 25H236V26L238 27V29L241 30V31H242L241 28L246 29L249 25H250V26H249V29H250V30L256 27V28H255V29H256V35H258L259 37H262V39H260V38L257 36V37L260 39V41H258V42L256 41V43H260L261 41H263V38H264V37H263V35H264V33H263V32H264V28H263V29H260V30H262V31H260V32H262V34L259 33V34H260V35H259V34H257V33L259 32V31L257 30V28L260 27L261 24H259V26H257V24H254V25H253L254 22H256V21H260L261 19H262V20L264 19V16H263V17H260V16L264 15V13H263V12H264V8H263V12H262V10H261L260 13H259V12H256V13H257L256 15H259V14H260V15L258 16V18H257L256 15H254V14H255L254 11H257L258 9H257V10H254V8H252V7H255V6H256V1H258V0H249V1H248V0H232V1L229 0L230 2H229L228 0H226ZM234 1H237L238 4H237L236 2H234ZM251 1H252V2H251ZM262 1L264 2V0H262ZM97 2H98V1H97ZM115 2H116V1H115ZM151 2L154 4V6H152V3H151ZM184 2H185V1H184ZM246 2H247V3H246ZM56 3H57V2H56ZM60 3H61V2H60ZM66 3H67V2H64L65 6L70 7V6H69L70 2H69V4H68V3L66 4ZM101 3H102V2H101ZM105 3H106V2H105ZM110 3H111V1H110ZM117 3H118V2H117ZM117 3H116V4H117ZM170 3H168V4H170ZM219 3H220V2H219ZM232 3H233V4H232ZM249 3H250V4H249ZM251 3H252V4H251ZM21 4H22V3H21ZM64 4L61 3L60 5L63 6ZM94 4H96V3L94 2ZM98 4H99V3H98ZM114 4H115V3H114ZM157 4H159V5H157ZM162 4H164L165 6L162 5ZM186 4H187V3H186ZM229 4H228V5H229ZM234 4H235V5L237 4V5L235 6ZM240 4H241V6L243 7V10H244V8H246V9H247V8H248V9H249V8H252V9H249V10H248V13H247L248 15L246 14L247 10H244V11H245V12H244V11L241 9ZM247 4H248V5H251V6L249 7ZM257 4H258V3H257ZM57 5H58V3H57ZM104 5H105V4H104ZM107 5H108V4H107ZM117 5H118V4H117ZM138 5H139V4H138ZM170 5H171V4H170ZM178 5H179V4H178ZM178 5H176V6H178ZM182 5H184V4H182ZM245 5H247V6H245ZM54 6H55V5H54ZM54 6H52V7H54ZM62 6H61V7H62ZM85 6H86V5H85ZM95 6H96V5H95ZM150 6H152L153 8L151 9ZM180 6H181V5H180ZM232 6H233L234 8H233ZM238 6H239V7H238ZM139 7H140V6H138V9H137V10L140 9ZM144 7H146V6H144ZM144 7H143V8H144ZM159 7H162V8H159ZM166 7L168 8V6H166ZM204 7H205V6H204ZM235 7H236V9H235ZM237 7H238V8H237ZM58 8H60V6H59ZM91 8H92V6H91ZM91 8H90V9H91ZM141 8H142V4H141ZM143 8H142V9H143ZM155 8H158V9H155ZM171 8L173 9V8H175V7H173V5H172V7H170V9L168 8V12H170V13H168V15L166 14L168 17L165 16L163 12H161V13H163V15H161V16L159 15V19H161V20H163V21H164V20L167 21V18H169V19L171 20L172 17H171V18L169 17V16H171V13H172ZM182 8H183V7H182ZM206 8H207V7H206ZM209 8H210V7H209ZM239 8H240V11H235V10H237V9H239ZM64 9H65V8H64ZM93 9H94V8H93ZM142 9H141V10H142ZM177 9L179 10V8H177ZM177 9H176V10H177ZM185 9H187V8H185ZM260 9H261V8H260ZM68 10H69V9H68ZM91 10H92V9H91ZM166 10H167V9H164V11H166ZM169 10H171V11H169ZM180 10H181V9H180ZM180 10H179V13H181ZM204 10H205V8H204ZM210 10H211V9H210ZM227 10H228V9H227ZM251 10H252V11H251ZM70 11H71V10H70ZM149 11H148V12H149ZM182 11H183V10H182ZM205 11H206V10H205ZM205 11H204V12H205ZM228 11H229V10H228ZM249 11H250V12H253L252 14H253V16H254V17H253L254 19H251V20H250V18H252V14L249 15V13H250ZM127 12H128V11H127ZM132 12H133V11H132ZM135 12H136L135 14H134V13H131V12H128L129 14L131 13L130 16L133 15V17H132L133 19L129 16V14L126 13V14H127V18L130 17L129 19H130V20L132 19L133 21H132V20H131V21H128L129 19H128V20L125 19V21L127 20L128 22L126 21V23H125V22H124V23H125L126 26H127V24H129V22H132V23H130L131 25H130V24L128 25V26H129L128 29L132 30L131 32H134V33H135V30H136V32H137L136 34H138V33L140 32V33H143L142 35H144V32H143V31H139V32H138V29H136V28H137V27L139 28V26L137 25V24H139V22H141V23L143 22L142 24L144 25V20H145L144 16L146 17L147 13H146L145 10H144V12H142V14H143V13H146V15H144V14L142 15V14H141L142 17H140L141 15H140L139 13H141V12H138V11H135ZM208 12H209V11H208ZM232 12H236V13L234 14V15H236V16H234ZM238 12H239V13H238ZM177 13H178V11H177ZM258 13H259V14H258ZM261 13H262V14H261ZM126 14H125V15H126ZM156 14H157V15H156ZM169 14H170V15H169ZM137 15H138V16L140 15V16L138 17ZM148 15H149V14H148ZM172 15H173V17L175 16L174 14H172ZM88 16H89V15H88ZM162 16H163L164 18H162ZM176 16H177V14H176ZM166 17H167V18H166ZM248 17H249V21H251V24L244 23V22H245V21H244L245 18H248ZM134 18L136 19V21H134V20H135ZM137 18H138V19H137ZM141 18H143V21H140ZM147 18H148V19L150 18V19L148 20ZM156 18H157V17H155L154 19H156ZM165 18H166V19H165ZM255 18H256V21H254ZM260 18H261V19H260ZM151 19H153V17L151 18L150 16H149V17L147 16V17H146V23H148L147 20L150 21ZM227 19H228V18H227ZM235 19H236V20H235ZM259 19H260V20H259ZM138 20H139V22H137ZM230 20H228V21H229L230 23H232V21H230ZM246 20H247V19H246ZM252 20H253L254 22H253ZM158 21H159V20H158ZM133 22H134V23H137V24H136L137 27L133 25ZM150 22H151V21H150ZM252 22H253V23H252ZM262 22H264V20H263ZM141 23H140L139 25H142ZM146 23H145L144 26H146ZM151 23H152V22H151ZM230 23H229V25H230ZM235 23H236V24H235ZM241 23H242V24H243V23H244V24H248V26H247V25H244V24L240 26ZM154 24H155V23H154ZM263 24H264V23H263ZM225 25H226V24H225ZM238 25H239L241 28H240ZM252 25H253L254 27H253ZM130 26H131L132 29L130 28ZM133 26H134V28H133ZM148 26H149V25H147V27H148ZM152 26H153V24H152ZM152 26H151V28H152ZM244 26H246V28H245ZM262 26H264V25H262ZM135 27H136V28H135ZM142 27H143V26H142ZM227 27L229 28V26H227ZM227 27H226V28L224 27L225 29L223 28L224 30H226V32L229 33L230 31H232V30H231V29H233L232 26H230V28H229L230 31L227 30ZM252 27H253V28H252ZM140 28H141V26H140ZM140 28H139V30H140ZM143 28H144V27H143ZM143 28H141V29H143ZM151 28H150V29H151ZM133 29H135V30H133ZM144 29L146 30V28H144ZM255 29H253V31H252V30H251V31L249 30L247 33H246V32H243L244 35L247 34L246 36H244V35L242 34V36H243V37H242L243 41H246V43H247V39H248V38H251L250 35H252V38H254V39H255V38L258 39L257 37H254V34H255V33H254V30H255ZM258 29H259V28H258ZM130 30H129V31H130ZM145 30H144V31H145ZM151 30H152V29H151ZM151 30H149V31H151ZM219 30H222V29H219ZM234 30H236V29H234ZM209 31H210V30H209ZM257 31H258V32H257ZM127 32H128V31H127ZM205 32H206V31H205ZM250 32H251V33H250ZM129 33H130V32H129ZM231 33H232V32H231ZM248 33H249L250 35H249ZM252 33H254V34H252ZM145 34H146V33H145ZM150 34H151V33H150ZM233 34H234V32L232 33V36H231L230 33H229V37H226L227 39H225V42H226L225 44H224V40H221V41H223V43L220 42V43H221V44H220V43H219L220 40H218L219 38L214 37V38H215V39H214L213 36H216V35H213L211 38L209 37L210 39H208V40H209V43H210V46H211V45L213 46V44L211 43V40L214 39V41H212V42H215V40H217L218 42H217V43L215 42L217 45H215V43H214V46H216L215 48H218V47L220 48V47H221V48H220L221 51L224 52L225 54L222 53V52L220 51V49H219V52H218V49H215V50L211 49V48H213V47H212V46H211V47L209 46V43H208L207 40H203L202 42L198 40L199 42H201V45H199V44H200L199 42H198V44H197V43H196V44H197V46L200 47L201 49L203 48V46H205V42H207L206 48H209V47H210V49H208L209 51H210V50H211V52H212V50H213L214 52L217 51V52L219 53V54H218L219 57L223 54V56L225 55L228 59H231V58H232V59H231V60H227V58H226L225 56H224L225 58H224L223 56H221L220 58L217 59V61L220 63V59L223 58V59H222L223 62L221 61V63H225V65H228V66L221 67V66H224V65H223V64H220L221 66H220V65H217L218 62H215V61H216V60H215L214 62L217 63V64H215V63H214V64L217 65V66H219V69H218V70H217V69H216V70H215V69L213 70V68H214V67L216 68L217 66H215L214 64L211 63V67H212V68L209 69L210 66H208V70H209V71L211 70V73H212V70H213V73L211 74L210 72H208V73L204 74L203 72H206L205 70L207 69V66L205 67V66H202V65H201L202 67H201V66H200V67L202 68V71L200 70L201 68L196 67V66L198 65V64H197L198 61H197V59H196V58H198V56H196V55H197V53H198V55H199V54L201 55L202 53H206V52H207V49H206V51H205L204 49L201 50L200 48L197 47L198 50H201V52H197L196 49L192 48V51H193V49H194V51H193L194 53L192 52L191 55L194 54L193 57L195 56L194 58L196 59V62H195V59L193 58V61L195 62V64H194V62L191 60V61L193 62V64H192L193 67H192V68H194V69H195V68H198V69L200 70V71H199L198 69H197L198 71L196 70V71L198 72V74H197L196 71H195L196 73H193V74L198 75V78L196 79V81H195V77H196V75H194L191 79H189L190 77L188 78V79L191 81V82H189V80L187 79V76H188L187 73H188V72L185 71V70H183L184 67H182V65H183V64H182V63H183L182 61L180 62V63L182 64V65H181V64L179 65L180 67L177 65L178 68H181V67H182V71H180V69H178L177 66L175 67V69L177 68V69L179 70V72H178L177 69L174 70V68H173V67L175 66L174 63L179 64L178 62H179V60L181 59L180 57L177 56L178 59L180 58L178 61H177V58L175 59V61H174V59L171 60L172 58L169 59V60L172 61V62H169V60H167V62H168L169 64L171 63L172 65H174L173 67L169 65V66H170V70H169L170 73L172 72V70H173V72H174V71H177V73H178L177 76H176V73H175V76H174V75H173V76L170 75L171 77H173V79H174V77H175V78L178 77L179 74H180V76H181V75L184 73L183 71L186 72V73H185V74L187 75L186 78H185V74L182 75V77H178V79H180V78L182 79V78L184 77L183 79H184V80L186 79V82H185L183 79H182V81H181V79H180V81H179L177 78H176V79H177L176 84H175V82H174L175 87H177V86L179 87V86H180V87H181V88H180L181 90H182V88H183V92H180V91H179V93H181V94H182V93H183V94H184V93H187V95H188V91H189V90L187 89V84H188V83H191V84H192V80L195 81V82H194V85L192 84L193 87H195V85H196V86L199 85V87L201 88V89L199 90V87H198V89H196V90H198V91H196L195 88H193L192 86H191V88H193V89L190 88L189 85H191V84H188V87H189L190 90H191V93L189 92L190 97H191V98L189 97V98H190V101H189V102H190V103L193 102V103H192V104H193V109H194V110L198 109V110H196L197 113H198V111H201L202 108H201V109H200L199 107L196 108V106H197L196 103L194 102V100L192 101L191 99H192V96L195 97V101H196V102H198V101L201 99V98L199 97V96H201V95H200V93H198V92H201V90H202V86H200V85H203V84H205V83H208V80L206 79L205 75L207 76L209 73H210L211 75H208L207 78L210 77V76L212 77V78H211V77L209 78V80L212 79V80H210L211 82H209V84H212V85H210V86H212V90L209 89V90H211V91L208 92L206 89L211 88V87H207V86H206L207 88L204 89L205 86L203 85V86H204V87H203L204 91L206 90V92H208V93H205L203 90H202V91H203V93H205L206 95H207V94L209 95V93H211V96H213V97L215 96L214 98L211 97V98H213L214 100H217L216 102L213 101V103H211V106H212V107H214V106L217 105V104H220L219 106H218V105L215 106V108H213V110L211 109L213 112H212V111L210 110V108H208V106H207V108L209 109L210 114H209L208 112H206L205 109H207V108H206V106H205V107H204V111H201V113H202L201 117H200V114H201L200 112H199L200 114H199V113L197 114L196 111L194 112V110H191V109H192V104L189 105V104H188V101H187V100H189V99H187V100L185 99L187 102H183L184 99H183V100L179 99V100L177 101L176 105L179 104V105L182 107V105H183L184 103H186V104H187V108H186V106H185L186 104L183 105V109L185 108L186 111H185V109L182 110V108L180 107L182 111H185V114H184L183 116H186L188 112H189V115H190V113H191L190 111H193L194 113L192 112L193 115H192V114H191V115H192L193 117H195V114H197L196 117L199 116V117L197 118L198 120H199V118L202 119V118H203L202 116H204L205 118H203V119H205V121H206L207 118H208V116L211 117L212 114L215 115V114H218V113H219V115H217V116L219 117L218 119H219V121L221 122V125H223V124H224V125H225V124H230V123H229V122H230L229 120L234 121V119H235L236 117H238V118H237L238 120L235 119V120H237V121H234V123L237 122V123H235V124H237V125H235V127L237 126V127L239 128V132L242 131V130L240 129V126H242V129L244 130V127H243V126H245L244 124H246V121H244L245 119L242 120V119H243V115H244V118L247 117V118H246V119H247V123H251V122H252V123H251L252 126H251V124H250V126H249V124H247L248 127H247V125H246V127H245V129H246V128H249V127H250L251 129H246V130H248V131L244 130V133H246V132L249 133V131H250L251 133H249V134L246 133V134H248V136H249V135L251 136V134L254 132V133L252 134V137H251V138H252V141H253V139H254V138H253L254 136H255V137L258 136V137H259V140H261V138L264 137V124H262V123L259 122L258 120H260V118H261L260 121H264V118H263L264 116L262 117V115H263L264 112L259 113V111L262 110V105H263V103H262V105H261V103H260V104L258 103V105L261 106V108H260V110H259V106H258V105L256 106V104H257L256 102L258 101L256 97H257V95L260 97V98H258L259 101H261V100L263 99V97H264V86H263V84L261 85V86H263V87H262L263 89L261 88V90H260L261 92H260L259 94H257V92H255V91H256V90L258 91L260 88L256 89V87H255V89H254V88H253V85H254V86H257L258 83H259V80H261V77L264 76V75H263L264 73L262 72L263 69H262L260 66H259L260 68L257 66V65L261 64L262 61H263V59H264V58H262V56L264 55V53H263V51H262V50H264V47H263V46H260V47H261V50H259V51H258V49H260V48H257L256 46L254 47V49H256V50H255V51H256V56H255V57L258 58V59L256 60V58H254L255 51L252 50L253 48L251 49L250 46L247 47V48H249V51H250V49H251V50L254 52L253 55L251 54L252 51H251V52L247 51V54H245L246 51H244V50H240V49H241V47L245 48L248 44H246V46L244 47V46H243V43H242L241 41H239V40H241V38L239 39V38H237L236 36H233ZM148 35H149V33H148ZM210 35H211V34H210ZM217 35H218V34H217ZM234 35H235V34H234ZM256 35H255V36H256ZM184 36H185V35H184ZM207 36H208V35H207ZM238 36L241 37V33H240V35H238ZM247 36H248V37H247ZM249 36H250V37H249ZM204 37H205V36H204ZM219 37H220V36H219ZM230 37H231V38L233 37L234 41H232V39H230ZM244 37H245V38L247 37V38L244 39ZM144 38H145V37H144ZM144 38H143V39H144ZM186 38H187V37H186ZM189 38H190V37H189ZM216 38H217V39H216ZM235 38H237V39L235 40ZM252 38H251V40H252ZM238 39H239V40H238ZM254 39H253V40H254ZM256 39H255V40H256ZM259 39H258V40H259ZM228 40H229V41H228ZM230 40H231V41H230ZM237 40H238V42H235V41H237ZM248 40H249V39H248ZM253 40H252V41H253ZM255 40H254V41H255ZM186 41H189V40H186ZM190 41H191V40H190ZM239 42H241L242 46H240L241 44H239ZM250 42H251V41H250ZM250 42L248 41V43H250ZM191 43H192V42H191ZM202 43H204V44H202ZM253 43H254V42H253ZM253 43H250V44L252 45ZM196 44H195V45H196ZM218 44H220V45L218 46ZM262 44L264 45L263 42H262ZM202 45H203V46H202ZM221 45H222V46H221ZM226 45H227V46H226ZM258 45H259V44H258ZM260 45H261V43H260ZM88 46H90V45H88ZM95 46H96V45H95ZM189 46H190V44H189ZM217 46H218V47H217ZM229 46H230V47H229ZM232 46H233V47H236V48H235V49H232ZM93 47H94V45H93ZM93 47H90L89 49H88V48L85 49V47H83V48L85 49V50H84L85 52H86L87 50H89V51L86 52V55H85L84 51H83L82 53L85 55V57L88 56L87 59L90 58V59H89L90 61H91L92 59H96V60H98V61H99V60H103L102 63H104V64H106V65L109 64V62H112V59L114 58L113 56H114L115 53H116V56H117V54L120 52V51H118V52L115 51V52H114V50H113L112 52H114V53H112L111 50H108L109 48L107 49L106 47H105V48L103 47V49H102V47H100V46H99L100 48H99V47L97 48V46H96V48L94 47L95 49H93ZM191 47H193V46H191ZM191 47H190V48H191ZM195 47H196V46H195ZM225 47H227V48H231V49H230L231 53L229 52V49H227V48H225ZM237 47H238V48H237ZM91 48H92V50H90ZM186 48H187V47H186ZM204 48H205V47H204ZM106 49L108 50V52H107ZM225 49L228 50V54H227V55H226V52H227V51H226ZM236 49H237L238 53H239V52L241 53V54L239 53V54H240V57H239V54L237 53ZM188 50H190V49L188 48ZM188 50L186 49V52H187ZM224 50H225V51H224ZM233 50H234L235 52H233ZM109 51H110V53H109ZM160 51H161V50H160ZM195 51H196V55H195ZM203 51H204V52H203ZM242 51H243V52H242ZM257 51H258V52H257ZM141 52H142V51H141ZM153 52H154V51H153ZM217 52H215V53H217ZM261 52H262V56H260V55H261ZM134 53H136V52H134ZM137 53H138V52H137ZM143 53H144V52H143ZM164 53H167V52H164ZM173 53H174V52H173ZM189 53H190V52H189ZM189 53H188V54H189ZM207 53H208V52H207ZM220 53H222V54H220ZM236 53H237V54H236ZM243 53H244L245 55H244ZM248 53H250V54L252 55V57H251V55H248ZM257 53H259L260 55H258ZM110 54H111V55H110ZM112 54H113V55H112ZM120 54H121V52H120ZM120 54H118V55H119V56H122V57H123L124 55L126 56V54H123V55H122V54L120 55ZM168 54H169V53H168ZM168 54H167V55H168ZM183 54H184V53H183ZM208 54H210V53H208ZM231 54H233L234 56L231 55ZM142 55H143V54H142ZM155 55H156V54H155ZM174 55H175V54H174ZM205 55H206V54H205ZM246 55H248V56L250 57V59H252L251 61H254V62H252V64H254L253 66L258 67V68H259V71H258V69H254L255 67L253 68L252 65H251V63H249L248 61H245V62H247L246 64H245V62H243V61H244L245 59H247V57H248V56H246ZM257 55H258V56H257ZM82 56H83V55H82ZM99 56H100V58H99ZM102 56H103V57H102ZM104 56H105V58H104ZM111 56H112V57H111ZM137 56H138L139 58H141V57H140L141 55H137ZM161 56H162V55H161ZM161 56H160V57H161ZM164 56H165V55H164ZM164 56H163V57H164ZM171 56H173V54H172ZM189 56H190V55H189ZM232 56H233V57H232ZM236 56H237V57H236ZM243 56H244L245 59L243 58ZM245 56H246V57H245ZM97 57H98L99 59H97ZM106 57H108V58L110 59V61H105ZM122 57H119V59H118V57H116V58H117L118 61L121 60V62H125V61H127L128 59H129V61L132 60L131 58H128V55H127V60H125L126 58L123 57V58H125V59H123L124 61H122V59H121ZM138 57H137V58H138ZM150 57H151V56H150ZM160 57H159V58H160ZM199 57H200V56H199ZM204 57H205V56H204ZM234 57H236V58H234ZM249 57H248V60H249ZM116 58L114 59L115 61L112 62V63H113V67H109L108 65H107V66L103 65V67L105 66L104 68L102 67V71H103V72L101 71V67H100V66H99V67H100V70H99L100 72L97 70V71L99 72V73H98L99 78H101V79H106V81H105V80H104V82L102 81L103 83L99 82V83H101L102 85H100V84L98 83V86H97V87L102 86L103 88H106V87H107L106 85H108V87L106 88V90L104 89L105 91L103 90L102 87H100L101 89L98 88V89L101 90V91L98 90L99 93H97V91H96L97 89L94 90V94H95V92H96V94H100V96H102V97H100V96L97 95L98 98H97V97H96V98L94 97L95 99H98V100L96 101V103H95V100H94V103H93V101H91L90 104L93 103L92 105H95V104H96L95 106L98 105L97 107H99V105H100V101H99V100H100L101 98H102V100H101L102 102H101V103H103V104H104L103 101H104V100H107V97H108V98L110 97V99H108V101H105V104H107V106H108L107 108H106L105 105H102V104L100 105V106H102V109H105V110H107V111H105V110L102 111V109H101L100 107H99V109L96 107V111H98L101 115L98 114L99 116H96V114L98 113V112H97V113H95V116H96V117H94V113L91 112L92 110L90 111L91 113L88 111L90 114L93 113V114H92L93 116L90 117V118L93 117V119H92V122H91V121H90V122L93 123V124L95 123V124H98V125H99V123L101 122V121H99V120H101V119H105V118H106L105 120H108V122L111 123L112 121H109V119H110V120H111V119H114V120H115V118L118 116V117H119V120L116 119L117 121L115 120V121H113L114 123H113V122L111 123L112 127L114 128V127L118 126L119 123H120L121 121H123V123H124V121H125V124H124L125 127H124V126L122 127L121 125H119L121 128L118 126V127H116V128L114 129V131H113V129L109 128V131H110V130L113 131V133L115 134V137H117L118 135H117L116 133H118V131H121V129L123 128L124 130H122V131H123L124 133H126V134H124L123 132H121V133H122V134H121V133L119 132V133H118V134H119L118 137H120V136H121V137H120L119 139H118V137H117V139H116V138L114 137V134L111 135V133H110V132L108 133V130H106L105 135L108 134V135H107V138H106V137L103 138V140H105V141L103 142L104 144H107L108 142L111 143V142L113 141V143L115 142L114 144H117V145H116L117 148H118V145L121 146V147L123 146V144L125 145L126 148L123 149V148L120 147L119 149H122V150H119V149H118L119 151L122 152V153L120 152V153L118 154V157H119V156H120V157H122V156H126V158L124 157L125 159H123V160H124V161H125V160H128V162H129V163H128V162L126 163V161L124 162L121 158H119V160H120V161L122 160V162H124L125 164L130 165V164H132L133 162H134V164H135L136 161H137V163H138V161H140L139 164H141V165L143 166V169H144V168H147V166H149V165H147V164H152V165H154L153 163H155V162H153V161H156V157H157L156 155H157V154L160 155L161 160H160L159 156L157 157V158H159V159H157V160H158V161L160 160V161H159L160 167L158 166L159 164L156 165V163L158 162V161H156V163H155V165H154V166H155L154 168L157 167V170L155 169V171L153 172L152 170H154V168L152 167V168H151V171H152V174L155 173L156 175H158L156 178H158V179L161 180V181L159 180L158 184L161 183V184L163 185V183H162L163 180H162L161 178H163V176L166 177V178H164V179H166V181H163V182H164V185H163V188L160 190L161 192H160L159 190H158V192H157L156 190H153V188L156 187V188L158 189L159 187L161 188L162 185L160 184V186H159V185L157 184L158 186H154L156 183L153 184V185H151L152 182H153V181L151 182V180H150V182H151L150 185L153 186V187H152V189H150L151 186H148V188L150 187L149 189H150L151 191L153 190L154 192H157V193H154V194H153L152 192H150V190H148V191L150 192V195H149V194H148L149 192H148V193L145 192V191H147V189L144 191V193H142L143 191L140 190V189H139V186H138V187H137V190H140V193H142V194H144V195H145V193H147V194L149 195V197H148L149 200L152 201V202L150 201V202L152 203V204H150V203H149V200L147 199V200H145V201H146V203H145V201H144L145 198H144V197H146L147 194H146L145 196L141 194L142 196H140V195H139V191H136L135 188H134V187H136L137 184L140 183V179L143 177V174H144V173H143V169H140V168H142V166H140V165L137 166L138 164H135V165L132 164V165L130 166V169H129L130 171H131V168L134 169V170H135V169H137V170L139 169V170H138V171L136 170L135 172H133L134 170H133L132 172L129 171L130 174H131V175H130L129 173H127L128 168H129L128 165H126L127 167H125V165L122 164V166H124L125 169H124V168L121 169L122 166L118 163V159H117V161H116V160H110V159H109V160L112 162V163H111V162L108 160V158H107L106 156L103 155L104 153L102 154L103 157H102L101 155H98L99 153L96 155L97 157H96L95 155H91V154H96L97 151H98V150H96V149H97V148H100V147L103 146L104 144L102 143L101 146H99L100 144L98 143L99 141L97 140V141H98L97 143H98L99 145L96 144V145H95L96 147H94L93 143L95 144L96 142H93V143H92V141L89 142V139L86 138L85 135H84V134H85L84 132L86 131V128H85L84 132L81 131V132L84 133V134H80V136H81V135L83 136V138L81 137V140L83 141V142L81 141L82 143L79 142L78 139H76V140H78V141H76L77 143L75 142V140H73V141L71 140V141H70V145L72 144V148H73V149L71 148L72 150L69 148L70 145H67L68 150L70 149V151L68 152V155H67V156H69V157H67V158H68L67 160H68L69 163H71L72 161H74V162H72V163L75 164V166L73 165V166L75 167V169H72V168H74V167L72 166L71 171H70V170H66V168L63 170V169H62V165H60L61 162H60L59 160H58V161L60 162V163L58 162L59 164L56 162L58 158H56V160L54 161V162H56L58 165H53L54 162H53L51 165H49V167H46L47 165L45 166L44 163L42 164V165H44V166H41V165H40L41 161L44 162V159L47 157V154H46V153H47V152H46L47 149H48V153H50L49 150H53V149H50L52 146L55 145L53 148H58V146L56 147V144H57V145H60L58 149H61L62 152H64V151L67 149V148L64 146L66 143H64V145H63V142H66V141H64V137H63V135H64V133H66V130H67L66 127L68 128V126L72 123L71 121L74 120V118H73L72 120L67 119V120H69V125H68V123H66V121L64 120V116H65V114H66L67 111H68L67 108L70 107V104L67 105V103H70V102H71V99H70V98H71V96H72V92H71L70 89H69V88H70V85H69V87L67 86V81H66L67 79L64 80V79L61 78V80H62L63 82L66 81L65 84L62 83V81H61V84H62V85H61V84H58L59 81H60L59 79H58V80H55V81H54V84L57 83L56 85H53V84H50V83H49L51 86H50V85H46L45 87L48 86V88H46V91H44V90H45V88H44V89L42 90V92H41V94L43 95V96L41 95V96L43 97V99H44L45 96H46V98H45L46 101L44 102L45 99H44V100L41 99V101L43 100V102H41V101H36L37 103H38V102H41V104L38 103V104H40V105H38L36 102H35V104H34V109L40 108L39 106H41V108L39 109V110H41V111H39V112L42 114V118H40L41 114H39V112H37L38 109L35 110V113L37 112V113L39 114V116H38L37 114H36L37 116H36V115H35V116H36V117H39V119L37 118L39 121H42V120L44 121V120H45V124H44V126L42 125L43 127H41V128L44 129V130L42 129V130H43L42 132L40 131L41 129H37V128H35V129H37V130L39 131V134H38V131H37V130H33L34 128H33L32 130L30 129V130H28L29 133H26L27 135L25 134V136H23L24 138L21 137L23 140H22L21 138L19 139V137H18V135H17V133H16V135H17L18 138H16L15 140L18 141V142H20V143H22V144H20V143H18V142L10 141L12 138H14V137H12V135H11V134H12L11 129L9 130V129L6 128V131H7V130H8V131H7V132H6V131L3 132V134H4V133L7 134V135L4 134L5 137H4L2 134H0V135H2V136L4 137L3 140H2V143H3L2 145H3L4 147L0 144V146H1L0 149H2V147H3V149L0 150V264H30V263H33V264H34V263H37V264H38V263H40V264H76V263H77V260H78V264H96V263L99 264L100 262H98L97 260L100 259V260L103 261V260H104L103 258H105V257H107V256L109 257V259H108V257H107V258H105V259H107V260H105V261H103V262H104V264H110V263H112V259H113L114 257H116V255H117V258H114V261H113V262H116V261H117V262H118V261H122V264H123V263H124L123 260L125 259V257H123L124 254H123V256H121L122 254H121L120 252H123V251L125 250V248H126V245H125V247L123 246V243L125 244V243L127 242V240H128V238H127V240L124 239V238L126 237V236H125V233L128 231V229H130V227H128V226H130V223H133V220H132V222H128L127 220H129V219H125V220H126V223H127V222L129 223V225H128V224H125V228H124V224L121 225L120 222L122 221L123 223H125V220H124L123 218H124V217H126V218L129 217V218H130V216L132 217V219H133V218L138 219L139 217H140V218H141V217H142V218L144 217V219H146V217H147V219H146V221H147V220L149 219V216L152 215V217L150 218L151 220L149 219V223L145 221V222H143V223H144V224H143L142 221H143L144 219L142 220V218H141V224H140V225L143 226V230H142L141 226H139L137 230H139V231H138L139 234H142L141 231L144 232V229H145V232H144V233H146V234L143 233L142 235H139V236H140V237H143V238L146 240V243H148V242L150 243V241H152V239H149V238H150L149 236H151V237L154 238V239L158 238V237H159L160 235H162V234H160V235L157 236V237L155 236V235H158L157 232H159V231H156V230H155L156 228H154L155 226H154L153 224H154V220H155V221H156V219H157L158 221L160 220V218H158V216L160 217V216H161V213L158 212V207L160 208L159 210H162V209L164 208L162 205H164L165 202H162V201H163V199H164V196H165V198H166L167 195H166V194L163 195V193L168 192V190L171 188V189H170V194H169V196L174 197V195H171V194H172L171 190H173V189H174V190H178V189L183 190V188H181V187H179V186H178V187H179L178 189H177V187H176V185H178V184H176V182H177V179H176V178H179V177L181 178L183 175H185V176H183V177L181 178L183 181L185 180V179H183L184 177L187 179L186 176H188V177L191 176L190 179L192 178L196 183H198L197 185H194V186H196V188H195V187H193V188L190 187V189H187V188L190 186V181L192 182V179L190 180V179L188 178L190 181L187 179V180H188V183H185V182H184L186 185L180 182V181H182L181 179H180V181L178 180L179 183H181L182 187H184V186H185L184 188L187 187V188H186V189H187V192H186V191H184V192L187 193V194L190 196V197H189V200H192L193 198H192L191 196H193V197H194L193 200H195V201L192 202V201H193V200H192V201L187 202V201H188V198H187L188 195L185 194L183 191H182V192H183L185 195H184L182 192H178V193L181 194L182 196H184V197L186 196V197H185V198H184V197H181V196L179 197L178 194H176L178 197L175 196L176 198H175V199L173 198L174 200H176L177 198H179L178 201H184V200L186 201V200H187V201H186V204H187V203L190 204V202H192L193 204H194V203L197 204L198 202L196 201V199H199V200H198V201H199L198 205H199L200 203L204 202V204H206V205L208 206V208H209L208 211H209L210 213H209V212H208V213H209L210 215H211V211H210V210H212V209L215 210V211L213 210V212H212V214L214 215V213L216 212V209L219 208L218 204L220 205V208H219V209L225 208V209H227V212H228V201L226 200V197L228 196L229 193L226 194L227 196H226L225 194H223V193H222L223 190L221 189L220 186H221V184H222V186H223L224 189H226V190H227V189L231 190L230 188H233V187H230V183H231V185L233 184V186H234V185L236 186V184L239 185L237 182H238V181H239V183L241 182L242 177H240V175L242 176V175L245 173L244 171H242L245 167H246V169H248V167L246 166V164L249 163V161L247 160L248 162L246 161L247 163L245 162V163H246V164H245L244 162L241 161V159L239 160V159H236V158H238V154H239V153H242V152H244L245 150L242 151V152H241V151H240V152H237V151L235 150V152H236L237 154H235V152H234L233 150H231V149H230L231 151L228 152L227 149H229V147H227V146H228L227 143H229V142H228L227 140L230 139V138H229L230 135L228 136V135H227L228 133H227V134H226V133L224 134L225 131L223 132V128H224L225 130L227 129V128L225 127L226 125H225L224 127L222 126L221 128L219 127V126H221V125H219V121H218V119H214V118H216L217 116L213 117L214 120H212V118L209 117V118L211 119V121H214V122H213L214 124H217V123H215V122H218V124H217L218 126H217V125L215 126V127H217V129H215L214 131L210 129L211 131H210V132H209V131H208V132L206 131V132H205L206 134L201 133L202 131H200V130H199V132H196V130L198 131V129H201L202 126H203V128L205 127V126H204V124H205V123H204V120H203V122H202L203 125L201 124L202 126L199 125V124H200L199 122H201L202 120H201V121L199 120V121H197V122L199 123V124L197 123V125H199V126H197L198 128L196 127L197 129H195V127H193V128L190 127V126L193 125L194 122L192 123V125H191V124H189L190 126L188 125V126L190 127V129H189L190 131H191V128H192V132L195 130L194 132H195L196 134H192V132H190L189 130H187V128H188V127H186L187 119H186V121H185L186 123L183 122L182 125H181L180 121H183V119H181V120L179 121L180 124L178 123V121H176V120H179V118L176 117V113H178V114L181 113V111H179L180 108H178L179 106L177 105L178 107H172L173 105H170V108H171V109H174V108H175V110H178V111H173V112L171 111V112H170V114L172 113L173 116H172V114L169 115V111H170L171 109H167V107H166V109H167L168 113H167L166 111L164 112V113H166L169 117L172 116V117H174V118H175V117L177 118V119H176V118H175V119L173 118V121L175 120V121H174L175 124H174V122L171 120V121L173 122V123L171 122V123H172V124H171V125H172V128L175 127V128H173V131H172L173 134H171V130H172V128L169 127L168 129H171V130L168 131L167 126H168L169 124L166 126V122H165L164 124H162L161 121H160V122H161L160 124H159L158 122L155 123V124H158L159 127H157V125L154 126V127H157L156 129H158V131L156 130V132H157L158 134H157L156 137L154 136V139L157 138V137H158V138H157V140H156V139H155V140L153 139L151 142L156 141L157 145H159V146H157L158 149L156 148V146H154V145H156V143H153L154 145H153L152 143L150 144V145H153V146L156 148V150H154V151H153V149H152L153 147L151 148L152 150H151V149H148V148L146 147V148H147L146 150H148V151L150 150V152H148V154H147L148 157H150L149 154L152 155V156H154V152H155V154H156V155L154 156L155 160H152V159H154V158H153V157H152V158L150 157V158L147 160L148 163H146V160L143 159V158H145L147 155H146L145 157H142V156H140V155H142L141 152H140V154H138V155L140 156L141 159H138L139 156H137L136 154H133L132 152H138V153H139V150H140L141 147H143L144 145L141 146L142 143H139V141L137 142V140H138V139H137V140L135 141V142H137V143H136L137 145L135 144V145H133V146H134L135 149H136V148L138 147V143H139L140 145H139V149L137 148V150L135 151L134 148L131 146V143H129V142H130L129 139L131 138V142L133 141V140H132V137H131V135H130V134H131L130 132H132V134H133V132H135V130L137 129V127L141 124V123H140L141 121H140V122H139V121L136 122V123H135V126H133L134 122L130 125V123H131L132 121H134L135 118H134V119H133V118L131 119L132 116L130 117V115H129L128 120H129V119L132 120L131 122H129V121L127 120V116L123 115V117H122V115H121L122 113L124 114V112H123L124 110H122V112H120V111H121L120 108L125 107L124 105L128 106V108L125 107V109L127 108L126 110L133 108V106L135 105V104H134L133 106H130V105H132V103H133L132 100H133V98H134V95H133L134 93H132L133 97H130L129 95H130V93H131V91H132L133 89H131V91L129 90V92H128L127 90H128L129 88L127 89L126 84L123 85V81H124V80H123V78L121 79V78L119 77V75L122 76V77H123V74L126 75L125 72H126V70L128 71L127 68H129L131 65L126 66V67L124 66V64L126 65V63L129 62V61H128V62H126V63H122L123 66H120V68H119L118 66L121 65V62H120V64L118 65L119 62L116 61ZM174 58H175V57H174ZM187 58H188V56H187ZM187 58H186V59H187ZM211 58H213V56H212ZM233 58H234V59H233ZM237 58H238V61H241V60L243 59V60L241 61V63L243 62L244 64L242 63V65H244L245 67H246V65L248 66V65L250 64V66H248L249 69H247V70H251V71H247L246 69H243V68H242V69H243V73H244V72H247V73H246L247 75L249 74V75L253 76V74H256V73L258 72L257 75H254V76H253V79H251V78H252L251 76L248 75V76H249V77H248L246 74H245V75H244V74H241V75H240L242 69H241V68H240V69L238 68V66H239L238 64H237V66H235L236 63H237V62L235 63V59H237ZM239 58H240V59H239ZM253 58H254L256 61L253 60ZM259 58H260V60H259ZM261 58H262V59H261ZM87 59H86V60H87ZM109 59H108V60H109ZM130 59H131V60H130ZM166 59H167V57H166ZM189 59H190V58H189ZM225 59H226L227 61H226ZM106 60H107V59H106ZM258 60H259V61H258ZM261 60H262V61H261ZM82 61H83V60H82ZM84 61H85V60H84ZM93 61H95V60H93ZM165 61H166V60H165ZM173 61H174V63H173ZM186 61H187V60H186ZM225 61H226V62H225ZM233 61H234V62H233ZM236 61H237V60H236ZM251 61H250V62H251ZM257 61H258V63L256 64L255 62H257ZM96 62H97V61H96ZM99 62H101V61H99ZM105 62H106V63H105ZM115 62H117V63L115 64ZM131 62H132V61H131ZM131 62H130V63H131ZM203 62H204V61H203ZM209 62H212V60L210 59ZM229 62H231V65H232V66L230 65ZM259 62H261V63H259ZM93 63H94V62H93ZM163 63H164V62H163ZM226 63H228V64H226ZM232 63L234 64V66H233ZM241 63H240V66H241ZM196 64H197V65H196ZM80 65H81V64H80ZM88 65H89V64H88ZM91 65H92V64H90V66H91ZM109 65H110V64H109ZM117 65H118V66H117ZM186 65H187V64H186ZM186 65H185V66H186ZM194 65H195V67H194ZM81 66H82V65H81ZM81 66H80V67H81ZM95 66H96V65H95ZM110 66H112V65H110ZM114 66H115V67H114ZM169 66H167V67H169ZM198 66H199V65H198ZM240 66H239V67H240ZM262 66H264V62H263V64H262ZM91 67H92V66H91ZM93 67H94V66H93ZM99 67H97V69H98ZM106 67H109L108 69H109V72L111 71V74L113 73L111 80L108 79V78L111 77V75H110L109 72L107 71L108 69H107ZM116 67H117L119 70H121L120 73H121V74L123 73L122 75H121L118 71H117L118 73L116 72V70H117ZM121 67L126 68L125 71H123V68H121ZM220 67H221V68H220ZM230 67H231V68H230ZM234 67H235V68L237 67V68L239 69V70H238V69L236 68L238 72H237V71H235V72L231 71V69H232V70H235V69H233ZM245 67H244V68H245ZM251 67H252V69H251ZM110 68H112V69L115 68V69L112 71V69H110ZM204 68H205V70H204ZM229 68H230V69H229ZM246 68H247V67H246ZM263 68H264V67H263ZM89 69H90V68H89ZM103 69H104V70L106 69L105 73H104V70H103ZM163 69H164V68H163ZM167 69H168V68H167ZM171 69H172V70H171ZM194 69H193V72H194ZM220 69H221V71L224 69L225 72H224V71L221 72ZM253 69H254V70H253ZM260 69H261V70H260ZM129 70H130V68H129ZM208 70H207V71H208ZM229 70H230L231 72H233V73H231ZM252 70H253V71H252ZM255 70H257V71L255 72ZM114 71L116 72V74H115ZM165 71H166V70H165ZM214 71H215V72L217 71V73H219V71H220V73H222V75H223V73H225V74H226V75H225L226 77L222 80V79L219 78L221 74L219 73V74H218V77H217V76L214 74ZM226 71L228 72V74L231 73L230 75H231L232 78H229L230 75H228L229 77H227V72H226ZM80 72H81V70H80ZM173 72H172V74H173ZM191 72H192V71H191ZM199 72H200V73H199ZM229 72H230V73H229ZM239 72H240V73H239ZM251 72H252L253 74H250ZM254 72H255V73H254ZM260 72H261V74H260ZM78 73H79V72H78ZM81 73H82V72H81ZM91 73H92V72H91ZM103 73H104V75H103ZM107 73H108L109 75H108ZM164 73H165V72H164ZM234 73H235L236 75H235ZM262 73H263V74H262ZM79 74H80V73H79ZM100 74H101V75H100ZM105 74H106V75H105ZM118 74H119V75H118ZM127 74H128V72H127ZM167 74H169V73H167ZM167 74H166V75H167ZM238 74H239V75H238ZM258 74H259V75H258ZM102 75H103V77H102ZM116 75H118L117 77H119V79H121V81H122V82H121V81L118 79V80L121 82V83H120V82H119V83L122 84L124 87L126 86L125 88H126V91H127V92L124 90V87H123L122 85H121L122 87H121V86L118 87V88H120L121 90L123 89L122 91L119 89V90L121 91L122 94H121L120 92H115V90H114L115 88H114L113 86H114V85L116 86V83H117L116 81H118V80H116V79H117V78L115 77ZM199 75H200V76H199ZM201 75H202V76H201ZM242 75H243V76H242ZM262 75H263V76H262ZM80 76H81V75H80ZM100 76H101V77H100ZM107 76H108V77H107ZM203 76H204V79H202ZM214 76L217 77V78H216L217 80L214 79ZM234 76H235V77L237 76L238 78H237V77L234 78ZM244 76H245V78H246V76H247V79H248V80H247V79H244ZM255 76H259V77H257V78H258V81L256 80L257 82L254 80V79L256 78ZM260 76H261V77H260ZM58 77H60V75H59ZM78 77H79V76H78ZM82 77H84V76L82 75ZM86 77H87V75H86ZM104 77H106V78H104ZM113 77H114V79H115V78H116V79L114 80ZM199 77H201V79H202V81L200 80V84L197 83V80L200 79ZM56 78H57V77H56ZM193 78H194V79H193ZM228 78H229L230 80H228ZM241 78L244 79L242 82H244L245 84H243V83L240 84V83L237 81V80L239 79V81L241 82V80H242ZM249 78H250V79H249ZM257 78H256V79H257ZM81 79L83 80V78H81ZM107 79H108V80H107ZM112 79H113V80H112ZM125 79H126V78H125ZM161 79H162V77H161ZM166 79H167V78H166ZM170 79H172V78H169V80H170ZM176 79H174V80H176ZM205 79H206L207 82L205 81ZM219 79H220V80H219ZM226 79H227V80H226ZM233 79H234L235 81H234ZM236 79H237V80H236ZM164 80H165V79H164ZM169 80H168V81H169ZM218 80H219V81H218ZM221 80L224 81V82H220ZM245 80H247L248 82H250V84H251L250 86H251V87H250L249 85H247V84H249V83L245 82ZM250 80H251V81L254 80V81L251 83ZM262 80L264 81V78H263ZM262 80L260 81L261 83H262ZM56 81H58V82H56ZM69 81H70V80H69ZM69 81H68V84H70ZM77 81H78V80H77ZM79 81H81V80H79ZM111 81H113L112 83H114V85H113L112 83H110ZM114 81H115L116 83H115ZM178 81H179L180 83H179ZM204 81H205V82H204ZM212 81H213V83H212ZM225 81H226V82H225ZM48 82H49V81H48ZM51 82H52V81H51ZM71 82H72V81H71ZM90 82H91V81H90ZM159 82L161 83V81H159ZM165 82H166V81H165ZM182 82H184V83H186V84L184 85V83H182ZM198 82H199V81H198ZM201 82H202L203 84H201ZM255 82H256V83H255ZM81 83H82V82H81ZM84 83H85V82H84ZM107 83L112 84L113 91H112L111 94H110L108 91L110 90V92H111L112 87H111V89H110V88H109L110 85L107 84ZM171 83H172V82H171ZM178 83H179V85H177ZM222 83L225 84V87L223 86ZM246 83H247V84H246ZM253 83H255V84H257V85H255V84H253ZM47 84H48V83H47ZM63 84H64L65 86H64ZM117 84H118V83H117ZM120 84H119V85H120ZM162 84H163V83H162ZM197 84H198V85H197ZM52 85H53V87H52ZM71 85H72V84H71ZM83 85H84V84H83ZM89 85H90V84H89ZM127 85H128V84H127ZM166 85H167V84H165V86H166ZM174 85L172 84V87H173ZM183 85L186 86V87H183ZM205 85H206V84H205ZM242 85H246V86H248L247 88H246V86H245V87L243 86L244 89H247V90L244 91L243 88H242ZM36 86H37V85H36ZM39 86H40V85H39ZM43 86H44V84H43ZM43 86H42V87H43ZM84 86H85V85H84ZM90 87H91V86H90ZM95 87H96V86H95ZM128 87H130V86H128ZM175 87H174V91H175L174 93H176L177 90H180L178 87H177V90H175ZM49 88H51V89H49ZM118 88H116V90H118ZM185 88H186V90H184ZM196 88H197V87H196ZM221 88H223L224 90H222ZM226 88H227V89H226ZM251 88H253L255 91H254V90H251ZM31 89H32V88H31ZM36 89H37V88H36ZM48 89L51 90V93H48L49 95H48V94L45 95V94L48 92ZM218 89H221V90H218ZM225 89H226L227 91H225ZM249 89L251 90L250 92H253V91H254V93L257 94V95H255L256 97H253V93H250V92H249ZM32 90H33V89H32ZM38 90H41V89H38ZM72 90H73V89H72ZM192 90H193V91H192ZM194 90H195L196 92H195ZM43 91L46 92V93H44ZM106 91H107L110 95H109L108 93H106ZM123 91H124L125 93H128V96H126L125 93H123ZM218 91H219V92H218ZM220 91H222L224 94L227 93V94L224 95V94H222V92H221V94H222L223 96L228 97V98H227V99H228V103H229V104H228V105H229V109H228V110L225 109L226 106L223 105V104H226V103H227V100H226L225 102L222 101L223 103H222L221 100H220V99H222L221 94H219ZM224 91H225V92H224ZM243 91H244L245 93H244ZM247 91H248V94H249V93L252 94V95L249 94V96H252V99L255 100V101H254V100L252 101V102H254V103H252V102H251L252 99L248 97V94L246 93ZM32 92H33V91H32ZM35 92H36V90H35ZM102 92H105L107 97L103 96L104 93H102ZM113 92H114V93H113ZM142 92H144V91H142ZM192 92L195 93V94L197 93V94L194 95ZM212 92H213V93H212ZM262 92H263V93H262ZM37 93H38V91H37ZM144 93H145V92H144ZM201 93H202V92H201ZM228 93L231 94V95L228 96V95H229ZM243 93H244V94H243ZM50 94H51V95H50ZM149 94H150V93H148V95H149ZM212 94H213V95H212ZM246 94H247V95H246ZM260 94L263 95V97H262ZM39 95H40V94H39ZM104 95H105V94H104ZM132 95H131V96H132ZM146 95H147V94H146ZM176 95H179V94H178V91H177V94H176ZM187 95H185V94H184V96L182 95V96H183L182 98H185ZM203 95H204V94H203ZM206 95H205V96H206ZM208 95H207V96H208ZM219 95H220V96H219ZM232 95H233V96H232ZM32 96H33V95H32ZM32 96H31V97H32ZM51 96H52V97H51ZM74 96H75V95H74ZM78 96H79V94H78ZM179 96H180V95H179ZM196 96L198 97L197 100H196V98H197ZM231 96H232L234 99H231V98H232ZM28 97L30 98V95H29ZM99 97H100V98H99ZM127 97H128V98H127ZM129 97H130L132 100H130L131 103H130V101H129V105H128V104H127V101L130 99ZM142 97H143V96H142ZM151 97H152V96H151ZM194 97H193V99H194ZM217 97H218V98H217ZM261 97H262V98H261ZM32 98H33V97H32ZM32 98L27 99L26 103H27V104L30 103V105H31V104H32L31 101L33 100ZM47 98H49V100H47ZM50 98H51V100H50ZM82 98H83V97H82ZM89 98H90V97H89ZM94 98H93V99H94ZM148 98H150V97H148ZM155 98H156V97H155ZM155 98H154V99H155ZM180 98H181V97H180ZM186 98H188V96H187ZM199 98H200V99H199ZM208 98H209V100L211 99L210 97H208ZM208 98H207V99H208ZM215 98H216V99H215ZM219 98H220V99H219ZM248 98L250 99V102H249V99H248ZM31 99H32V100H31ZM80 99H81V98H80ZM93 99H92V100H93ZM103 99H104V100H103ZM134 99H136V98H134ZM146 99H147V98H146ZM152 99H153V98H152ZM213 99H212V100H213ZM218 99H219V100H218ZM229 99H231L232 101H230ZM30 100H31V101H30ZM110 100H111V102H112L113 105L110 103ZM142 100H143V99H142ZM180 100H181V101H180ZM185 100H184V101H185ZM209 100H207V102H208ZM224 100H225V99H224ZM235 100H236L237 102H236ZM263 100H264V99H263ZM29 101H30V102H29ZM68 101H70V102H68ZM98 101H99V103H98ZM133 101H134V100H133ZM151 101H152V102H151ZM151 101L148 100V102H146L147 104L150 103V102H151V104L154 103V104L151 105V106H150V104H148V105H149L150 107H152V108H149V107H148V110H151V112H149V118H148V115H147V117H145V120H146V118L148 119V120H147V125H148V122H150V121H152V120L154 121V119H153V115H154V113H155V114H156V113L158 114V112H154V110H157V107H159V105H155L156 102H153V100H151ZM218 101H219V102H218ZM233 101H234V102H233ZM107 102H108V103H107ZM134 102H135V101H134ZM136 102H137V100H136ZM138 102H139V101H138ZM175 102H176V101H175ZM178 102H179V103H178ZM211 102H212V101H211ZM217 102H218V103H217ZM230 102H231V103H230ZM235 102H236L237 105L232 106V105H234ZM97 103H98V104H97ZM157 103H158V102H157ZM159 103H160V101H159ZM182 103H183V104H182ZM194 103H195L196 106H194ZM221 103H222V104H221ZM109 104H111V106H114V107H115V108L111 107V108H113L112 110L115 109L114 111H112V110L109 108V107H110ZM161 104H162V102H161ZM173 104H174V103H173ZM181 104H182V105H181ZM212 104H213V105H212ZM214 104H215V105H214ZM231 104H232V105H231ZM252 104H254V105H252ZM37 105H38V106H37ZM66 105H67V106H66ZM226 105H227V104H226ZM251 105H252V106H251ZM78 106H79V105H78ZM78 106H77V107H78ZM153 106H154V107H153ZM162 106H163V105H162ZM174 106H175V105H174ZM190 106H191V107H190ZM198 106H199V102H198ZM202 106H203V105H202ZM230 106H231V107H230ZM65 107H67V108L65 109ZM75 107H76V106H75ZM75 107H74V108L72 107V108H73V109L71 110V112H72V113H71L72 116L74 115L73 110L75 111V110L78 109L77 107H76V109H75ZM80 107H81V106H80ZM129 107H130V108H129ZM134 107H135V106H134ZM189 107H190V108H189ZM200 107H201V105H200ZM209 107H210V106H209ZM227 107H228V106H227ZM227 107H226V108H227ZM255 107H257V108H255ZM263 107H264V106H263ZM70 108H71V107H70ZM153 108H154V110H152ZM176 108H178V109H176ZM218 108H220L221 112L218 111V110H219ZM230 108H231V109H230ZM42 109L44 110V111H43L44 113L42 112ZM64 109L66 110V112H65L64 115H63L62 113L65 111ZM88 109H89V108H88ZM116 109H117L120 113H119L118 111H116ZM133 109L135 110V108H133ZM161 109H162V108H161ZM164 109H165V108H164ZM166 109H165V110H166ZM189 109H190V110H189ZM216 109H218V110H217L218 113H215V110H216ZM222 109H223V110L225 109V112H224ZM263 109H264V108H263ZM78 110H79V109H78ZM99 110H100V111H99ZM108 110H111V113H109V118L107 117V116H108V115H107ZM202 110H203V109H202ZM226 110H227V111H226ZM46 111H49V112L52 111V112H50V113L48 112V113H47ZM96 111H95V112H96ZM115 111L117 112V115L115 114L116 117H115L114 114H113V113H115ZM158 111H159V108H158ZM163 111H164V110H163ZM163 111L161 110V111H159V112H163ZM207 111H208V110H207ZM217 111H216V112H217ZM263 111H264V110H263ZM76 112H77V116L74 115V117H75V118L80 117L81 114L79 115V113H81V112H80V111H79V112L76 111ZM76 112H75V114H76ZM85 112H86V111H85ZM103 112L106 113V115H105ZM109 112H110V111H109ZM129 112L131 113V110H129ZM129 112H126V111H125V113H127V114H130ZM152 112H153V113H152ZM175 112H176V113H175ZM204 112L206 113V115H205ZM222 112H223V113H222ZM226 112H227V113H226ZM45 113H46V114H51V115L54 114V115L57 117V119H56V117H55V119H54V116H51V115H50L51 117H53V119L49 116V117L51 118V119L49 120V121H50V122H49V121H48V119H49V118H48V115H46ZM69 113H70V112H68V114H69ZM118 113H119V114H118ZM182 113H184V112H182ZM211 113H212V114H211ZM242 113H243V114H242ZM102 114H104V116H106V117H105V118H102V116H103ZM110 114L113 115L115 118H112V116H111ZM127 114H126V115H127ZM132 114H133V111H132ZM150 114H151L152 116H150ZM157 114H156V115H157ZM161 114H162V113H161ZM174 114H175V115H174ZM207 114H209V115H207ZM225 114H226V115H225ZM260 114H261V116L259 117L258 115H260ZM45 115H46V116H45ZM86 115H87V114H86ZM119 115H120V116H119ZM156 115H155V116H156ZM163 115H165V114H163ZM213 115H212V116H213ZM240 115L242 116V118H241ZM43 116L46 117V119H44ZM82 116H83V113H82ZM82 116H81V117H82ZM88 116H89V115H88ZM88 116L85 117V114H84V117H82V119L84 120V122H85V119H84V118H87ZM100 116H101V117H100ZM104 116H103V117H104ZM110 116H111V118H110ZM124 116H125V118H124ZM155 116H154V117H155ZM159 116H160V115H159ZM180 116H181V114H180ZM183 116H182V117H183ZM206 116H207V117H206ZM251 116H253L252 118L254 119V120H253V119L251 118L252 121H251L250 118H249V120H248V117H251ZM99 117H100L101 119H100ZM156 117H157V116H156ZM156 117H155V119H156ZM162 117H163V116H162ZM172 117H170V118H172ZM190 117H191V116H190ZM255 117H256V118H255ZM258 117H259V118H258ZM34 118H35V117H34ZM59 118H60V119L62 118V119L60 120ZM67 118H68V116H67ZM69 118H71V117H69ZM90 118L88 117V120H89ZM136 118H137V117H136ZM150 118H152V119H150ZM180 118H181V117H180ZM186 118H187V117H186ZM209 118H208V119H209ZM262 118H263V119H262ZM41 119H42V120H41ZM65 119H66V118H65ZM94 119H97V120L99 119V120L96 121V120H94ZM121 119H123V120H121ZM157 119H158V118H157ZM160 119H161V118H160ZM167 119H168V118H167ZM184 119H185V118H184ZM192 119H193V118H191V120H192ZM194 119H195V120H193V121H196V118H194ZM38 120H37V121H38ZM46 120H47V122H49L50 126H49L48 123H46ZM55 120H56V121L58 120V122H56ZM62 120H64L65 122H63ZM86 120H87V119H86ZM120 120H121V121H120ZM135 120H136V119H135ZM145 120H144V121H145ZM241 120H242V121H241ZM255 120H256V121H255ZM43 121H42V122H43ZM51 121H52V122L55 121V122H54L55 124L51 125V124H52ZM59 121H61V122H59ZM93 121H96V122H93ZM126 121H127V122H126ZM136 121H137V120H136ZM165 121H166V120H165ZM207 121H210V120H207ZM207 121H206V122H207ZM223 121H225L226 123L223 122ZM227 121H229V122L227 123ZM243 121H244V122H243ZM250 121H251V122H250ZM253 121H255V123H254ZM87 122H88V121H87ZM87 122H86V123H87ZM102 122H103V120H102ZM116 122H119L118 125L113 126V125L116 124ZM128 122H129V123H128ZM142 122H143V121H142ZM176 122H177L178 124H177ZM238 122H242V123H240L241 125H240ZM257 122H258V125H260V124H262V125H260L259 127H256V126H257V124H256ZM56 123H57V124H56ZM58 123H59V124H58ZM60 123H61V124H60ZM63 123H66V124H63ZM110 123H109V124H110ZM123 123H121V124H123ZM143 123L146 124L145 122H143ZM151 123H152V125H151ZM151 123H149V125L151 126V129L153 128V129H152V131H153V130H155V128L152 127L154 123H153V122H151ZM208 123L211 124V126H212V123H210V122H208ZM234 123H232V124H234ZM253 123H254V124H253ZM41 124H42V123H41ZM47 124H48V125H47ZM76 124H77V123H76ZM80 124H81V122H80ZM95 124H94V125H95ZM128 124H129V125H128ZM136 124H138V126H136ZM195 124H196V122H195ZM209 124H208V125H209ZM238 124H239V125H238ZM255 124H256V125H255ZM83 125H84V124H83ZM126 125L128 126V128L132 129V131H129L130 129H128V128L126 127ZM160 125H161V126H160ZM162 125H163V128H162ZM177 125H178V126H177ZM179 125H181V127H183V125H185V126H184V129H185V127H186V129H185V133H182V132H184V131H183L184 129L182 130V128H180ZM253 125L256 127V128H255L256 131L259 130V132H256L255 130H253V132H252V129L254 128ZM35 126H36V125H35ZM47 126H48V127H47ZM73 126H74V124H73ZM77 126H78V125H77ZM129 126H130V127H129ZM131 126H132L133 128H131ZM142 126H143V125H142ZM150 126H148V127H150ZM169 126H170V125H169ZM193 126H195V125H193ZM209 126H210V125H209ZM262 126H263V127H262ZM89 127H90V126H89ZM134 127H136V129H135ZM165 127H166V128H165ZM177 127H179V128H177ZM218 127H219V128H218ZM235 127H234V128H235ZM237 127H236V128H237ZM260 127H261V129H259ZM45 128H46V129H45ZM73 128H74V127H71V129H73ZM119 128H120V129H119ZM125 128L127 129V131H129V133L126 131ZM203 128H202V129H203ZM206 128H207V127H206ZM209 128H210V127H209ZM212 128L214 129V127H212ZM238 128H237V129H238ZM65 129H66V130H65ZM76 129H77V128H76ZM89 129H90V128H89ZM117 129H119V130H117ZM133 129H134V131H133ZM139 129H140V128H139ZM139 129H137V130H139ZM149 129H150V128H149ZM160 129H161V130H160ZM178 129H179V130H178ZM180 129H181V130H180ZM193 129H194V130H193ZM202 129H201V130H202ZM219 129H221V131L223 132V134H224L225 136L222 134V132H221ZM237 129H236V130H237ZM64 130H65V131H64ZM81 130H83V129H81ZM94 130H95V129H94ZM116 130H117V132H116ZM177 130H178V131H177ZM186 130L189 131V133H191L193 136L190 135ZM203 130H204V129H203ZM9 131H10V132H9ZM13 131H14V130H13ZM35 131H37V132H35ZM69 131H70V130H69ZM76 131H77V130H76ZM160 131H164V132L168 131V132H167V133H164V132L162 133V132H160ZM175 131H176V132H175ZM180 131H182V132H181L182 134H185V135L188 134V135H189V138L192 136V138H193V140L191 139L192 142H190L189 140H188V141H189V142H188V141L186 140V137H187L188 135H187L185 138H184V136L180 135V134H181ZM232 131H234V130H232ZM245 131H246V132H245ZM26 132H27V131H26ZM31 132H32V133H31ZM63 132H64V133H63ZM67 132H68V131H67ZM70 132H71V131H70ZM77 132H78V131H77ZM79 132H80V131H79ZM86 132H87V131H86ZM115 132H116V133H115ZM156 132L153 131L154 134H155ZM178 132H179L180 134H179ZM186 132H187V133H186ZM226 132H227V131H226ZM235 132H236V131H235ZM239 132H238V133H239ZM9 133H11V134H9ZM14 133H15V132H14ZM30 133H31V134H34V135H29ZM71 133H72V132H71ZM98 133H99V132H98ZM160 133H161V134H160ZM168 133L171 134V137H170V134H168ZM177 133H178L179 135H178ZM230 133H232V132H230ZM240 133H241V132H240ZM257 133H258V134H257ZM8 134H9V135H8ZM37 134H38V135H37ZM101 134H102V133H101ZM109 134H110V135H109ZM159 134H160V135H159ZM165 134H166V135H165ZM175 134H176V135H175ZM236 134H237V132H236ZM254 134H256V135H254ZM65 135H66V134H65ZM116 135H117V136H116ZM122 135H123L124 137H123ZM128 135L130 136V138L128 137ZM155 135H156V134H155ZM158 135H159V136H158ZM161 135H163V136H161ZM164 135H165V137H164ZM167 135H168L169 137H168ZM174 135H175V136L178 135L177 137L182 136V138H181V137H179V138H181V139L184 138L188 143H187L185 140L182 141V140L179 139V138H178L179 141H178L177 139H174V138H175ZM195 135H196V136H195ZM222 135H223V136H222ZM232 135H233V134H232ZM239 135H240V134H239ZM241 135H242V137H243V135H244V134H243V131H242ZM253 135H254V136H253ZM259 135H261L262 137L260 138ZM80 136H78V137L80 138ZM90 136H92V135H90ZM103 136H104V133H103ZM125 136H127V137H125ZM194 136H195L196 138H194ZM226 136H228V139H227ZM8 137H12V138H8ZM84 137H85L86 139H88V143H92V144H91L92 146H90V144H89V146H88L89 148L85 146V144L87 145L88 143H85L87 140H86V139L83 140ZM109 137H112V138L114 137V139L112 140V138H109ZM163 137H164V138H163ZM172 137H173L174 140L172 139ZM177 137H176V138H177ZM225 137H226L227 140L224 139ZM230 137L233 138V136H230ZM236 137H237L238 139L240 138V140H241V136H239V137L236 136ZM258 137H257V138H258ZM1 138H2V137H1ZM5 138H8V139L6 140ZM72 138H73V137H72ZM76 138H77V137H76ZM125 138H126V141H127V139H128L129 142H128V141H127V142H128L129 144H128L127 142H125ZM165 138H168V139L170 138V139H172V140H171V143L168 142V141H170V140L167 141V139H165ZM187 138H188V137H187ZM189 138H188V139H189ZM234 138H235V136H234ZM237 138H235V141L238 140ZM244 138H245V137H244ZM244 138H243L242 140H246V142H247L248 139H244ZM248 138H250V137H248ZM257 138H256V140H257ZM17 139H19V140H17ZM62 139H63V140H62ZM99 139H100V137H99ZM106 139H107V141H108V139H110L111 141L109 140V141L107 142ZM120 139H123V141H124L125 143H124L123 141H121V142H123V143L121 144ZM160 139H161V140H160ZM164 139H165V140H164ZM194 139H195V140H194ZM263 139H264V138H263ZM263 139H262V143H263ZM8 140H9V141H8ZM15 140H14V141H15ZM20 140H22V141H20ZM61 140H62V141H61ZM65 140H66V139H65ZM90 140H91V139H90ZM95 140H96V139H95ZM114 140H115V141H114ZM256 140H255V141H256ZM259 140H258V141H259ZM0 141H1V139H0ZM84 141H85V142H84ZM118 141H119V142H118ZM160 141H161V143H160ZM162 141H164V143H163ZM166 141H167V142H166ZM172 141H173L174 144L172 143ZM174 141H175V142H174ZM177 141H178V142H177ZM181 141H182V142H181ZM184 141H185V142H184ZM224 141H226L227 143L225 142V143H226V144H225ZM232 141H234V140H232ZM11 142H12V143H11ZM60 142H61V144H60ZM72 142H73V143H72ZM100 142H102V141H100ZM105 142H107V143H105ZM135 142H134V143H135ZM141 142H142V141H141ZM165 142H166V143H165ZM239 142L241 143V141H239ZM242 142H243V141H242ZM4 143H5V144H4ZM14 143H16V144H14ZM54 143H55V144H54ZM67 143H69V142H67ZM75 143H76V144H75ZM79 143H81L85 148H88L89 151H87L86 149H83L82 145L79 144ZM126 143H127V144H126ZM132 143H133V142H132ZM134 143H133V144H134ZM177 143H178V145H177ZM183 143H185L186 147H185V146L183 147ZM252 143H253V142H252ZM252 143H251V144H252ZM255 143H256V142H255ZM259 143H261V142H259ZM18 144H20V145H18ZM74 144H75V145H78V147H77V146H73ZM145 144H146V143H145ZM147 144H149V143L147 142ZM160 144H162V145H160ZM168 144H170V147H169V146H168V147L171 148V150H169V148H166L167 151L169 150L170 153H171V154L168 153V155H172L173 157H174V155H175V156L178 155V156L176 157V160H175V157H174V159H173L172 156H168V157L166 156V154H165V152H164V151H166V149H165V148H162V147L167 146ZM175 144H176L178 147H175V146H176ZM180 144H181V146H180ZM190 144H191V145H192V144H195V145H194V146H193V145L191 146ZM223 144H224V145H223ZM62 145H63V147H61ZM79 145H80L81 148H82V150L80 149L81 151L79 150V148H80ZM97 145H98V146H97ZM109 145H110V144H109ZM126 145H127V146H126ZM171 145H172V146L174 145L173 147H175V148L181 149V151L178 150V153H179V154H177V152H176L177 150H176L175 148H173ZM225 145H227V146H226L227 149L224 148ZM237 145L239 146V144H237ZM246 145H247V143H246ZM255 145H256V144H255ZM257 145H258V144H257ZM259 145H260V144H259ZM116 146H115V147H116ZM187 146H190V147H191V148L189 147V148L191 149V151H192V152L189 151V152H191V153H188V152H187V150H186ZM223 146H224V147H223ZM240 146H241V145H240ZM263 146H264V145H263ZM263 146L261 147V149H263ZM64 147H65L66 149H64V151H63V148H64ZM74 147H75V149H76L75 151H73V150H74ZM76 147L78 148V150H77ZM91 147L95 148V149H94L95 152H93V151L90 150V149H93V148H91ZM144 147H145V146H144ZM149 147H150V146H149ZM179 147H181V148H179ZM193 147H194V149H193ZM251 147H252V146H251ZM251 147H250V148H251ZM258 147H259V146H258ZM101 148H104V147H101ZM127 148H128V149H127ZM132 148H133V149H132ZM159 148H161V149H162L161 151H163V152L159 151V150H160ZM189 148H188V149H189ZM241 148H242V147H241ZM243 148H244V147H243ZM250 148L247 149V147H246V151H245V152L249 154L250 151L253 152L254 149H257L256 146H254V149H251V150H250ZM115 149H116V148H115ZM125 149H127V150H126L127 152H126V151H123V150H125ZM164 149H165V150H164ZM174 149H175L176 151H175ZM208 149H212V150H213L212 152H214V153H216V154L212 157V155H213L214 153H213L212 155H210L209 153H211V152H209ZM221 149H222V150L224 149V151L222 152ZM238 149H239V147H238ZM83 150H84V151H83ZM133 150H134V151H133ZM143 150L145 151V149L142 148L141 151H143ZM157 150H158V152H157ZM184 150H186V153H187V154L185 153ZM202 150H203V152H202ZM206 150H208V151H206ZM239 150H241V149H239ZM247 150H248V151H247ZM252 150H253V151H252ZM56 151H57V150H56ZM71 151H72L71 154H73L72 156H71V154H69ZM76 151H77V152H76ZM90 151L92 152L91 154L89 153ZM119 151H118V152H119ZM152 151H153V152H152ZM174 151H175V152H174ZM183 151H184V152H183ZM210 151H211V150H210ZM216 151H217V152H216ZM226 151H227L228 153H227ZM259 151H260V150L258 149V152H259ZM44 152H45V154H46V157H44L45 155L43 156ZM62 152H61V153H62ZM66 152H67V151H66ZM66 152H64V153H66ZM73 152H74L75 154H74ZM78 152H80V153H78ZM87 152H88V156H87V154H85V153H87ZM98 152H99V151H98ZM124 152H125L126 154H124ZM146 152H147V151H146ZM156 152H157V153H156ZM159 152H161V153H159ZM172 152H174L175 154H173ZM180 152H181V153H180ZM205 152H206V153H205ZM208 152H209V153H208ZM221 152H222V153H221ZM224 152H225L226 154H225ZM245 152H244V154H245ZM261 152H262V151H261ZM54 153H55V152H54ZM59 153H60V152H59ZM61 153H60V154H61ZM142 153H143V152H142ZM162 153H163V154H162ZM203 153H204V154H203ZM207 153H208V155H210V157L207 155ZM217 153H220L221 155L223 154L222 156L225 157V158H224V157H221V159L223 160V163H224V164H225V162H226V164H228L227 161L229 162V161L232 159L231 163L229 162V165L226 166V164H225V167H227L226 169L228 170L227 172H225L226 170H225V171H224V170H221V171L219 170V169H222L221 166L223 167L224 164L222 165V163H221L222 160H220V159L216 160V157L219 156ZM230 153H232L233 155L231 154V156H230ZM254 153H255V154H254ZM254 153H252V155H255V156H256V155L258 154L257 151H256V152L254 151ZM256 153H257V154H256ZM120 154H122V156H121ZM123 154H124V155H123ZM145 154H146V153H145ZM145 154H144V155H145ZM161 154H162V155H161ZM180 154H183L182 156H185L186 159H185L184 157H182ZM184 154H185V155H184ZM205 154H206L207 156H206ZM224 154H225L226 156H225ZM228 154H229V156H228ZM242 154H243V153H242ZM242 154H239V155H240L239 157H241ZM244 154H243V155H244ZM248 154H247L246 156H248ZM259 154H260V153H259ZM262 154H263V152H262ZM262 154H260V155L263 156ZM89 155H91V158L89 157ZM130 155H132V157L135 155V156H137L138 158L135 159V158H134L135 156H134L133 158H129L128 156H130ZM163 155H165L166 158H165V156H164L163 159H162V156H163ZM186 155H188V157H187ZM221 155H220V156H221ZM234 155H235L236 158L234 157ZM252 155H251V154L249 155V156H251V157H249V156H248V157H246V156H242V159H243V158H244V159H247V158H248V159H249V158L251 159V158H253L252 160L254 161V160H255V159H254L255 157H254V156L252 157ZM70 156H71V157H70ZM92 156H95V157H96L95 159H97V160H96L95 162H93V161H94V157H93V159H92ZM98 156H99V157L101 156V157L104 158V159H105V157H106V159H107L109 162L105 159V160H106V161H104V162H105V166L102 165V164H104V162H100V161H98V159L101 160V161H103V159H102L101 157L99 158ZM258 156H259V155H258ZM261 156L258 158L259 160L262 158ZM52 157H53V156H52ZM60 157H61V155H60ZM72 157H73V158H75V157L78 158V159H75V160H77V161H75ZM127 157H128L129 159H128ZM130 157H131V156H130ZM169 157H170V159H169L170 161L174 160V161H172V163H170V161L168 160ZM178 157H181V159L183 158L182 160H180V158H179L180 161L178 160V161L181 162V163H182V161H183V163H182L183 165H184L185 163H188V164H185V165H184V167H186V169L184 168L185 171L182 169V168H183V165H179V166H182V167H180V170L182 171V173H181V171L179 170V167L177 168V166H175V164H176L175 162L177 161V158H178ZM211 157H212V158H211ZM227 157H228V158H227ZM263 157H264V156H263ZM42 158H43V159H42ZM70 158L73 159V160H71V162H70V160H69ZM122 158H123V157H122ZM213 158H215V159L213 160ZM217 158H219V157H217ZM223 158H224V159L227 158V160L224 161ZM256 158H257V157H256ZM49 159H50V158H49ZM133 159H135V161H134ZM146 159H147V158H146ZM235 159H236L238 162H239V161H240V162H239V163L236 162ZM244 159H243V160H244ZM250 159H249V160H250ZM46 160H47V158L45 159V161H46ZM129 160H132L131 163H130ZM142 160H145V167H144V164H142V163L144 162V161H142ZM149 160H150V162H149ZM164 160H165L166 162H165ZM167 160H168L169 162H168ZM186 160H187V161H186ZM215 160H216V161H215ZM234 160H235V161H234ZM252 160H251V161H252ZM261 160H262V159H261ZM49 161H50V160H49ZM97 161L100 162V163H102V164L98 163V164H100V165L97 166V164H96ZM115 161H116V162H115ZM163 161H164V162H163ZM178 161H177V162H178ZM219 161H220V162H219ZM233 161H234V162H233ZM244 161H245V160H244ZM251 161H250V162H251ZM256 161H257V160H256ZM68 162H66V163H68ZM90 162H91V163H90ZM106 162H108V163H107V167H106ZM122 162H121V163H122ZM152 162H153V163H152ZM162 162H163V163H162ZM184 162H185V163H184ZM257 162H258V161H257ZM56 163H55V164H56ZM72 163H71V165H72ZM85 163H88V164L90 163V164H89V165H86V166L84 167ZM94 163L96 164V166H97L98 168H95V166H94L95 164H94ZM109 163H111L112 165H113V163H115L116 165H119V167H120V166H121V167H120V169H118L119 167H117V166L114 164L115 167H114V165H113V168H111V167H109V166H112V165L110 164V165L108 166ZM161 163H162V165H161ZM174 163H175V164H174ZM181 163H180V164H181ZM254 163H255V161H254ZM259 163H260V161H259ZM46 164H47V163H46ZM164 164H165V166L169 167V169H170V167H172L171 170L166 169L165 172H164V169H165V168L163 169V167H164L163 165H164ZM170 164H171V165H170ZM173 164H174V167H173ZM178 164H179V163H178ZM220 164H221V165H220ZM249 164L251 165V164H253V162H251V163H249ZM262 164H263V163H262ZM66 165H68V164H66ZM91 165L94 166V167H92ZM146 165H147V166H146ZM168 165H170V166H168ZM216 165H219V166L216 167ZM247 165H248V164H247ZM255 165H257V163H256V164H253L254 167H255ZM50 166H51V168H53V166H55L54 170H53V169H50ZM58 166L63 170V174H62L63 176H65L64 174L67 173L66 175H67L68 177H67V176L64 177V180H63L62 175H60V172H61L60 168H59V169L57 168L58 170L56 169V167H58ZM132 166H133V167L137 166V168H136V167L133 168ZM187 166H188L189 168H188ZM248 166H249V165H248ZM257 166H258V165H257ZM45 167H46L47 169L50 170V171L48 170L49 173L46 171L47 169H46ZM67 167H69V166H67ZM83 167H84V169H86V167H88L87 169H89V170H90L89 167H91V169L94 168L95 171H94V169H93V171L91 172V174H89L90 171H89V170H86V171H88V174H87L86 171H83V170H84ZM138 167H139V168H138ZM150 167H151V165H150ZM150 167H149V168H150ZM158 167H159L160 169H158ZM215 167H216V168H215ZM225 167H224L223 169H225ZM250 167H252V166H250ZM254 167H253V168H254ZM260 167H261V163H260ZM262 167H263V166H262ZM44 168H45V170H42V169H44ZM76 168H77V169H76ZM149 168H147V169H149ZM173 168H176L175 170H176L177 172H179V173H178L179 175H178L176 172H174V169H173ZM187 168H188V170H187ZM218 168H219V169H218ZM253 168H250V169H253ZM258 168H259V167H258ZM258 168H257V169H258ZM117 169H118V170H117ZM147 169H144V171H145V170L148 171ZM162 169H163V172L161 171V173H160V170H162ZM189 169H190V173H189ZM217 169H218L219 171H218ZM250 169H249V170H250ZM263 169H264V168H263ZM263 169H262V170H263ZM52 170H53V171H52ZM59 170H60V172H59ZM74 170H76L77 173H76ZM119 170H120L121 172H122V170H124L125 172L123 171V173H121ZM141 170H142V172H139V171H141ZM158 170H159V171H158ZM172 170H173V172H172ZM214 170H216V173H215ZM249 170H248V171H249ZM254 170H255V168H254ZM259 170H260V169H259ZM262 170H261V171H262ZM43 171H44V172L46 171L47 174H46V172L44 173ZM67 171H68V172H67ZM72 171H73V172H72ZM146 171H145V172H146ZM149 171H150V169H149ZM149 171H148L147 174L150 173ZM157 171H158L159 173H156ZM167 171H168L169 174L173 173V174H171L172 176H170V175L167 173ZM186 171H187V173H188V174L186 173L187 175L184 174V172H186ZM217 171H218V174H221V173H219V172H223V171H224L225 173H228V174L226 175V174L223 172V173H222L223 175H220V176L223 177V176L225 175V177H223V178L218 177V176L216 177V175H218V174H217ZM246 171H247V170H246ZM64 172H66V173H64ZM74 172L77 174V176H76L75 174H73L74 176L72 175V173H74ZM85 172H86V174H85ZM136 172H137V173L139 172V174H141V173H143V174L138 175V174H136ZM242 172H244V173H242ZM254 172H255V171H254ZM259 172H260V171H259ZM61 173H62V172H61ZM124 173H126V174H124ZM132 173H135L136 176L138 175L137 177H139V176H142V177H140V178L138 179V178L135 176V174H134L133 177H131V176L133 175ZM162 173H163V176L161 177V174H162ZM166 173H167L168 175H167ZM175 173H176L177 175H175ZM180 173L183 174V175L180 176V175H181ZM214 173H215V174H214ZM241 173H242V174H241ZM262 173H263V172H261V174H262ZM68 174H69V175H70V174L72 175V176H70L71 178L69 177ZM128 174H129V175H128ZM145 174H146V173H145ZM147 174H146V175H147ZM155 174H154V175H155ZM165 174H166L167 176H166ZM189 174H191V175H189ZM245 174H246V173H245ZM245 174L243 175V177L245 176ZM250 174H252V173L250 172ZM256 174H257V173H256ZM256 174H255V176H256ZM263 174H264V173H263ZM121 175L123 176V178H124V177L127 178V176H128V179L124 178V180L126 179V181L123 180V183H124V182H125V183L127 182V184L124 183V184H125V187H124V186H121V184L124 185V184L122 183V179H123V178L120 177ZM124 175H127V176H124ZM146 175H145V176H146ZM156 175H155V176H156ZM174 175H175L176 177H175ZM246 175H247V177H248V174H246ZM252 175H254V173H253ZM81 176H82V177H81ZM111 176H113V178L115 177V179H118V180H120L119 177L121 178V180H120L121 182L117 180V182H120V183H118V184L120 185V187L117 186V182H116V180H115V179L113 180V178H112ZM117 176H118V178H116ZM155 176H154V177H155ZM173 176H174V181H175V182L172 181L173 183H171V182H169V178H170V177L173 178ZM129 177H131V178L129 179ZM134 177H136L137 180H135ZM147 177H151V176H147ZM154 177H153V178H154ZM159 177H160V178H159ZM167 177H168V181H167ZM257 177H258V176H257ZM259 177H260V176H259ZM59 178H62L61 181H59ZM66 178H69V179H66ZM110 178H112V179H110ZM132 178H133V179H132ZM237 178H238V179H237ZM239 178H241V179H239ZM244 178H245V177H244ZM244 178H243V179H244ZM251 178H252V177H251ZM65 179H66L67 181L69 180V182H67ZM131 179H132V180H131ZM142 179H146V178L144 177V178H142ZM149 179H150V178H148V180H149ZM175 179H176V180H175ZM218 179H219V180L221 179V180L219 181ZM254 179L256 180V178H254ZM257 179H258V178H257ZM259 179H260V178H259ZM57 180L59 181V183L57 182ZM133 180H134V182H131V181H133ZM146 180H147V179H146ZM146 180H145V181H146ZM154 180H155V179H154ZM233 180H234V181H233ZM236 180H237V182H236ZM245 180H246V179H245ZM62 181H66V182H62ZM129 181H130V183H129ZM136 181H137V182H136ZM141 181H142V180H141ZM251 181H253V179H252ZM60 182H61L62 184H60ZM111 182H113L114 184H115V182H116V184L114 185V184L111 183ZM147 182H148V181H147ZM155 182H156V181H155ZM186 182H187V181H186ZM195 182H194V183H195ZM225 182H226V183H225ZM227 182H228L229 184H228ZM248 182H250V181H247V183H248ZM254 182L257 183L258 181L256 180V181H254ZM260 182H261V181H260ZM54 183H55V184H54ZM56 183H58L57 185L60 184L61 187L59 186V188L57 189V185H56ZM63 183H64L66 186H65ZM128 183L131 184V185H128ZM134 183H135V184L137 183V184L134 185ZM145 183H146V182H145ZM145 183H144V184H145ZM153 183H154V182H153ZM194 183H191V185L193 186ZM218 183H221L220 186H219ZM235 183H236V184H235ZM242 183H243V182H242ZM244 183H245V181H244ZM247 183H245V185H246ZM251 183H252V182H251ZM251 183H250V184H251ZM141 184H142V183H141ZM167 184H168V187H166ZM169 184H171L172 187H171ZM175 184H176V185H175ZM217 184H218V185H217ZM226 184H228V185H226ZM126 185H127L128 188L126 187ZM132 185H134L133 188H132V190H133V191L135 190V192H137V194L139 195V197H138V195H137V197H136V196H135V195H136L135 192L132 193V194H130V195L135 196L136 198H138V199H136V198L133 197V198H134V202H133V203H132V201H133L132 199H133V198H132L131 196H129L128 194H126V192L128 193V191H129V190L127 191V189H130L131 187L129 188V186H132ZM139 185H140V184H139ZM145 185H147V183H146ZM187 185H188V186H187ZM198 185H199V186H198ZM241 185H242V184H241ZM255 185H256V184H255ZM259 185H261V183H259ZM259 185H258V187H260ZM263 185H264V184H263ZM55 186H56V187H55ZM62 186L67 187V188L64 189V187L62 188ZM173 186H174V188H173ZM213 186H215V187H213ZM227 186H228V188H227ZM235 186H234V188H235ZM242 186H243V185H242ZM246 186L248 187V185H246ZM250 186L253 187V185H250ZM141 187H142V185H141ZM141 187H140V188H141ZM169 187H170V188H169ZM216 187H217V190H216L217 192H216V191H212V188H214L213 190H215ZM218 187H220V188H218ZM255 187H256V186H255ZM255 187H254V189H255ZM261 187H262V186H261ZM61 188H62V189H61ZM126 188H127V189H126ZM144 188H146V187H144ZM160 188H159V189H160ZM164 188H166V189H164ZM175 188H176V189H175ZM249 188H250V187H249ZM256 188H257V187H256ZM67 189H68V192H67L66 194L69 196V198H68L67 195H64V194H63L64 197L60 195V194H62V192L65 193L66 191H64V190H67ZM141 189H142V188H141ZM163 189H164V190H163ZM220 189H221L222 191L220 192L221 194H220V197H219L218 192L220 191ZM237 189H238V188H237ZM239 189H240V188H239ZM239 189H238V190H239ZM260 189H262V188H260ZM69 190H71L72 192L75 191V192H74L75 194H74V193H70V194H74V195H77L78 193H82V192H83V193H82L83 197L81 196L83 199H80V201H82L81 203L79 202V200L77 201V198H78V199L80 198L78 195L76 196V197H77L76 199L73 198V199H75L77 202H79V203H77V204H80L79 206H81V204H82L81 208L83 207V205H84V201H85V199H86L85 195L87 196V195L89 194L90 198L93 199V198L95 197L93 194H95V193L97 194V193H98V195H97L98 197H96V199L94 198V199H95L94 202H96V200H97L99 203L96 202L95 204L97 205V203H98V205H99V206L101 205V207H102L103 205H104L105 207H106V206H107V207L109 206L110 208L112 207L111 209H110L109 207H108V208H109V213H110V210H111V212H113V213H110V214H111L110 217H107V216H106V219H105L104 216H105L106 214L103 213L104 211H102V209H101V212H102V213H99V212L96 213L95 210H96V208L99 207V206H98V205L96 206L95 204H93V206H94V205L96 206V207H93V208H94V211H93L94 217H92V215H93V214H92V215H91L92 218H90V214L92 213V212H91V211H92L91 209H93V208H92V203H91V205H90L91 208H89L88 205H87V206L85 205V207H83V208H87V207H88L87 209H84V210H85L84 212H82L83 210L81 211V209H80L79 206H78L79 209H78V207H77V208H75V209H78V210H77L76 212H73V211H75V209H73V208L76 207V206H75V204H74V205H72V207H71L70 203H68V200H69V202H70L71 198L74 197V195H73V196L71 195L72 197L70 198L69 192H71V191H69ZM83 190H85L86 194L84 193ZM86 190H87V191H86ZM88 190H89V192H88ZM132 190H131V192H133ZM143 190H144V189H143ZM218 190H219V191H218ZM229 190H227V191H229ZM242 190H243V189H242ZM245 190H246V188H245ZM247 190H248V189H247ZM250 190H251V189H250ZM252 190H253V189H252ZM255 190H256V189H255ZM255 190H254V191H255ZM42 191H44V192L42 193ZM52 191L54 192L55 195L52 193ZM90 191H92L93 193L90 192ZM141 191H142V192H141ZM165 191H166V192H165ZM260 191H261V190H260ZM211 192H212V193L216 192V193H214V194H217V195L213 196V197H214V198H213L212 195H211V194H212ZM224 192H225V191H224ZM244 192H246V191H244ZM250 192H251V191H250ZM263 192H264V190H263ZM41 193H42V194H41ZM90 193H92V194H90ZM161 193H162V194H161ZM230 193H232V192H230ZM247 193H248V192H247ZM253 193H254V192H253ZM253 193H252V194H253ZM256 193H257V191H256ZM256 193H255V195H256ZM259 193H260V192H259ZM259 193H258V194H259ZM39 194H41L42 196L39 195ZM84 194H85V195H84ZM96 194H95V195H96ZM134 194H135V195H134ZM152 194H153V195H152ZM214 194H213V195H214ZM236 194H241V192H240V193H236ZM250 194H251V193H250ZM252 194H251V195H252ZM260 194H262V193H260ZM260 194H259V195H260ZM263 194H264V193H263ZM79 195H81V194H79ZM92 195H93L94 197H91ZM100 195L102 196V198H101ZM127 195L129 196V198H128L127 200H128L129 202H131V203H130L131 205H130L129 202L127 201V204L130 205L129 208H130V207L132 208L133 205L135 206V204L137 203V200H139V201H140V200L143 201V204H144L143 206H144V207L141 205L142 203L140 202L141 204H140V203H137L138 205H141V207L139 206L140 209H139V207H138L139 210H136L137 207H136V208H135V207L132 208L133 210L135 209L134 211H133L132 209L130 210L129 208H126V207H128V205H127L124 201H126V198H127L126 196H127ZM155 195H159V196H157V197H159L158 200L155 198ZM207 195H208V199H207ZM209 195H211V197H212L213 200L211 199V197H209ZM229 195H230V194H229ZM244 195H245V193H244ZM246 195H247V194H246ZM248 195H249V193H248ZM253 195H254V194H253ZM39 196H40V197H39ZM43 196H44V197H43ZM153 196H154V197H153ZM160 196H161V200H162V201H160ZM162 196H163V197H162ZM200 196H201V197H202V196H203V197L206 196V199H207L209 202H208L205 198H202V199H204V201L200 202ZM216 196L218 197V199H217ZM221 196H222V197L225 196V197H224V198H225V199H224L225 203H223V202L221 203V198H222ZM230 196H231V195H230ZM232 196H234V195H232ZM242 196H243V195H242ZM261 196H262V195H261ZM60 197H63V199L60 198ZM99 197H100L101 199H103V201H104L103 203H104V204H103V203H100L99 200H101V199L98 200ZM140 197H143L144 199H143V200H142V198L139 199ZM150 197H151V198H150ZM152 197H153V199H152ZM172 197H169V198L167 197V198H166L167 201H168V204H169V202H170V203L172 202V200H171ZM215 197H216V198H215ZM243 197H244V196H243ZM257 197H258V195H257ZM259 197H260V196H259ZM39 198H40V199H39ZM41 198H42V199H41ZM43 198H44V199H43ZM64 198H65V199H64ZM66 198H67V199H66ZM84 198H85V199H84ZM87 198H89V197H87ZM90 198H89V199H90ZM162 198H163V199H162ZM182 198H183V199H182ZM186 198H187V199H186ZM195 198H196V199H195ZM209 198H210V199H209ZM227 198H229V196H228ZM230 198H232V197H230ZM230 198H229V199H230ZM233 198H234V197H233ZM239 198H240V197H239ZM241 198H242V197H241ZM245 198H246V197H245ZM73 199L71 200V202L73 201ZM94 199H93V200H94ZM129 199H131L132 201L129 200ZM135 199H136V200H135ZM155 199H156V201H155ZM229 199H228V200H229ZM251 199H253V198L251 197ZM257 199H258V198H257ZM259 199H260V198H259ZM263 199H264V196H263ZM263 199H262V201H263ZM63 200H66V201H63ZM75 200L73 201V203L76 202ZM93 200H90V201H93ZM174 200H173V201H174ZM231 200H232V199H231ZM101 201H102V200H101ZM135 201H136V202H135ZM158 201H159V202H158ZM167 201H166V203H167ZM185 201H184V203H185ZM205 201L208 202V203H211L212 206L210 207L209 205H211V204L208 205ZM213 201H214V202H213ZM215 201H216V202H215ZM222 201H223V200H222ZM242 201H245V199L242 198ZM255 201L257 202L256 199H255ZM262 201H261V202H262ZM61 202H62V203H61ZM63 202H64V203H65V202L68 203V204H67V205H68V208H66V206H65V207L63 206V207H62V208H64V209H66L67 212H66V210H63L62 208H60V210H58V208H59V204H60V205H61V204H62V205H66V203L63 204ZM154 202H155V203H154ZM160 202H161V203H160ZM251 202H252V201L250 200V203H251ZM256 202H255V203H256ZM124 203H125V204H124ZM153 203H154V204L157 203V206H155V205L153 206V207H157V208H155V210H154V208H152V206H151V205H153ZM159 203L162 204V205H161V206H162V209H161V206H158ZM192 203L190 204V206L193 205ZM214 203L216 204V205H215L216 207L218 206L217 208L213 205ZM220 203L223 204V205L226 204V205H224L225 207H222V208H221V204H220ZM252 203H253V202H252ZM255 203H254V204H255ZM102 204H103V205H102ZM137 204H136V205H137ZM145 204H146V205H149V204H150L149 207H150L152 210H151L149 213L152 212V213L155 214L154 211H157L156 214L159 213V215H156V214L154 215V214H152V213L149 215V213H148V209H149V207L146 206V207H147V210H146V209L144 210V208H146V207H145ZM186 204H183V205L187 206L188 204H187V205H186ZM195 204H194V205H195ZM202 204H203V203H202ZM204 204H203V205H204ZM261 204H262V203L259 202L258 206L261 205ZM124 205H127L125 208H126V211H128V214H129V215L131 214L130 216L127 214V212H126V214L123 213V211L125 212V209L122 208V206L124 207ZM138 205H137V206H138ZM203 205H201V207H205V208L207 209V206H203ZM223 205H222V206H223ZM230 205H231V204H230ZM247 205H248V204H247ZM249 205H250V204H249ZM113 206H115V207H113ZM164 206L166 207V205H164ZM170 206H171V209H172V205H170ZM181 206H182V204H181ZM181 206H180V207H181ZM195 206H197V205H195ZM239 206H240V205H238V207H239ZM243 206H246V205H242V207H243ZM254 206H255V205H254ZM261 206H262V205H261ZM69 207H71L73 210L70 209ZM107 207H106V208L103 207V210L105 209V210H106V213H108V212H107V210H108ZM167 207H168V205H167ZM187 207H188V206H187ZM187 207H186V208H187ZM198 207L200 208V206H198ZM213 207H214V208H213ZM246 207H247V206H246ZM246 207H245V209H243V210H249V209H246ZM83 208H82V209H83ZM114 208H115V210H113ZM141 208H143V209H141ZM183 208H184V207H183ZM188 208L190 209V207H188ZM193 208H194V207H193ZM205 208H204V210H203L202 208H200V210L202 209V210H201V213L204 212V211H205V212L207 211ZM243 208H244V207H243ZM248 208H249V206H248ZM61 209H62V211H61ZM69 209H70V211H72L73 214L69 211ZM99 209H100V207L97 208L96 211H99ZM121 209H122V212L120 213ZM165 209H167V208H165ZM168 209H169V208H168ZM168 209H167V210H168ZM189 209H188V210H189ZM219 209L217 210V211H218L217 213L219 214V216H218V214L216 215V213H215V216L211 215L210 217L213 216L214 219L216 218L215 221H216V220L218 221V220L221 219V221L223 220L222 222H224L227 218L230 219V216H229V215H231V214L228 213L229 215H226L227 213L225 212V211H226L225 209L221 210L220 213H219ZM230 209H231V208H230ZM263 209H264V208H263ZM86 210H90V211H89L90 214L88 215V216H89V217H88V220H86L87 217L85 218L84 216H82V218L84 217V218L82 219V218H81V215H83V214H80V212H79V211H81V212L84 213V215H85V212H87ZM141 210H142V211H141ZM167 210H166V212H167ZM185 210H186V209H185ZM224 210H225V211H224ZM59 211H60V212H59ZM63 211H65L66 213H71V214H68V215L70 216V218L73 217L74 215H76V214H74V213H79L78 217L75 216V218H73V219H79V218H80V219H81V220L79 219V220L81 221L80 223H83L84 220H85L84 223H86L87 221H89V222L91 221V224H90L89 222H87V223H89V224L86 223L87 225L84 224V225H85V230H86V227H88V225H89V226L91 225V227H95L94 224H95V225L98 224V227H99V225L102 223V224H101V228H100L101 231H99V229L96 227V230H95L94 228L92 229V231H89V230H88L89 233H90V232H94V233H90V234L88 233V234H87V232L85 231L86 233L84 234V230H83V231L81 230V229L84 227V225H82V227H81V226H80L81 224H77V223H79V222H74V221H73V223H72V222H71L72 220L70 221V220L68 219L69 216L66 217L67 220H66V218H64L67 222L70 221L69 224H68L67 222L65 223L64 219H63L64 222L62 221L61 217L63 218V216H64V214H65V212L62 213ZM68 211H69V212H68ZM129 211H132V213H130ZM135 211H136V212H135ZM137 211H138V214H141V212H142V214H141L142 216L138 215V214H137ZM139 211H141V212H139ZM143 211H144L145 213H146V211H147L148 216H147L146 214L144 215V214H143V213H144ZM162 211L165 212L164 209H163ZM162 211H161V212H162ZM222 211H224V212L222 213ZM229 211H230V210H229ZM240 211H242V209H241ZM250 211H251V210H250ZM255 211H256V210H255ZM163 212H162V214H163ZM168 212H169V211H168ZM171 212H172V211H171ZM171 212H170V213H171ZM177 212H179V211L177 210ZM182 212H183V210H182ZM182 212H181V213H182ZM185 212H187V211H185ZM185 212H183V214H180V215H182V217H183L184 214H185ZM235 212H236V211H235ZM257 212L259 213V212H262V211H257ZM59 213H62V216H60ZM95 213H96V214H100V216L98 215L100 218H101V217H102V218L104 217V219H102V220H103V222H104V220H105V222H104L105 224L102 222V220H101L98 216L95 215ZM134 213H136V215H137L138 217L134 216V215H135ZM170 213H168V215H169ZM174 213H176V212H174ZM189 213H190V212L188 211V212H187L188 215H187V214H185V215H187V217H188V216L191 215V214H189ZM196 213H197V212H196ZM206 213H207V212H206ZM225 213H226V214H225ZM243 213H244V211H243ZM243 213H242V214H243ZM247 213H248V212H247ZM247 213H246V215H247ZM255 213H256V212H255ZM258 213H257V214H258ZM262 213H263V212H262ZM87 214H88V213H86V215H87ZM103 214H104V215H103ZM119 214H121V215H119ZM122 214L124 215V217H123ZM132 214H134V215L132 216ZM164 214H165V213H164ZM171 214H173V213H171ZM197 214H198V213H197ZM203 214H204V213H203ZM209 214H206V215L204 214V215H205V216H204L205 218H204V217L201 218V219H202V222H201V223H203V221H204V222L206 221V222H207V227L204 226V225L202 226L201 223H200L201 226H200L199 224H196L197 226L194 225V227L192 226V227L194 228V230H195L198 226L207 228V229L203 228V229H205V230H203V231H204V232H203V231L200 229V227H198V228L200 229V230H199V229H198V230H199V231H202L201 233H200V232L198 233V230H197V229L195 230L196 233H198L197 235H198L200 238H199V237H196L194 234H193L194 236H192V235H190V234H189L190 236H187V235H186L187 237H190V238H186V236L184 237L183 234L181 233V231L179 230V232L182 234V236H183L184 238H186L187 240H188V239H191V236H192V237H196V238L194 239V241H193V238H192L191 240H189V241H191V242L193 241L192 244H191V242H189V241H184V240L180 241V242H181V243H180L179 240H178V242H179L180 245H181L180 247H182L181 249L184 251V248H185V251H186L187 253H186L185 251H184V253H185L186 255H187L188 253H190V254H188L186 257H188V256H190V255L193 256L194 258L192 257V259H193L195 262H196L197 258H200V257H198V256H201L199 253H201V252L203 251V249H205V250L207 251L210 247H211L210 250H211L212 252H209V251H208V252H205V251H204V253H205L204 255H206V257L203 255V259H204V260L202 259V256H201L202 261H205V263L208 262V264H234L235 262H238V259L241 257L240 255L237 256V254L240 253V252H238V251H241V252L243 253L242 250H244V252H245L246 250L243 249V245H244V244H243V243L240 244V241H242V240H244V239H243V237H242V239H240L241 237H240L239 233L236 232L237 228L235 227L236 225H234V224H236V222H235L236 220L234 221V218H232V216H231V220L233 221L232 225L235 227V229H234V227L232 228L231 224H230L229 222L227 223V221L224 222V223H222L221 221H219V222H221V223H219V222H215L214 219L212 220V221H214L215 223H218V224H220V225H222V226H224L223 224H226V223H227V224L223 227L224 229L226 228V229L224 230V232L221 230L222 233H224V234L222 235V234H221V231H218V230L221 229L222 226H220V225L218 226V224H216L217 226L215 225V230H214V228H213V227H214V226H213L214 222H213L212 224H209V222H210V223L212 222V221H210V218L207 217V216H209ZM237 214H238V213H237ZM263 214H264V213H263ZM71 215H72V216H71ZM101 215H103V216H101ZM125 215H128V216H125ZM153 215L156 216V219L154 218ZM166 215H167V214H166ZM249 215H251V213H250ZM65 216H66V215H65ZM79 216H80V217H79ZM119 216H120V218H121V216H122L123 218L120 219V218H118ZM163 216H164V215H163ZM200 216H201V215H200ZM216 216H217V217H216ZM228 216H229V217H228ZM234 216L236 217L235 214H234ZM243 216H244V214H243ZM252 216H253V214H252ZM252 216H251V217H252ZM177 217H178V215H177ZM179 217H180V216H179ZM185 217H186V216H185ZM195 217H196V216H195ZM195 217H194V218H195ZM219 217H221V218H219ZM251 217H250V219H251ZM256 217H257V216H255V218H256ZM259 217L261 218V216H259ZM263 217H264V215H263ZM140 218H139V220H140ZM153 218H154V220H153ZM161 218H163V217H161ZM166 218H167V217H166ZM180 218H181V217H180ZM208 218H209V219H208ZM217 218H218V219H217ZM109 219L112 221V224L110 223V220H109ZM117 219H118V220H117ZM119 219H120L121 221H120ZM168 219H169V216H168V218H167L166 220H163V221H164V222H165V221H168ZM171 219H172V218H171ZM171 219H170V220H171ZM184 219H185V218H181V220L185 221ZM211 219H212V218H211ZM257 219H258V217H257ZM263 219H264V218H263ZM263 219H262V220H263ZM79 220H78V221H79ZM98 220H101V222L98 221ZM108 220H109V221H108ZM152 220H153V221H152ZM170 220H169V221H170ZM187 220H189V219H187ZM208 220H209V222H208ZM231 220H229V221L232 222ZM114 221H115V222H114ZM117 221H118V222H117ZM119 221H120V222H119ZM134 221H135V220H134ZM151 221H152V222H151ZM158 221H157V223L159 224L161 220H160L159 222H158ZM163 221H161V225H163ZM200 221H201V220H200ZM247 221H248V220H247ZM249 221H251V220H249ZM249 221H248V222H249ZM252 221H253V220H252ZM254 221H255V220H254ZM256 221H257V220H256ZM96 222H97V223H96ZM98 222H99V223H98ZM181 222H182V221H181ZM188 222H189V221H188ZM258 222H259V221H258ZM70 223H71V224H70ZM93 223H94V224H93ZM113 223H115V225H113ZM116 223H119V227H122V226H123V228L125 229L126 232H125L123 229L118 228V224H116ZM135 223H136V222H135ZM135 223H134V224H135ZM146 223H148V224H147L148 227H151V226H149V224H150V225H153V226L151 227V229H154V230H155V233H154V234H153V230H151L150 228H148L149 230H148L147 228H144V227H147V226H146ZM246 223H247V222H246ZM255 223H256V222H255ZM72 224H73V225H72ZM76 224H77L78 226L74 227V225H76ZM92 224H93V226H92ZM106 224H107L108 227L106 226ZM108 224H111V228H110V225H108ZM158 224H157V225H158ZM183 224H184L185 227H182V228H183L185 231H187V233H191L192 230H190V228L192 229V227L189 226V225L187 224V221H186V223L183 222ZM186 224L189 226V230L187 229L188 226L186 227ZM189 224H190V223H189ZM203 224H205V223H203ZM208 224L212 227V229H213V233H209V232H207V231L212 232L211 229H208V228H209V225H208ZM228 224H229L230 226H229ZM253 224H254V223H253ZM253 224H251V227H250V228H252V225H253ZM259 224H260V222H259ZM263 224H264V223H263ZM68 225H69L70 227H68ZM116 225H117V227H114V226H116ZM126 225H128L127 228H126ZM131 225H132V224H131ZM155 225H156V223H155ZM244 225H245V224H244ZM261 225H262V222H261ZM72 226L74 227V229H76L77 227H79V229H76V231H73V230L71 229V230L69 231L70 228H73ZM96 226H97V225H96ZM103 226H106V227H103ZM163 226L166 227V223H164ZM181 226H183V225H181ZM228 226H229V227H228ZM239 226H240V225H239ZM247 226H249V225H247ZM255 226H256V224H254V227H255ZM91 227H90V228H91ZM112 227L114 228L113 230H114L115 232H118V233H115L113 230L110 231V229H112ZM165 227H162V226L160 227V224H159V227H157V230H159V228H162V229H160V230H163ZM195 227H196V228H195ZM217 227H218L219 229L216 231ZM240 227H241V226H240ZM254 227H253V228H254ZM263 227H264V226H263ZM68 228H69V229H68ZM80 228H81V229H80ZM88 228H89V227H88ZM102 228H106V230H107V228H108V230H109L111 233L108 232V231H106V232H108V233H107V235H105V237H104L103 235L106 234V232H104L105 229L102 230ZM109 228H110V229H109ZM116 228H118L120 232H119L118 229H116ZM182 228H181V229H182ZM185 228H186L187 230H186ZM223 228H222V229H223ZM250 228H247V229H250ZM83 229H84V228H83ZM97 229H98V230H97ZM120 229H121V230H120ZM126 229H127V230H126ZM133 229H134V226H133V228H132V226H131V230H133ZM140 229H141V230H140ZM146 229H147V230H146ZM183 229H182V230H183ZM245 229H246V228H245ZM245 229H244V230H245ZM260 229H262V228H260ZM260 229H259V232L262 233V230L260 231ZM77 230H79V231H77ZM90 230H91V229H90ZM137 230H136V231H137ZM165 230H166V229H165ZM184 230H183V233H185ZM194 230H193V232H194ZM252 230H253V229H252ZM254 230H255V232H256V230H258V229H254ZM254 230H253V233H254ZM95 231H97V233H96ZM98 231H99V233H98ZM102 231H103L104 234L101 233ZM129 231H130V230H129ZM151 231H152V233H151ZM190 231H191V232H190ZM205 231H206V233H209V234H211L212 236H213V234H214V235H217V232H218V234H221V236H223V237L220 236L222 240H221V239H218V238H220V237H219V235H217V237H218L217 239H214V238H216V236H214V238L212 237L213 239H212L211 241H209L206 237L208 236V238L211 239V235H210V236H209V234L206 235ZM215 231H216V233H215ZM76 232H78V233L80 232V236L82 235V232H83V234H84V235L81 236L82 239L80 238L82 241L79 239V240H77V241H79V242H76V243H78V244H82V245H81V246H82L81 252L78 251V252L81 253V254L78 253V254H80V255L77 254V250L80 248V245L77 246L78 249H75L76 253H75V251H74V249H73V248L75 247L74 245L76 244V243H74V245H73V242L76 241L75 239H77V238L80 237V236H78V235L76 234ZM112 232H113V233H112ZM122 232H123V233H122ZM149 232H150V233H149ZM179 232H178V233H179ZM219 232H220V233H219ZM239 232L241 233V231H239ZM249 232H250V230H249ZM71 233H72L74 236L71 237ZM95 233H96V234H95ZM114 233H115V235L121 233L119 236H125V237H123V238L121 237V238H122V239H121L122 241H121L120 238L118 237V238H119L118 241L115 242V241H116V238H113V237H115V236H113ZM128 233H129V232H128ZM147 233H149V234H147ZM156 233H157V234H156ZM160 233H163V231L160 232ZM187 233H186V234H187ZM194 233H195V232H194ZM196 233H195V234H196ZM203 233H204V234H203ZM246 233H247V232H246ZM261 233H260V234H261ZM91 234H93V235H91ZM97 234H101L100 237L102 236L103 239L105 238V240H103L102 237H101V239H100L99 235L96 236V237H97V238L99 237L98 239H100V240H98L97 238H95L94 235H97ZM102 234H103V235H102ZM108 234H113V235H112L113 237H112L111 235H108ZM123 234H124V235H123ZM132 234H134V233H132ZM191 234H192V233H191ZM201 234L204 235V236H202V238H201ZM242 234H243V233H241V235H242ZM244 234H245V233H244ZM248 234H249V233H248ZM250 234H251V233H250ZM250 234H249V235H250ZM256 234L258 235V233H255V235H256ZM263 234H264V231H263ZM263 234H262V235H263ZM76 235H77V238H75ZM135 235H136V232H135L134 236H135ZM145 235H146V237H145ZM179 235H180V234H179ZM179 235H178L177 237H179ZM249 235H248V236H249ZM253 235H254V234H253ZM107 236H108V240H107ZM109 236H110V238L112 237L113 240L115 239L114 241L112 240V241H113L112 244H114V242H115V245H114V246L111 244V242H110L111 240L109 239ZM147 236H148V239H147ZM153 236H154V237H153ZM182 236H181V237H182ZM242 236H243V235H242ZM245 236H247V234H246ZM160 237H161V236H160ZM181 237H180V238H181ZM258 237L261 239L260 235H259ZM262 237H264V236H262ZM74 238H75V239H74ZM112 238H111V239H112ZM162 238H163V237H162ZM71 239H72V241H73V240H75V241H73V242H72V241L68 242V240H71ZM95 239H96L97 241H101V242H102V240H103L102 246H100V244H99L100 242L97 243V244L99 245V247H101V248L103 247V249H105L106 253H107V252H111L112 254H113V253H114V254L110 256V253H109V254H107V255H104V257H103L102 255L105 253V251H104L103 249L101 250L99 247L96 248V242H97V241H95ZM159 239H161V238H158V242H157V239H156V241L153 240V242L150 243V244L147 246V247H149V246L151 245L149 248L153 247V249L151 248L150 251H149V250H148V251L145 250V249H148L147 247H146V248L144 247L145 245L142 246V247L144 248V249L142 248V250L146 251V253H147V255H148V258H151V256H152V259H153V258H154L153 256L158 255V256H156L157 258H156V257L154 258V259H156V262H155V260L153 261V260L150 259V260H151V263H150V261H149V264H173V263H167V262L169 261L168 259H170L169 257H171V255H169V257H168V259H167V258H166L167 255H166V256H165V255L162 256L163 254H162V255H159V254H157V253H159V251L157 252L156 249L154 250V246H157V249L159 250L158 247H159V245L161 244V242L159 241ZM249 239H250V238H249ZM254 239H255V237H254ZM254 239H253V240H254ZM256 239H257V238H256ZM260 239H259V240H260ZM262 239H263V238H262ZM262 239H261V240H262ZM145 240H144V241H145ZM148 240H149V241H148ZM205 240H207L208 242L206 243ZM219 240H221V241H219ZM105 241H106V242H105ZM120 241H121V243H122L123 241H124V242H123L122 244H121V243H118V242H120ZM125 241H126V242H125ZM175 241H177V239H176ZM203 241H204V242H203ZM215 241H216V242H215ZM246 241H248V240H246ZM71 242H72V243H71ZM154 242H156V243H159V242H160V244H157V245L155 244L154 246H152V244H153ZM183 242H185V243H183ZM186 242H189V244H190L189 246H191V245L194 246V247H193V246H192V247L194 248L195 251H194V250H193L194 252L191 251V252L194 253V254H191V252L188 250L189 247H187L188 249H187L186 247H184V246H188V245H187L188 243L186 244ZM209 242H211V243L214 242L215 245H216V246H215L216 248L214 247V243H213V245H211ZM263 242H264V241H263ZM68 243H71V244H70L71 246L69 245L71 248H68V247H69V246H68ZM104 243L106 244L105 247H104ZM146 243H145V244H146ZM174 243H175V242H174ZM176 243H177V242H176ZM176 243H175V244H176ZM249 243H250V242H248L247 244H249ZM253 243H254V242H253ZM78 244H76V245H78ZM108 244H109V245L111 244V245L109 246V249L106 248V247L108 246ZM118 244H119V245H118ZM126 244H129V243L127 242ZM177 244H178V243H177ZM206 244H207V248H205ZM120 245H121V246H120ZM146 245H147V244H146ZM195 245H196V246H195ZM208 245H210L209 248H208ZM240 245H241V246H240ZM252 245H253V244H251V246H252ZM255 245H256V243H255ZM259 245H260V242H259ZM263 245H264V243H263ZM112 246H113L114 248H113ZM119 246H120V247H119ZM130 246H131V245H130ZM111 247H112L113 249H115L116 251H115V250H114L113 252L110 251V248H111ZM128 247H129V246H128ZM160 247H161V246H160ZM180 247H179V248H180ZM183 247H184V248H183ZM192 247H190V249H191ZM240 247H241V249H240ZM244 247H245V246H244ZM258 247H259V246H258ZM75 248H76V247H75ZM112 248H111V249H112ZM117 248H118V249L120 248V251H119V252H118ZM122 248H123L124 250H122ZM129 248H131V247H129ZM133 248H134V247H133ZM133 248H131L132 251H130V250H126V251L129 253V257H130V255H131V257L129 258L128 255L125 254V255H127V257L129 258L128 260H129V262H130V263H128V262H127V258H126V259L124 260L125 263H126V262H127L128 264H140V262L143 263V264H144V262L147 263L148 260H149L148 258H146V260H143V262H142V260H141L142 258H140V257H142V255H143V259H145L144 257H147V255H144L145 252L141 251V252L143 253V254H141V252H140V253L137 252V251L135 252V250H134ZM212 248H213V249H212ZM259 248H260L259 251H262V250H261V247H259ZM68 249H69V250L71 249V251H73V252H71V253H72L73 255H75L74 258L70 256L71 253H69V250H68ZM98 249L101 250V251H99ZM113 249H112V250H113ZM126 249H128V248H126ZM186 249H187L188 251H187ZM239 249H240V250H239ZM247 249H248V248H247ZM249 249H250V248H249ZM249 249H248V250H249ZM252 249H253V248H252ZM257 249H258V248H257ZM262 249H263V248H262ZM79 250H80V249H79ZM108 250H109V251H108ZM151 250H153V251H151ZM182 250H181V251H182ZM196 250H197V253H198V254L196 253ZM214 250H215V251H214ZM250 250H251V249H250ZM103 251H104V253H103ZM126 251H125V253H127ZM133 251H134V254H133ZM251 251H252V250H251ZM255 251L257 252V254L260 253V252H259L258 250H256V249H255ZM100 252H101V253H100ZM148 252H150V253H148ZM153 252H154V253L156 252L155 255H154ZM213 252H215L214 256H213ZM248 252H249V251H248ZM263 252H264V251H262L261 253L264 255ZM68 253H69V256H67ZM115 253H118L119 255H120V254H121V255H120V256H119L118 254L115 255ZM136 253H137V254H138V253L141 254V256L139 257V255H137ZM146 253H145V254H146ZM160 253H161V252H160ZM195 253H196L197 258H196V256H195ZM207 253H210L213 257H210L211 255H210V254H207ZM249 253H250V252H249ZM252 253H253V252H252ZM261 253H260V254H261ZM135 254H136L138 257H135V258L131 261V259L135 256ZM150 254H152V255L150 256ZM181 254H182V253H181ZM201 254H202V253H201ZM240 254H241V253H240ZM243 254H244V253H243ZM246 254H247V252L245 253V255H246ZM257 254H256V255H257ZM260 254H259V255H260ZM65 255H66V257H65V260H66V261H65V260H62V259H64V256H65ZM73 255H72V256H73ZM100 255H101V256H100ZM182 255H184V254H182ZM207 255H208V256H207ZM112 256H113V257H112ZM149 256H150V257H149ZM191 256L189 257L190 259H191ZM236 256H237V257L240 256V257L237 259ZM249 256H250V255H249ZM99 257H100V258H99ZM101 257H103V258L101 259ZM159 257H160V258H159ZM162 257H163V258H164V257L166 258V259H164V261H165V260L167 261V262L165 261L166 263H165V262L163 263V259H162ZM204 257H205V258H204ZM243 257H244V256H243ZM252 257H254V255H252ZM262 257H264V256H262ZM67 258H69V259H67ZM75 258H78V259H75ZM110 258H112V259H110ZM119 258H120V259H119ZM189 258H188V259H189ZM259 258H260V256H259ZM79 259H80V261H79ZM121 259H122V260H121ZM147 259H148V260H147ZM190 259H189V260H190ZM192 259H191V261H192V263H193L194 261H193ZM195 259H196V260H195ZM201 259H200V260L198 259L196 263L194 262V264H197L198 262L202 264ZM205 259H206L207 261H206ZM240 259H241V258H240ZM263 259H264V258H263ZM108 260H111V261H108ZM115 260H116V261H115ZM159 260H160L161 262H158ZM185 260H187V259H185ZM63 261H65V262H63ZM102 261H101V264H103ZM152 261H153L154 263H152ZM246 261H247V258H246ZM246 261H245V262H246ZM253 261H254V260H253ZM107 262H108V263H107ZM117 262H116V264H119V263H120V262H118V263H117ZM131 262H132V263H131ZM157 262H158V263H157ZM170 262H171V261H170ZM240 262L243 264L242 261H239V264H240ZM248 262H249V261H248ZM256 262H257V260H256ZM260 262H261L262 264H264V261H263V260L260 261ZM125 263H124V264H125ZM127 263H126V264H127ZM188 263H189V264H192V263H190L189 261H188ZM199 263H198V264H199ZM205 263L203 262V264H205ZM253 263H254V262H253ZM258 263H259V262H258ZM261 263H260V264H261ZM113 264H115V263H113ZM147 264H148V263H147ZM185 264H186V262H185ZM235 264H236V263H235Z\"/></svg>",
  "mask_w": 264,
  "mask_h": 264
}]
</instances>
